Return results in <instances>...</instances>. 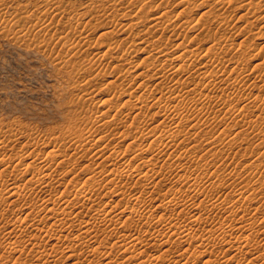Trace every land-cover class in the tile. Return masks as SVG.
<instances>
[{
	"label": "rangeland",
	"instance_id": "obj_1",
	"mask_svg": "<svg viewBox=\"0 0 264 264\" xmlns=\"http://www.w3.org/2000/svg\"><path fill=\"white\" fill-rule=\"evenodd\" d=\"M124 1H126V0H124ZM130 1V0H129ZM164 1L165 0H163V2L162 3H164ZM169 2H167V1H165V4H164V8H163V5H162V8L164 9H161V7L160 8H158V10H156V8H154V6L155 7H157V6H159V4L161 3V0H152V3L150 4V5H152L153 7H151L152 8V11L150 10L149 11V14H148V20L145 22V25H142L141 26V24L140 25H138V27H134V28H132L129 32L127 31V32H124V34L123 33H120V32H114V33H111V35L110 34H107V36H105V35H103V36H101L100 34H101V32H105V30H103L104 29V27H108L106 24H107V22L105 21H103V19L101 18V15H102V13H105L106 12V14L107 15H111V16H115V17H117L118 18V13H116L115 12V10H113L112 8H111V3H110V1L109 0H0V8L2 9V11H0V18H2V19H0V142H1V144H0V146H2L3 144V150H2V152H1V155H0V158H2V160H1V162H0V176H1V181L2 182H0V189L2 188V190H4L3 192H1L0 194V200H9V198H8V192H6V190H7V188L5 187L6 185H7V183L9 184V183H13L15 186L17 185H22V186H20V187H23L22 189L23 190H21V193H23V191H24V193L21 195V197L19 198V199H15V201L17 202H15V203H13V202H10V201H12V200H9V202L11 203H9V202H7V201H0L1 202V204H0V209H1V207H2V209L3 210H5V209H7V211H6V213L3 211V213H5L6 215H4V216H7L8 218H6V217H3V218H1V216H2V209L0 210L1 211V216H0V251L3 253H1L0 252V264H18L17 262H15V260L17 259V258H20V261L22 262H25L26 264H103L102 262H107L106 264H144V261H146L145 262V264H149V263H151V264H178V262L181 264H183V262L185 261V263H186V261H188V264H192L193 262H195L194 264H199V262L201 263V264H208V263H213L214 262V264L216 263L217 264V261L216 260H219L218 261V264H240V262H243V263H241V264H252L250 261H252L253 262V264H260V263H264V237L261 239V238H259V237H262V236H264V186L263 187H260V185L262 184H264V132H262L264 129V119H257V122L255 121V122H251V124H249L248 123V125L246 124L247 122H245V119L243 118V116H240L239 115V113L237 112V110H233V109H236V106L231 110V105L232 106H234V105H237L238 103V101H237V99H239V97L241 98V101H242V98L244 97V102H248V101H250V102H252V103H250V105H251V107H250V110H248L246 113H248V116L249 117H257V118H259L260 116H263L264 115V103H262L261 101H259L258 102V99H260L261 97L259 96V95H261L262 96V99H264V86H263V84L261 83L262 81V78L264 77V68L263 69H261V70H259L258 68V66L256 67L255 65H256V63H257V61H261V59L260 58H262V57H264V56H262V55H264V35H262V33H260V31H259V27H260V25H264V19H258V20H255V18L254 17H252V16H254L255 14H253V13H248L247 11L248 10H245V8H241V7H239L240 6V4H242L239 0H228V1H230V2H228V1H226V0H222V3L220 2V4L219 3H217L216 5L217 6H215V2H209L210 3V5H213V7H215V11L216 10H218L219 12H221V11H225V9H226V15H228V13H229V15L228 16H230L229 18H228V24L226 23L224 26H221V24L220 25H218V23H217V21L214 19V20H212L213 18L211 17V16H207V18L206 17H204V19L202 18V17H199V16H201V12H204L205 10H208V7L209 6H207V9H206V5H204V6H196V5H198L197 3H195V4H193L192 5V3H191V5L189 4H180L179 3V0H168ZM253 1H255V2H257L258 0H253ZM48 2H49V4H48ZM159 2V3H158ZM243 2V1H242ZM157 4L158 3V5H154V4ZM167 3V4H166ZM225 3H228V5L226 4V8H223L222 6H224L225 5ZM230 3V4H229ZM257 3H260L261 5H262V7L263 8H261V9H259L258 11H257V15H260V14H262V15H264V0H259ZM263 3V4H262ZM89 5V7L88 8H86V7H84V5ZM49 7H48V6ZM59 5V6H58ZM149 5V6H150ZM166 5V6H165ZM170 5V6H169ZM219 5H220V7H219ZM231 5V6H230ZM50 6H51V8H50ZM53 6V7H52ZM186 6V7H185ZM166 7H167V9H166ZM187 7H189V8H187ZM192 7H193V10H192ZM195 7H198L197 9L195 8ZM225 7V6H224ZM235 7V8H234ZM191 8V9H190ZM221 8V9H220ZM223 8V9H222ZM0 9V10H1ZM7 9V10H6ZM150 9V8H149ZM155 9V10H154ZM147 10H148V8H147ZM167 10V13L170 15V16H172V15H174V17L172 16V19L173 20H175L176 19V21L178 22V21H180V23H182L185 19H187L188 18V21H186V22H184V23H182V25L184 24V26H182L181 27V29L179 28L178 30H177V35L175 34V36H174V34L173 35H171L170 33H164L163 35V38H161L160 39V42L159 43H157V45L156 46H148L147 47V45L146 44H143V43H140L139 41L141 40V38L142 37H145V36H147V35H144L143 36V34H142V36H136L135 34L137 33V31L138 30H140V29H142V28H145V26H148V24L151 22L150 21V18L152 17V15H155V14H157L158 12H160V11H166ZM186 10V11H185ZM188 10V11H187ZM190 10H192V11H190ZM204 10V11H203ZM18 12V14H17V12ZM22 11H23V13H22ZM45 11H47V13L49 12V13H53V15H57V18H56V22H57V20L59 21V22H55L56 23V28H55V30L53 31V33H55V38H57V37H60V38H65L63 41H67L66 42V45L64 46V44H60V43H57V39H55V41H53L52 43L53 44H51V37H49V35H44V34H42V33H32V35L33 36H30V35H28V36H26V37H24L25 35L23 34V33H25L24 32V29L23 28H25V29H27V30H29L28 28L30 27V29H32L33 27H35V24L37 25V23L39 22V20L41 19V18H43V16H44V14H47V13H45ZM186 12V14H188V17L187 18H185L186 16H185V12ZM3 12V13H2ZM8 12V13H7ZM13 12H15V14H13ZM183 12V13H182ZM217 12V11H216ZM2 13V14H1ZM26 13L28 14V15H26ZM125 13H127V11H125ZM124 13V14H125ZM178 13V14H177ZM179 13H180V15H179ZM190 13V14H189ZM11 14V15H10ZM21 14V15H20ZM25 14V15H24ZM39 16H38V15ZM224 14V15H225ZM5 15V16H4ZM10 17H9V16ZM18 16V17H20L18 20L16 19V20H13V17L14 16ZM20 15V16H19ZM22 15H23V17H22ZM178 15V16H177ZM182 15H184L183 16V20L181 19V20H178L179 18V16H180V18L182 17ZM190 15V16H189ZM252 15V16H251ZM13 16V17H12ZM31 17V18H28V19H26L27 17ZM68 16V17H67ZM70 16V17H69ZM74 16H76L77 18L79 17H81L82 19H81V23H83V24H79L77 27L78 28H73V26H72V28H73V30L75 31H86L87 29H90V31L89 30H87L86 32H88L89 31V33L91 34V37H90V35H89V37H90V39L89 38H87V46L86 45H84V43L82 44V47H83V49H82V51L79 53V55H76V54H78L77 53V51L76 50H70V48H69V46H70V42H72L73 41V39H75V41H78L79 39H76V38H74L75 36H76V31L74 32L73 30H72V28L70 29V26H68V27H66V25H65V23H64V21L65 20H67L66 19V17L68 18V20H70V19H72ZM246 16V17H245ZM37 17V18H36ZM41 17V18H40ZM52 16H50L49 18H45V19H43V20H47L48 22H49V20L50 19H52L51 18ZM64 17V18H63ZM198 17L199 18H202V19H200V22H201V20H202V23H204V24H208V23H210V25L208 24V26H210L209 28L211 29V28H214V29H211V30H213V32H210V33H208V34H206V32H202V33H199L200 32V30H199V32H198V30H193V28H192V26H188V23H190L189 25H191V23H196V21H197V19H198ZM3 18H5V19H3ZM6 18H8V19H6ZM10 18H12L11 20H13V21H10L9 19ZM25 18V19H24ZM39 18V19H38ZM192 18H193V20H192ZM197 18V19H196ZM15 19V18H14ZM21 19V20H20ZM23 19V20H22ZM64 20L63 21V23L61 22V20ZM119 19V18H118ZM247 19V20H246ZM122 20H125L124 18H122L121 17V21ZM207 22H206V21ZM210 20V21H209ZM6 21V22H5ZM40 21H42V20H40ZM51 21V20H50ZM104 22L105 23V26H103L102 24H101V22ZM16 22V23H15ZM27 22H29V23H27ZM43 22V21H42ZM52 22V21H51ZM219 22V21H218ZM247 22V23H246ZM250 22H252V26L250 27ZM41 23V22H40ZM61 23V25H59ZM100 23V24H99ZM23 24V25H22ZM26 24V25H25ZM63 24V25H62ZM206 24V25H207ZM10 25H11V27H10ZM14 27H13V26ZM20 25V26H19ZM22 25V26H21ZM31 25V26H30ZM34 25V26H33ZM101 25V26H100ZM247 25H248V27H247ZM33 26V27H32ZM81 26V27H80ZM82 26H84V27H82ZM91 26H92V28H91ZM259 26V27H258ZM13 27V28H12ZM18 27V28H17ZM20 27H22V28H20ZM88 27V28H87ZM103 27V28H102ZM149 27V26H148ZM187 27V28H186ZM216 27H217V29H216ZM245 27V28H244ZM258 27V28H257ZM68 28V29H67ZM84 28V29H83ZM147 28V27H146ZM192 28V29H191ZM12 29V31H10ZM13 29H14V32L16 33V31L18 32L19 30L18 29H20V32H22V34L23 35H20L21 33H19L18 32V34L19 35H17V33H16V35H15V33H14V35H13ZM16 29V30H15ZM21 29H22V31H21ZM58 29V30H57ZM82 29V30H81ZM92 29V30H91ZM96 29V30H95ZM148 29V28H147ZM194 29H197V28H194ZM224 29V30H223ZM251 29V30H250ZM9 30V31H8ZM93 30H94V32H93ZM118 30V29H117ZM221 30V31H220ZM263 29H261V31H262ZM8 31V32H7ZM26 31V30H25ZM57 31V32H56ZM60 31V32H59ZM258 31V32H257ZM264 31V30H263ZM262 31V32H263ZM67 32H69V33H67ZM72 32V33H71ZM178 32H180V34L178 33ZM52 33V34H53ZM74 33H75V35H74ZM116 33V34H115ZM199 33V34H198ZM205 33V34H204ZM214 33V34H213ZM58 34V35H57ZM71 34V35H70ZM201 34V35H200ZM210 34V36L212 37H208L207 35H209ZM213 34V35H212ZM217 34H220V35H217ZM224 34V35H223ZM57 35V36H56ZM62 35V36H61ZM67 35H68V37H67ZM132 35V36H131ZM195 35H197V37H198V35H199V39L197 38V37H194ZM202 35H204V36H202ZM8 36H10V37H8ZM64 36V37H63ZM129 36V38L130 39H128L127 37ZM149 36H150V34H149ZM168 36H170V38L171 39H168L167 37ZM218 36V37H217ZM219 36H227L226 37V39H228L231 43H232V45L229 47V52H227L228 53V55H230V56H228L227 55V53H226V55L225 56H223V59H224V61H225V59H226V61H225V65L227 64L228 66H226L225 67V65H224V70H227L226 72H228L229 71V69H230V71H231V69H233V67L236 65L237 66V64H235L236 62L237 63H241V65H240V68L242 67V65H243V67H242V69L241 70H243V71H246L245 70V68L247 69V71H248V69H249V71L247 72V75L248 76H246V78H245V83L246 84H244L242 87H241V91H245V89L248 87V84H249V89L247 90V92L245 91H243L244 92V94H245V96H244V94H243V92H240L239 91V89L237 90H235V89H233L232 88V84H233V82L232 81H234V79L235 78H238L237 76H238V74L239 73H237V71L238 72H240L239 70H235V71H233V72H228V75H227V73L226 74H224L223 76H225L224 78L223 77H221V79H223V81L222 82H220V86L219 85H217L218 86V88L215 90H210L208 87H207V89H209V90H207L206 88L204 89V93H203V96L205 97V95L206 94H208V95H206V97L208 98V100L205 98L204 99V97L202 96V93L201 94H193V93H190L191 94V96H189L188 98V100H190V99H192V100H190V103H193V102H195V103H193V104H197L198 106L199 105H201V106H199V107H202L203 108V106H204V110L202 109V111L201 110H199L198 108V110L200 111V112H198L197 110H195V111H197V112H192V111H190L191 109H190V106H188V105H184V104H179V106H178V108L180 107V105H181V107H182V109H183V112H182V110L181 109H179L178 111L180 112V113H183V114H185L186 112H191L192 114V116H190V114L188 113H186V115H188L189 117H190V119H188L189 117H187V121L186 120H184L183 119V123H182V120H179V119H177V118H179V117H176L175 118V120H177L178 121V123L177 124H175L174 122H177V121H175V120H169V121H172V122H170V124H172L173 126L172 127H174V130L175 131H177L178 133H179V135H178V137H176L175 138V142L176 143H173V145L170 147V148H168V150L166 149V150H164V151H162V153H161V155H159L158 156V158H155V159H159V160H161L162 158H166L165 159V161L167 160V159H170V157H173L174 156V153H175V157H173L172 159L173 160H175V158H177V160H179V161H185V162H183V163H181V165H180V167H185V166H189L188 167V170H187V167H185V171L182 169V168H178V167H175V168H172L170 171H169V169L167 168V166L165 167L163 164H165V161H164V159L163 160H161L160 162V164L158 165V168H159V174L157 175V173H153V172H149L148 174H147V177L148 178H151V179H148V178H145L144 180H142L144 183H142L141 182V180H140V182H139V184H138V181H136V180H125V181H123V183L125 184L124 186H123V183L122 182H118L119 180H120V176H117V178H119V179H117V180H114V178H115V176L117 175H115L114 176V174H109V172H110V170L112 169V171L113 170H116L117 169V171L119 170V168L122 166V162H124L125 161V159H127V161L128 160H131V159H133L132 158V156H140L139 158L137 157V159H138V161L136 160L135 162L136 163H134V160H132V162H131V164L135 167L136 166V168H138V170H137V172H136V170H133V173H134V175H136L135 173H137L138 174V172L140 173V172H142V173H144L145 171H146V169L145 168H147V166H145V165H142L141 164V162L140 161H142L143 160V158L144 159H146V157H147V159L148 158H150L151 156H153V154H150V153H152L153 152V148L151 149V151L149 150V149H147V147H146V149H144L145 147H143V148H141L142 150H140L139 149V147H138V145H136V144H134L133 146H135V147H133L132 145H131V141H133V138H131V137H133V136H135V135H139L140 133H141V135H142V132H143V130L145 131L147 128H152V127H154L155 125L156 126H159V129H158V131H156V133L158 134V136H159V134H160V136L161 137H163L164 139H166V137L168 136L167 134H166V132H164L163 130L164 129H162V126H164L165 124H167L166 122H164V120H162V119H164L163 118V116H162V114H161V116L159 115L158 116V114H157V112L159 111V109H158V107H157V105H154L155 103V100L153 99L154 97H158V90H155L156 88H154V85H157V84H155V82L157 83L158 81H160V80H158L156 77L155 78H153L154 76H151L152 75V73H154L153 71H155L156 72V70H158L159 69V67L160 68H162L161 66H160V64L158 63H154L153 65H151L149 68L150 69H148L149 71H151V72H149L148 74H147V76H143V77H140V78H136V76H134L133 77V81H135V82H133L132 81V85H134L135 83H138L139 81L140 82H142V81H144L146 84H148V86H149V84L150 85H152V87L153 88H151V89H149V90H147L148 89V87H147V85H146V87H141L140 89L141 90H139V88H137V91H136V93H135V95H137V96H143V97H148V95L150 96V92H152V89H153V91H154V94H153V92H152V94L154 95V97H152V96H150L151 98H152V100H154L153 102H152V100L150 99V97H149V99L147 100L148 102H146V104H147V106L145 105V108L142 110V111H144L145 110V112H142L143 113V115H142V113H141V116L139 117V119H137L136 118V120H134V124H135V126L136 127H139L137 130H135V128L134 127H132V128H129L128 129V127H129V125H128V127H127V129H124L125 128V126H127V124L128 123H130V121L132 120L131 118H133L134 117V115L133 114H136L137 113V109L136 108H130V106L128 107L129 109H127V105L129 104V102L130 101H125V98H126V96H128L127 94L129 93V92H127V94H124V95H120V92L118 91V90H120L119 88V86H117L116 88L114 87V88H112V85H108L107 83H108V81H112L113 79H116L117 78V73H115V72H117L116 71V69H115V67L117 66L118 68H120V70L123 68V67H125V68H131V66L133 67V66H135L136 65V67H133V69H135V72H136V70H138V69H140L141 67L140 66H142L143 67V65H141V62L143 63V61L144 60H146L147 61V59H148V57H149V53H154L155 52V49H154V47L156 48L157 46L160 48L161 46L160 45H162L163 44V46L160 48V50H162V51H164V52H166L167 54H174L175 52L176 53H178V52H181L182 51V46H179V43H181V41L182 40H184L183 42H184V45L187 47V48H189V50H190V48L192 47V48H195L196 47V50H198V51H200L201 52V54L200 55H203V52L205 51V49L206 48H208L207 46H211L212 45V43L213 42H215L217 39H220L221 37H219ZM18 37V38H17ZM49 37V38H48ZM124 37H126V38H124ZM138 37L140 38V39H138ZM166 37V38H165ZM214 37V38H213ZM230 39H229V38ZM28 38V40H26ZM70 38V39H69ZM124 39V40H120V39ZM185 38V39H184ZM190 38V39H189ZM196 38V39H195ZM203 38V39H202ZM206 38V39H205ZM24 39V40H23ZM46 39H47V41H49V43H50V45L48 46V47H42V42L44 41V42H46ZM67 39V40H66ZM111 39H113L112 41H114L115 39H119L118 40V43H116L117 42V40H115L114 41V44H116L117 46L115 47L114 46V44H113V42H111ZM155 39H157V38H155ZM168 40V43H166L165 44V42H167L166 40ZM198 39V40H197ZM205 39V40H204ZM207 39H209L208 41H207ZM212 39V40H211ZM125 40H127V42H125ZM163 40H165V41H163ZM169 40H171V41H169ZM195 40H197V41H200V43H198L197 42V44H198V47L196 46V43H195ZM75 41H73V42H75ZM110 43H109V42ZM190 41H191V43H190ZM194 41V42H193ZM213 41V42H212ZM25 42V43H24ZM40 42V43H39ZM54 42L57 44V46H56V44H54ZM72 42V43H73ZM164 42V43H163ZM170 42V43H169ZM193 42V43H192ZM217 42V41H216ZM36 43V44H35ZM37 43H39V44H37ZM63 43V42H62ZM67 43L69 44V45H67ZM61 46H60V45ZM110 44V46H109V49H108V47H107V45H109ZM192 44V45H191ZM203 44V45H202ZM205 44V45H204ZM34 45V46H33ZM39 45V46H38ZM59 45V46H58ZM144 45V46H143ZM149 45V44H148ZM151 45H153V44H151ZM178 45V46H177ZM184 45H183V47H184ZM190 45V46H189ZM200 45H202V47L200 46ZM251 47L252 46V48H247V47H249V46ZM30 46V47H29ZM53 46V47H52ZM63 46V47H62ZM68 47L69 49H67L66 48V50H65V47ZM114 48H113V47ZM123 46L125 47V49L126 50H130V51H128V52H126L125 51V53H127V55L124 53V48H123ZM194 46V47H193ZM200 46V47H199ZM206 46V47H205ZM209 46V47H210ZM232 46H233V48H232ZM247 46V47H246ZM37 47H38V49H37ZM121 49V51H120V49ZM182 49H181V48ZM205 49H204V48ZM245 47H246V49H249L248 50V52L246 51V49H245ZM64 48V49H63ZM85 48H86V50H85ZM113 48V49H112ZM144 48H146V49H144ZM179 48V49H178ZM191 48V49H192ZM199 48V49H198ZM201 48V49H200ZM202 48H203V50H202ZM262 49V51H259V49ZM115 49V50H114ZM147 49H148V51H147ZM237 49L239 50V51H237ZM256 49H258L257 51H256ZM65 50V51H64ZM70 50V51H69ZM168 50V51H167ZM233 50V51H232ZM245 50V51H244ZM68 53H70V54H68ZM103 51V52H102ZM109 51V52H108ZM147 51V52H146ZM150 51V52H149ZM153 51V52H152ZM249 51H250V53H249ZM64 52H66V54L64 53ZM98 52L100 53V54H107V52H108V55H109V53H110V55H109V57L111 56V58H113V64L112 65H110V67H109V69L108 68H106V67H108V66H104V65H102V67L100 66H98L97 64L96 65H92L91 64V60H93V59H95V57L97 58L98 57ZM117 52V53H116ZM118 52H120V53H122V54H120V55H118L119 53ZM253 52V53H252ZM259 52V53H258ZM262 52V55H260V53ZM72 53H74V58H73V54ZM76 53V54H75ZM129 53V54H128ZM131 53V54H130ZM148 53V54H147ZM243 53V55H241ZM253 55H252V54ZM255 53V54H254ZM258 53V54H257ZM72 54V55H71ZM97 54V55H96ZM123 54H125L124 56L125 57H123L124 58V60H127L126 62L125 61H120V60H116L117 58H118V56L119 57H122L123 56ZM250 54H251V57H249L250 56ZM257 54V55H256ZM96 55V56H95ZM107 55V56H108ZM116 55V56H115ZM118 55V56H117ZM235 55H237V58H236V56ZM255 55H256V58L257 59H255L254 60V57H255ZM69 56V57H68ZM78 56V57H77ZM95 56V57H94ZM116 58H115V57ZM128 56V57H127ZM228 56V57H227ZM239 56V57H238ZM253 56V57H252ZM262 56V57H261ZM243 57H245V58H243ZM246 57H247V59H246ZM249 57V58H248ZM70 58V59H69ZM89 58V59H88ZM114 58H115V61H114ZM125 58H127V59H125ZM239 58V59H238ZM252 58V59H251ZM65 59V60H64ZM72 59V60H71ZM84 59V60H83ZM87 59H88V61H87ZM142 59H143V61H142ZM199 59H201L200 60V62L201 61H203L204 59H202V57L200 56V58ZM263 59V58H262ZM72 61V62H69V61ZM90 60V61H89ZM105 60H107V58L105 59ZM228 60V61H227ZM233 60V61H232ZM237 60H240L241 62H239V61H237ZM150 61V60H149ZM148 61V62H149ZM232 61V62H231ZM84 62V63H83ZM87 62H90L89 63V65L87 64ZM120 62H121V64H120ZM227 62V63H226ZM235 62V63H234ZM139 63V64H138ZM246 63V64H245ZM255 63V64H254ZM71 64V65H70ZM82 64V65H81ZM90 64H91V66H92V68H91V66H90ZM74 67H73V66ZM86 65V66H85ZM115 67H114V66ZM122 65H124V66H122ZM128 67H127V66ZM199 65V64H198ZM210 65H212L211 63H209V66ZM230 65V66H229ZM99 68H98V67ZM130 66V67H129ZM158 66V67H157ZM244 66H245V68H244ZM249 66V67H248ZM255 66V68H253ZM82 67H84V68H82ZM86 67V68H85ZM114 67V68H113ZM155 67H157V69L155 68ZM195 68V70H194V68ZM191 66V67H189L190 68V70H192L191 72H193L194 73V71H198V68H199V66ZM227 67H229V69L227 68ZM250 67H251V69H250ZM91 68V69H90ZM101 68V69H100ZM152 68V69H151ZM156 69V70H154V69ZM210 69H211V66L209 67ZM227 68V69H226ZM257 68V69H256ZM81 69V70H80ZM86 69H87V72H89V73H87L86 72ZM96 69V70H95ZM104 69V70H103ZM77 70H79L80 72H78ZM83 70V71H82ZM90 70H92V71H90ZM104 71V72H102V71ZM108 70V71H107ZM115 70V71H114ZM252 70V71H251ZM254 70V71H253ZM256 70V71H255ZM263 70V71H262ZM106 71V72H105ZM111 72V73H110ZM190 72V73H191ZM237 74H236V73ZM246 72H244L245 74L244 75H246ZM249 73V74H248ZM195 75H197V74H195ZM227 75V76H226ZM229 75H231V76H229ZM253 75L254 76H256V75H258V77L256 76V77H254V79H253ZM93 76V77H92ZM236 76V77H235ZM150 77V78H149ZM234 77V79H232ZM259 77H261V79L259 78ZM145 78V79H144ZM199 78V77H198ZM228 78V79H227ZM250 78H251V80H250ZM260 79V81H258L259 79ZM118 79H119V77H118ZM143 79V80H142ZM212 79H214V77H212ZM239 79V78H238ZM248 79V81H246ZM256 79H258V80H256ZM122 80V79H121ZM120 80V82H119V80L117 81V82H119V83H121L122 81ZM128 80L129 79H126V81L124 82H122V84H120V85H122L121 86V89H122V87H127L128 85H126L125 83L126 82H128ZM198 80V79H197ZM196 80V81H197ZM214 80H216V79H214ZM227 80V81H226ZM230 80H232V81H230ZM249 80H250V83H249ZM254 80V81H253ZM263 80H264V78H263ZM138 81V82H137ZM208 81V80H207ZM218 81V80H217ZM230 81V82H229ZM116 82V83H117ZM226 82V83H225ZM231 83V85L229 84V83ZM248 82V83H247ZM251 82H253V83H251ZM259 83V85H258V83ZM119 83H117V85L119 84ZM134 83V84H133ZM154 83V84H153ZM255 83V84H254ZM256 83H257V85H256ZM103 86H102V85ZM106 84V85H105ZM125 84V85H124ZM225 84V85H224ZM227 84V85H226ZM253 84V85H252ZM105 85V86H104ZM138 84H135V87L137 86ZM230 85V90H232V92H233V94H231L230 95V97H226V99H225V96L223 95V93H221V95H220V93H218V91L219 92H222V89L223 88H226V87H228ZM251 85V86H250ZM261 85V86H260ZM107 86V87H106ZM222 86H223V88H222ZM255 86V87H254ZM260 87V89H259V87ZM119 87V88H118ZM244 87H245V89H244ZM262 87V88H261ZM107 88H109L108 90L109 91H112L113 89H115V90H113L112 92H109L108 90H107ZM129 88H130V84H129ZM149 88H150V86H149ZM222 88V89H221ZM135 89V88H134ZM144 89V90H143ZM221 89V90H220ZM243 89V90H242ZM106 90V91H105ZM202 90H203V88H202ZM233 90H235V91H233ZM115 91V92H114ZM118 91V92H117ZM120 91H122V90H120ZM155 91H157V92H155ZM108 93L106 96H104V95H102L103 93ZM250 92V93H249ZM114 93V94H113ZM117 93V94H116ZM119 93V94H118ZM147 93H148V95H147ZM212 93H213V95L215 96L216 95V93H217V97H216V99H217V101L218 100H226L227 102H228V104H227V102H226V107H224V109L222 108L224 105H225V103H223V100H222V102H219V103H217V105H216V99H214L215 97L212 95ZM243 95V97H242V95ZM249 93V94H248ZM263 93V94H262ZM87 94V95H86ZM111 94V95H110ZM193 94V95H192ZM212 95V97H214L213 99H212V97H211V95ZM218 94H219V97L220 98H218ZM239 94V96L237 97V95ZM250 94H251V99L248 97V96H246V95H249L250 96ZM255 95V96H252V95ZM110 95V96H109ZM126 95V96H125ZM157 95V96H156ZM200 96L201 97V99H202V103H200L201 102V99H200V97H197V96ZM241 95V96H240ZM103 96V97H102ZM118 96V97H117ZM194 96H196V97H194ZM111 97V98H110ZM116 97V100H114V98ZM121 97V98H120ZM203 97V98H202ZM223 97V98H222ZM248 97V98H247ZM88 100H87V99ZM90 98V99H89ZM194 98H196V99H194ZM248 99V100H246L245 101V99ZM105 99H107V104L108 103H110V104H108V105H110L109 107H108V105L107 104H105L106 103V101H105ZM120 99V100H119ZM123 101H122V100ZM126 99H129V97H127ZM145 99V98H144ZM194 99V100H193ZM199 99V100H198ZM209 99H212V100H209ZM236 99V100H235ZM255 99H257V100H254ZM104 100V102H102ZM204 100H205V102H204ZM240 100V99H239ZM251 100H253V101H251ZM261 100V99H260ZM119 101L121 102L120 104H117V103H119ZM135 101V100H134ZM133 101V102H134ZM151 103H150V102ZM193 101V102H192ZM206 101H208V102H206ZM214 101V102H213ZM114 102V103H113ZM126 104L125 106H126V109H125V107H123V105H124V103ZM127 102V103H126ZM131 102H132V99H131ZM132 102V103H133ZM233 102V103H232ZM236 102V103H235ZM261 102V103H260ZM99 103V104H98ZM117 104V106H116V104ZM150 103V104H149ZM154 103V104H153ZM210 103L212 104V105H210ZM224 104L223 106H222V104ZM229 103H231V105L229 104ZM105 104V105H104ZM112 104H114L113 106H112ZM153 104V105H152ZM175 104V103H174ZM204 104H206V105H208V106H206V105H204ZM261 104H262V106H261ZM103 105V106H102ZM122 105V106H121ZM184 105V106H183ZM219 105H220V108H219ZM106 106H107V109H106ZM114 106H116L114 109H113V107ZM150 106V107H149ZM228 106H230V107H228ZM256 106V107H255ZM111 107V108H110ZM121 107V110H122V112H125V110L128 112V113H130V114H128L127 116L129 117V118H127V116H124L123 117V120H121L122 122H124V121H126V122H124V123H122L121 121H119V122H117L116 123V121L117 120H114L113 121V117H117V116H119L118 114L117 115H115V113H113V112H115V111H118V109ZM180 107V108H181ZM189 107V108H188ZM215 107V108H214ZM218 109H217V108ZM228 107V108H227ZM261 107V108H260ZM116 108H118L117 110H116ZM123 108V109H122ZM258 108H260V109H258ZM110 109H111V111H112V109L114 110V111H110ZM133 109V110H132ZM135 109H136V112H134L135 111ZM146 109H147V111H146ZM184 109H189L188 111H186V110H184ZM212 109H213V111H212ZM214 109H216V110H218V113L219 114H217V111L216 110H214ZM223 109V110H222ZM252 109V110H251ZM261 109H263V110H261ZM121 110H119V114H120V112H121ZM192 110H194V109H192ZM207 110V111H206ZM103 111V112H102ZM155 111H157V112H155ZM186 111V112H185ZM212 113H211V112ZM221 111V112H220ZM228 111H230V112H228ZM249 111H251V112H249ZM259 111H261L260 113H259ZM126 112V113H127ZM133 112V113H132ZM140 112V111H139ZM138 112V113H139ZM155 112V113H154ZM203 113V115L201 114H199V113ZM252 112H253V114H252ZM114 114L112 117L110 116L109 118H113L112 120L111 119H109V118H107L109 115L108 114ZM222 113V114H221ZM237 113V114H236ZM249 113L251 114V115H249ZM104 114V115H103ZM147 114V115H146ZM157 114V115H156ZM195 114V115H194ZM206 116H208V118L209 117H211L210 119H205V115ZM233 114V115H232ZM255 114V115H254ZM86 115V116H85ZM107 117H106V116ZM133 115V116H132ZM197 115H199L198 116V119H197ZM223 115V116H222ZM227 116L226 118H225V116ZM232 115V116H231ZM236 115V116H235ZM104 116V117H103ZM145 116H148V117H145ZM194 116V117H193ZM201 116H203L202 118H201ZM94 117V118H93ZM103 117V118H102ZM107 118V120H109V122L107 123V125H103V124H101V123H99L100 122V120H101V122L105 119L106 120V118ZM192 117V118H191ZM196 117V118H195ZM217 118V119H215V118ZM236 117L239 119V117H240V119L238 120H236ZM242 117V118H241ZM253 117V118H254ZM225 118V119H224ZM232 120V119H234V120H236V122L234 121V120H230V119ZM252 118V119H253ZM261 118H264V116L263 117H261ZM78 119V120H77ZM85 119L87 120V121H85ZM115 119H117V118H115ZM141 119V120H140ZM193 119H195L196 120V122H197V124H196V122H194L195 120H193ZM203 119V120H202ZM243 120V124H242V120ZM98 122H97V121ZM104 120V121H105ZM107 120H106V122H107ZM198 120V121H197ZM199 120H201V122H199ZM204 120H206L207 121V124H206V122L204 121ZM210 120V122H208ZM214 120V121H213ZM215 120H216V122H215ZM241 120V121H240ZM81 121V122H80ZM86 122V124H85V122ZM138 121H140L139 123H138ZM161 121L163 122V123H165V124H163V123H161ZM186 121V122H185ZM191 121H192V123H191ZM234 121V122H233ZM239 121V122H238ZM247 121V120H246ZM70 122V123H69ZM89 122H90V125H89ZM122 124H121V123ZM205 122V123H204ZM219 122H221L220 124H219ZM226 122V123H225ZM241 122V123H240ZM88 123V124H87ZM116 123V124H115ZM119 123L121 124V125H119ZM138 123V124H137ZM160 123L161 124H163L162 126L160 125ZM181 123V124H180ZM190 123H191V125H190ZM199 123H201V124H199ZM213 123V124H212ZM235 123V124H234ZM236 123L238 124V125H236ZM240 123V124H239ZM252 123H256V124H252ZM77 124V125H76ZM84 124V125H83ZM94 124V125H93ZM101 124V125H100ZM124 124V125H123ZM137 124V125H136ZM174 124H175V126L177 127V129H175V126H174ZM185 124V125H184ZM195 124V125H194ZM232 124V125H231ZM80 125V126H79ZM100 125V126H99ZM102 125H103V127H102ZM112 127H111V126ZM123 125V126H122ZM179 125H181V126H179ZM193 125H194V127H193ZM211 125H213V126H211ZM241 125V126H240ZM245 125H247V126H245ZM260 125V126H259ZM72 126V127H71ZM83 126V127H82ZM85 126H86V128H85ZM99 128L97 131H96V129H97V127ZM111 128H110V127ZM117 126H119L118 128H120V130L122 131H120L119 132V134L121 135L120 136V138H119V135H117V133H118V128H116V130H115V127H117ZM123 127V128H121V127ZM161 126V127H160ZM179 126V127H178ZM189 126V127H188ZM232 126V127H231ZM244 128H243V127ZM251 126H252V128H251ZM263 126V128H261ZM75 127V128H74ZM92 127V128H91ZM94 127H95V129H94ZM105 127H107V128H105ZM114 127V128H113ZM142 127V128H141ZM144 127V128H143ZM147 127V128H146ZM203 127V128H202ZM207 127H208V129H207ZM224 127V128H223ZM231 129H230V128ZM250 127V128H249ZM255 127H257V129H254ZM260 127V128H259ZM71 128H72V130H71ZM74 128V129H73ZM81 128V129H80ZM91 128V129H90ZM114 130H113V129ZM180 128V130H178ZM185 128H186V130H185ZM195 129V130H192V129ZM219 128V129H218ZM227 128V129H226ZM132 129H134L135 130V132H134V130H132ZM141 129V130H140ZM173 129V128H172ZM181 129L184 131V133H185V135H187L188 136V133H189V131L191 132V134H194L193 136H191V139H189L188 137H190V136H186V138H188V139H186V138H184V133H180L181 132ZM199 131H198V130ZM213 131H212V130ZM69 132H68V131ZM79 130H81L80 132L82 133L83 132V135L84 136H89L90 134H92V136H95L94 138L95 139H98L97 137H99V140H100V143H99V140H98V144L94 147V146H92V148H91V146L90 145H88L87 146V148H88V150H87V148H85V152L87 153H84L83 154V151L81 150V148L80 147H78V143H77V147H78V151H76L75 150V148H74V146H72L73 145V143L74 142H72V141H78V142H80V144L82 145V144H84L83 142V139L82 138H84L83 137V135L81 134V133H79ZM84 130V131H83ZM91 130V131H90ZM128 130H129V132H128ZM132 130V131H131ZM139 130H140V132H139ZM197 130V131H196ZM206 130H207V132H206ZM226 130V131H225ZM262 132V134L259 132ZM67 131V132H66ZM73 131H75V132H77V139H75V137L73 136V135H76V134H74L75 132H73ZM91 133H90V132ZM117 131V132H116ZM147 131H149L148 129L145 131V133L147 132ZM182 131V132H183ZM205 131V132H204ZM209 131V132H208ZM253 131H256V134H255V132L253 133ZM259 133H258V132ZM73 134L72 136H71V133ZM131 132V133H130ZM136 133L135 135H134V133ZM138 132V133H137ZM176 132V133H177ZM186 132H187V134H186ZM197 132V133H196ZM216 132V133H215ZM13 133H15L14 135H13ZM65 133H66V135H65ZM67 133H69V134H67ZM86 133H88V134H86ZM127 135H126V134ZM128 133H129V135H128ZM161 133H162V135H161ZM210 133H212V134H210ZM108 134H111V135H109L108 136ZM130 134H133L132 136L130 135ZM156 134V135H157ZM183 134V135H182ZM217 134V135H216ZM220 134V135H219ZM16 135V136H15ZM63 135H65V136H63ZM68 135V136H67ZM69 135H70V137H69ZM117 135V136H116ZM125 136V137H127V138H125V139H123L122 140V136ZM164 135L166 136V137H164ZM215 135V136H214ZM231 135V136H230ZM232 135H234V136H232ZM255 135V136H254ZM263 135V136H262ZM113 136H115V139H116V137H117V139L115 140L114 139V137ZM183 136V137H182ZM200 136V137H199ZM213 136V138L211 139L210 137H212ZM216 136H218V137H216ZM221 138H220V137ZM4 137V138H3ZM9 137H10V141L8 140L9 139ZM12 137L13 138H16V142H15V139H12ZM61 137H63L62 138V140H64L66 143H64V141L62 142L61 141ZM68 139H67V138ZM74 137V139H71V138H73ZM79 137H80V140H79ZM82 137V138H81ZM109 137L111 138V139H109ZM112 137H113V139H112ZM208 137V138H207ZM229 137V138H228ZM231 137H233V139L231 138ZM235 137H236V139H235ZM255 137V138H254ZM9 141H7L6 139ZM86 138V137H85ZM101 138H103V141H102V139ZM181 138V139H180ZM183 138V139H182ZM196 138V139H195ZM202 138V139H201ZM216 140H215V139ZM240 140H239V139ZM263 138V139H262ZM66 139H67V141H66ZM109 139V140H108ZM119 139V140H118ZM123 141V142H121V140ZM177 139V140H176ZM186 139V140H185ZM195 139V140H194ZM200 141H199V140ZM206 139H207V141L209 140V142H211V143H213V144H216L217 142V145H214L213 147H209V142H207L206 141ZM214 139V140H213ZM219 139V140H218ZM3 142H5V141H7V142H5V143H2V141ZM14 140V141H13ZM70 140H71V143H69L70 142ZM106 141V144H105V141ZM112 140V141H111ZM129 140H130V143H129ZM185 141L184 142V144L182 143V141ZM212 140H213V142H212ZM218 140V141H217ZM221 140V141H220ZM230 141V140H233V142H235V143H240V145L239 144H234L233 142V144H232V146L230 145V144H228V142H226V141ZM238 142H237V141ZM259 140V141H258ZM12 141V142H11ZM48 143V145H47V143ZM51 141V142H50ZM57 142V143H54V142ZM83 141V142H82ZM110 141V142H109ZM126 141V142H125ZM181 141V142H180ZM186 141H188V142H186ZM225 141V142H224ZM11 142V143H10ZM15 144H14V143ZM37 144H36V143ZM38 142H39V145H38ZM62 142V143H61ZM111 144V145H108L109 143ZM177 142H179L180 144H177ZM198 144H197V143ZM202 142H203V144H202ZM216 142V143H215ZM223 144H222V143ZM7 143V144H6ZM10 143V145H9V147H8V144ZM54 143V144H53ZM68 143V144H67ZM137 143H139L140 144V141H138L137 140ZM144 143V142H143ZM210 143V144H211ZM12 144H14L13 145V147L15 148H17V150H16V148H15V151H14V149H13V147H11V145ZM31 144H33V146L35 147V148H33V147H31L32 145ZM35 144V145H34ZM56 144V145H55ZM59 146H61V147H59ZM62 144V145H61ZM102 144V146L100 147V145ZM104 144V145H103ZM129 146H128V145ZM144 144H146V143H144ZM174 144H176V145H174ZM189 144H191L190 146H189ZM227 144V145H226ZM36 145H37V147H36ZM50 145H54V146H50ZM64 145H68L67 146V148H66V146H64ZM109 147H108V146ZM186 145H188L187 147H186ZM230 145V146H229ZM6 146L8 147V148H6ZM62 146H64V147H62ZM97 146H99V147H97ZM103 146H104V148L106 149V151H105V149H103V151H105V152H102L103 154L104 153H106V156H110V157H106L105 155H103V156H101V159H102V161L103 160H105V161H100L99 160V162H101L102 164L104 163L105 165H106V163H107V161H108V163H111V162H109V161H114L115 162V166H113L112 164H108V165H106V166H104V164L101 166L102 168L100 169V164H99V166L96 164H93V163H95L94 162V160H92L91 158L93 157V155H94V157H96V154H94V153H96V151H100V148L102 149L103 148ZM113 146H115V149H113L112 147ZM126 146H128L127 148H126ZM224 146V147H223ZM229 146V147H228ZM262 146H263V148H262ZM5 147V148H4ZM11 147V148H10ZM72 147H73V149H72ZM83 148L84 147H86V145H84V146H82ZM97 147V148H96ZM107 147H108V149H107ZM172 147L174 148L173 150H172ZM182 147V148H181ZM207 147H209L208 149H206ZM239 149H238V148ZM23 148V149H22ZM53 148V149H52ZM54 148H55V150H54ZM57 148H59L58 150H57ZM61 148V149H60ZM99 148V149H98ZM187 148V149H186ZM229 148H232V149H229ZM5 149V150H4ZM12 151H11V150ZM62 149H66V150H63L62 151ZM68 149V150H67ZM184 149V150H183ZM193 151H192V150ZM206 149V150H205ZM228 149V150H227ZM19 150H21L22 152H20ZM71 151V154L68 152V151ZM95 152H94V151ZM146 150V151H145ZM182 150V151H181ZM188 151V152H186V151ZM195 150V151H194ZM211 151L210 153H209V151ZM213 150V151H212ZM221 150V151H220ZM224 152H223V151ZM228 152H227V151ZM5 151H6V156H4L5 155ZM9 151H11L12 152V154H11V152H9ZM19 152L18 153V155L19 156H15L14 157V155H17V152ZM51 151H53L52 153H51ZM55 151V152H54ZM65 151V152H64ZM80 151H81V153H80ZM88 151V152H87ZM92 151V153H90ZM115 151H118L117 152V154H114V152ZM141 151V152H140ZM142 151H143V153H142ZM168 151V152H167ZM178 151H181V152H178ZM185 151V152H184ZM191 151H192V153H191ZM202 151V152H201ZM217 151V152H216ZM50 154H49V153ZM64 153V155H63V153ZM67 152V154L65 155V153ZM72 152H73V154H72ZM76 152V153H75ZM121 152V153H120ZM170 152V153H169ZM178 152V153H177ZM184 152V153H183ZM208 152V156H206L207 153ZM214 152H216V153H214ZM4 153V154H3ZM15 153V154H14ZM20 153H22V154H26L27 153V156L30 154V156L33 158V161H32V158H29L30 156H24V155H20ZM32 153H33V155H32ZM53 153H55V154H53ZM59 154L58 156H56V154ZM75 153V154H74ZM80 153V154H79ZM88 153H90V155L88 154ZM116 153V152H115ZM165 153H166V155L167 156H165ZM172 153V154H171ZM177 153V154H176ZM184 154L183 156H182V154ZM202 153V154H201ZM219 153V154H218ZM3 154V155H2ZM52 154H53V156L54 157H51L52 156ZM69 154V155H68ZM77 154V155H76ZM170 156H169V155ZM179 154V155H178ZM181 154V155H180ZM190 156H189V155ZM192 154V155H191ZM193 154H194V156H193ZM198 154H200L201 156H197ZM214 154V155H213ZM49 155H51V156H49ZM73 155V156H72ZM74 155H76V156H80L79 158H78V160L80 159L81 160V162H80V160L78 161L77 159H73L74 157L75 158H77L76 156H74ZM82 155V156H81ZM89 155V156H88ZM102 155V154H101ZM112 155H114V157L112 156ZM116 155V156H115ZM123 157H122V156ZM186 155V156H185ZM214 157H213V156ZM12 156V157H11ZM21 156L23 157V158H25V160H24V163L25 164H20V158H21ZM34 156H35V159H34ZM70 156H71V158H72V161H73V163L75 162V160L76 161H78V162H76L78 165H76V163H74L75 165H71L72 164V161H71V158H70ZM85 156V158H86V156L88 157V158H86V160H85V158H82V157H84ZM121 156V159L122 160H120V158L119 157ZM177 156V157H176ZM182 156V157H181ZM222 156V157H221ZM10 157V158H9ZM27 157V158H26ZM36 157H37V159H36ZM51 157V158H50ZM67 157V158H66ZM104 157V158H103ZM113 157V158H112ZM115 157H117L116 159H114ZM127 157H131V158H127ZM167 157H169V158H167ZM179 157H181V159L179 158ZM191 159H190V158ZM206 157V158H205ZM212 157V158H211ZM218 157V158H217ZM3 158H5V159H3ZM11 158H13V159H11ZM40 159V161H39V159ZM51 160H50V159ZM82 158V159H81ZM179 158V159H178ZM183 158H188V159H186L187 160V162H186V160L185 159H183ZM195 158V159H194ZM200 158V159H199ZM205 160H204V159ZM213 158H215V159H213ZM217 158V159H216ZM18 159V160H17ZM30 159V160H29ZM56 159V160H55ZM68 159V160H67ZM84 159V160H83ZM110 159V160H109ZM118 159L120 160V163H118L119 161H118ZM141 159V160H140ZM150 159H152V157L150 158ZM171 159V160H172ZM201 159H203V160H201ZM214 160V161H212V160ZM218 159L220 160V161H218ZM13 160H14V162H13ZM61 160V161H60ZM64 160H66V161H64ZM88 160V161H87ZM107 160V161H106ZM158 160V161H159ZM223 160V161H222ZM5 161L6 162H8V164L6 163L5 164ZM19 161V162H18ZM31 161V162H30ZM37 161V162H36ZM43 161V162H42ZM58 161H60V163L58 162ZM87 161V162H86ZM93 161V162H92ZM122 161V162H121ZM191 161V162H190ZM197 161V162H196ZM205 163H204V162ZM207 161H208V163H207ZM34 162H36V163H34ZM62 162V163H61ZM88 162H90V163H88ZM106 162V163H105ZM190 162V163H189ZM196 162V163H195ZM204 164H203V163ZM214 162V163H213ZM244 162H245V164H244ZM253 162V163H252ZM254 162L256 163V164H260L261 166H262V169L261 170H259V168L261 167V166H259V168L258 169H256L255 168V170L254 171H256V172H258V173H256V176L254 175L255 173H254V171L252 170V169H250V168H253L254 169V165H250V164H254ZM30 164V163H34V165H33V168L32 169H30V170H27L26 168H27V165L28 164ZM47 163V164H46ZM80 163V164H79ZM84 163H86L85 165H84ZM159 163V162H158ZM157 163V164H158ZM180 163V162H179ZM192 163V164H191ZM201 163H202V165H201ZM218 163V164H217ZM246 163H247V166L246 167H244V165H246ZM250 163V164H249ZM27 164V165H26ZM49 164V165H48ZM93 164V165H92ZM121 164V165H120ZM135 164V165H134ZM139 164V165H138ZM140 164H141V166H140ZM162 164V165H161ZM185 164V165H184ZM192 166H191V165ZM200 164V165H199ZM214 164H216V165H214ZM3 165H6V167L5 166H3ZM8 165V166H7ZM11 165V166H10ZM14 165H16V167L14 166ZM17 165H18V167H17ZM46 165V166H45ZM84 165V166H83ZM88 165V166H87ZM95 165V166H94ZM120 165V166H119ZM137 165L138 166H140V167H144V169H142V168H140V167H137ZM195 165V166H194ZM199 165V166H198ZM226 165H227V167H226ZM241 165V166H240ZM4 168H3V167ZM13 166V167H12ZM20 166V167H19ZM47 166H48V168L49 169H51V170H47L48 168H47ZM49 166H51V167H49ZM75 166V167H74ZM86 166V167H85ZM91 166H93V167H91ZM124 166H125V162H124V164H123V167H121V168H124ZM160 166H163V167H160ZM201 166V167H200ZM208 166H210V167H208ZM240 166V167H239ZM251 166H253V167H251ZM2 167V168H1ZM7 167H9V168H7ZM10 167H12L11 168V171H12V173H11V171L9 170L10 169ZM24 169H23V168ZM90 167H91V169H90ZM95 167H99L98 169H96ZM110 169H109V168ZM196 167V168H195ZM235 167V168H234ZM237 167H239V168H237ZM248 167V168H247ZM19 170H18V169ZM38 168V169H37ZM44 168H47V169H44ZM92 168H94L95 170H92ZM104 168V169H103ZM108 168V169H107ZM142 170V171H139L140 169ZM205 168H207V169H205ZM210 168V169H209ZM212 168V169H211ZM215 168V169H214ZM237 168V169H236ZM241 168H243V169H241ZM244 168H246V169H244ZM7 169V170H6ZM23 169V170H22ZM41 169H42V171L43 170H46V171H43V173L44 172H46V173H42L41 172V175H40V173L38 174L37 172H40L41 171ZM162 169V170H161ZM168 169V170H167ZM177 169V170H176ZM199 169V170H198ZM214 169V170H213ZM233 169V170H232ZM241 169V170H240ZM249 169V171H247ZM1 170H3V171H1ZM33 170V171H32ZM38 170V171H37ZM55 170V171H54ZM87 170V171H86ZM109 170V171H108ZM121 170V169H120ZM164 170V172H162ZM167 170V171H166ZM191 170L192 171H194V172H191ZM203 172V170H204V174L203 173H201V171ZM208 171V172H206L205 173V171ZM235 170V171H234ZM236 170H239V171H236ZM243 170V171H242ZM246 170V171H245ZM258 170V171H257ZM21 171H22V173H21ZM48 171H49V174H48ZM50 171H51V173H50ZM69 171V172H68ZM90 171L92 172V173H94V174H89L90 173ZM97 171H98V173H99V175L98 176H103V178L101 177H99V178H97V176H95L96 177V179H97V181H96V179L94 178V175L95 174H97ZM104 171V172H103ZM108 171V172H107ZM169 171V172H168ZM172 171V173L173 172H175V171H177V172H175V175H174V173H173V175H171L170 174V172ZM195 171H196V174H194L195 173ZM198 171V172H197ZM200 171V172H199ZM231 171V172H230ZM233 171V172H232ZM6 172V173H5ZM7 172H9V173H7ZM20 173V175H18L19 173ZM35 172H36V174H35ZM102 172V173H101ZM106 172V173H105ZM121 172H122V170H121ZM124 172V171H123ZM168 172V173H167ZM189 172V173H188ZM261 172V173H260ZM5 173V174H4ZM11 173V174H10ZM108 173V174H107ZM153 173V174H152ZM186 173V174H185ZM192 173V174H191ZM201 173V174H200ZM209 173V174H208ZM214 173V174H213ZM236 173V174H235ZM245 173V174H244ZM254 173V174H253ZM4 174V175H3ZM8 174V176H9V174H10V177L9 178H7V175ZM17 175L18 177H17V179H14V178H16V176L15 175ZM47 175L48 174V176H43V175ZM51 174H54V176L53 175H51ZM75 174V175H74ZM101 174V175H100ZM151 174V175H150ZM163 175V177H162V175ZM166 174V175H165ZM178 174V175H177ZM201 177L200 179L198 178L199 176ZM205 174H207L206 176H207V179H205V177H203ZM232 176H236V177H232ZM237 174L239 175V176H237ZM258 174V175H257ZM263 175L262 177H261V175ZM12 175V176H11ZM36 175V176H35ZM51 175V177H49ZM75 177H73V176ZM153 175H155V176H153ZM164 175H165V177H164ZM182 175V177H184L185 175V177H184V179H187V181L186 182H183V184L181 183L180 184V181H183L184 179L182 178V180H180L181 178H180V176ZM190 175V176H189ZM193 175V176H192ZM195 175V176H194ZM201 175H203V176H201ZM208 175H209V178H208ZM227 175H229V176H227ZM254 175V176H253ZM260 175V176H259ZM5 176V177H4ZM52 176H53V178H52ZM72 176V177H71ZM107 176H111V177H108L109 179H107ZM158 176H161V177H158ZM167 176V177H166ZM169 176V177H168ZM170 176H172V178L170 177ZM175 176V177H174ZM192 176V177H191ZM220 176V177H219ZM254 178H253V177ZM3 177V178H2ZM84 177H86V179L84 178ZM114 177V178H113ZM189 179H188V178ZM195 177V178H194ZM217 177V178H216ZM223 177V178H222ZM240 177H242L241 179H240ZM246 177V178H245ZM256 177H257V179H260V180H256L255 181V179H256ZM12 178L14 179V181H12ZM52 180H51V179ZM56 178H58L57 180H56ZM74 178V179H73ZM111 178V179H110ZM154 180H153V179ZM155 178H157V179H155ZM160 178V179H159ZM175 180H174V179ZM197 178V179H196ZM203 178V179H202ZM212 179V181H211V183H210V180ZM225 178V179H224ZM246 179V180H250V181H247V182H245L246 180H244V179ZM248 178V179H247ZM263 178V179H262ZM5 179V180H4ZM7 179H9V180H7ZM53 179H55V180H53ZM71 181H70V180ZM91 179H93V181H91ZM95 179V180H94ZM103 179V180H102ZM104 179H107V180H105L104 181ZM165 179V180H164ZM167 179H169V180H167ZM174 181H173V180ZM197 180V181H193V180ZM215 179H216V181H215ZM231 179V180H230ZM239 179L240 180H244L243 181V185H242V181H239ZM16 180V181H15ZM79 180H81V182L79 181ZM89 180V181H88ZM101 181V183H103L102 185H101V183L100 184H98L100 181ZM113 180L116 182H113ZM158 180V181H157ZM161 180V181H160ZM198 180H202V181H198ZM205 180V182H206V184H205V182H204V184H203V181ZM224 180V181H223ZM3 181H4V183H5V181L7 182V183H3ZM10 181V182H9ZM12 181V182H11ZM49 181V182H48ZM52 181V182H51ZM54 181V182H53ZM73 182V184H71L70 182ZM90 181H91V183H90ZM94 181H96L97 182V184L94 182ZM105 183H104V182ZM108 181V182H107ZM135 182V184H134V182ZM189 181V182H188ZM191 181V182H190ZM193 181V182H192ZM257 181H259V182H261V184L260 183H258ZM263 181V182H262ZM42 182H43V184H42ZM47 182L49 183V185L47 184ZM51 182V183H50ZM79 182V183H78ZM93 182V183H92ZM127 182V183H126ZM133 184H132V183ZM175 182V183H174ZM199 182V183H198ZM202 183V185H204L203 187H202V185H201V183ZM207 182H209V183H207ZM218 182V183H217ZM248 182H249V184L251 183V185H247L248 184ZM255 182H257V183H255ZM24 183V184H23ZM46 183V184H45ZM75 183V184H74ZM89 183V184H88ZM130 183V184H129ZM137 183V184H136ZM140 183H142V185L140 184ZM186 183H188L187 185H186ZM191 183V184H190ZM196 183H198V184H196ZM213 183V184H212ZM217 183V184H216ZM221 184V185H223V186H219L218 187V184ZM225 183L227 184V185H225ZM239 183H241V185L239 184ZM247 183V184H246ZM252 183L254 184V185H252ZM2 184H4V185H2ZM26 184V185H25ZM80 186H79V185ZM85 184V185H84ZM105 184V185H104ZM114 184H115V186H114ZM117 184V185H116ZM120 184V186L119 187H117L118 185ZM143 184L145 185V186H143ZM186 186H188V187H186ZM192 184H193V186H192ZM195 184V185H194ZM200 184V185H199ZM208 184L210 185V187H208ZM214 184L215 185H217V186H214ZM219 184V185H220ZM256 184V185H255ZM30 187H29V186ZM45 185V186H44ZM76 185V186H75ZM89 185H91V186H89ZM96 185H97V187H96ZM98 185H100V186H102L101 188L102 189H100V188H98V187H100V186H98ZM104 185V186H103ZM128 185V186H127ZM130 185H133V186H131L130 187ZM153 185V187L151 188V186ZM177 185V186H176ZM179 185V186H178ZM197 185H199V186H197ZM240 185V186H239ZM248 187V186H250L251 188H247L246 186ZM261 185V186H262ZM5 187V189H4V187ZM44 186V187H43ZM78 186H79V188H78ZM81 186H85L84 188L83 187H81ZM88 187V189H87V187ZM107 186H110V187H107ZM134 186H136L135 188H134ZM139 186V187H138ZM140 186H141V188H140ZM155 186V187H154ZM176 186V187H175ZM190 186H192V187H194L193 189L194 190H192L191 188L192 187H190ZM206 186H207V188H206ZM214 186V187H213ZM28 187L31 189H29V191H28ZM91 187H92V189H93V191H90V190H92L91 189ZM117 187V188H116ZM125 188V190H124V188ZM130 187V188H129ZM158 187V188H157ZM160 187V188H159ZM173 187V188H172ZM182 190H180L179 188ZM185 187V188H184ZM198 187V188H197ZM200 187V188H199ZM217 188L218 187V190L217 189H214V188ZM223 187V188H222ZM26 188H27V190H26ZM33 188V189H32ZM35 188V189H34ZM76 188V189H75ZM84 189V190H82V189ZM105 188H106V191H105ZM111 190H110V189ZM113 188V189H112ZM118 188L120 189V190H118ZM127 188H128V190H127ZM141 190H140V189ZM154 188V189H153ZM182 188H184V190L182 189ZM210 188H211V190H210ZM75 189V190H74ZM79 189V190H78ZM96 189H97V191H96ZM100 189V191L102 192H99L98 190ZM116 189H117V191H118V193H116L115 191H116ZM122 189V190H121ZM134 189V190H133ZM159 189V190H158ZM177 190V193L175 192V190ZM178 189H179V191H180V193L178 192ZM196 189H198V194H197V192H194V191H196ZM206 189V190H205ZM222 189V190H221ZM249 189V190H248ZM255 189V190H254ZM258 191H257V190ZM262 189V191H260ZM2 190H0V191H2ZM73 190H74V192L76 193V195H78V197L77 196H75V193H73ZM90 191V193L92 194V196L90 195V202H89V200H86V204H85V202L84 201H82L81 199H80V196L82 195V194H84L85 192L86 193H89L88 191ZM108 190H110V192L108 191ZM126 191L127 192V195H126V192H125V194L123 193L124 191ZM136 190H140V191H136ZM146 190V191H145ZM160 190H161V192H160ZM193 192H192V191ZM201 190V191H200ZM209 191V193H208V191ZM217 190V191H216ZM253 190V191H252ZM26 191V192H25ZM27 191L29 192L28 194H27ZM62 191V192H61ZM83 193H82V192ZM94 191H96V192H94ZM113 191H114V193H113ZM121 193H120V192ZM186 191L188 192V193H186ZM190 191V192H189ZM200 191V192H199ZM215 191V193H213ZM249 191H252L251 193L249 192ZM255 191V195L253 194V192ZM260 191V192H259ZM63 192H65V193H63ZM71 192V193H70ZM92 192H94V195H93V193ZM102 195H100L99 193ZM106 192H107V194H108V192H109V194L107 195L106 194ZM160 192V193H159ZM182 192H184L183 194H182ZM203 192H205L206 194H207V199H206V197L205 198H203L205 195V193H203ZM218 192V193H217ZM234 192H237V193H241L239 196L240 197H238V195H237V193H235V195L233 194ZM242 192H244V193H246V194H243L242 195ZM259 192V193H258ZM32 193H34V195L32 194ZM60 193H63V194H61V195H63L62 197L59 195ZM78 193V194H77ZM145 193V194H144ZM146 193H148L149 195H147ZM175 193V194H174ZM213 193V194H212ZM224 193V194H223ZM249 193V194H248ZM258 193V194H257ZM26 194H27V196H26ZM49 194V195H48ZM69 194H72V195H69ZM98 194V195H97ZM120 194H122L120 197H118ZM123 194L125 195V196H123ZM135 194V195H134ZM139 194V195H138ZM142 194V195H141ZM144 194V195H143ZM152 194V195H151ZM173 194V195H172ZM191 195L190 197H188L189 195ZM199 194H201V195H203V196H201L200 197V195ZM219 194V195H218ZM251 194H252V196H251ZM259 195L258 197H256L257 195ZM260 194H262L261 196H260ZM85 195V194H84ZM96 195L98 196V199H97V197H96ZM105 195V196H104ZM129 195H133L132 197H130ZM141 195V196H140ZM154 195V196H153ZM161 195H163V196H161ZM171 195V196H170ZM178 196V197H176V196ZM183 195H185L184 197H183ZM192 195H194V196H192ZM215 195V196H214ZM237 195V196H236ZM242 195V196H241ZM253 195H254V197L255 198H257V199H255V198H253ZM4 198H2V197ZM44 196H45V198H44ZM49 196V197H48ZM74 196V197H73ZM100 196V197H99ZM123 196V197H122ZM129 196V197H128ZM136 196V197H135ZM138 196V197H137ZM143 196H145L144 197V204H142L141 205V203L143 202ZM147 196H149V197H147ZM175 196V197H174ZM181 196V197H180ZM186 196H187V198H186ZM196 196V197H195ZM213 196V197H212ZM218 196H220V199H222V201L223 202H221V200L219 199V197ZM25 197V198H24ZM48 197V198H47ZM52 197H53V199L55 200V197H56V200H55V202H54V200H53V202L54 203H51L50 201H49V203H47V202H44V200H48V199H52ZM95 197V198H94ZM125 197H126V199H125ZM133 197H135L136 198V200H135V198H133ZM153 197V198H152ZM157 197V198H156ZM191 197H193V199L191 198ZM232 197V198H231ZM238 197V198H237ZM243 197H245V199L243 198ZM41 198V199H40ZM44 198V199H43ZM94 198V199H93ZM130 198V200H127V199H129ZM151 198V199H150ZM166 198H168V199H166ZM176 199L175 201H174V199ZM185 198V199H184ZM189 198V200H190V198H191V200L189 201V200H187ZM195 198V199H194ZM200 198H201V202H200ZM236 200H235V199ZM241 198V199H240ZM251 198V199H250ZM23 199V200H22ZM38 199V200H37ZM120 199V200H119ZM122 199L124 200L125 199V201H123L124 203H122L121 204V202H122ZM133 199V200H132ZM155 199V200H154ZM158 199V200H157ZM162 199V200H161ZM175 202V203H177V204H175L174 205V203H172L173 201ZM177 199H178V201H180L179 203H178V201H177ZM180 199V200H179ZM203 199V200H202ZM210 199H213L214 201H215V203L216 204H214V201H212V200H210ZM228 199H229V201H228ZM250 199V200H249ZM253 199V200H252ZM35 200V201H34ZM40 200V201H39ZM57 200L59 201V204H57L56 205V202H57ZM66 200V202H64ZM69 200V201H68ZM80 200V201H79ZM126 200L128 201V202H126ZM160 200V201H159ZM165 200V201H164ZM167 200H168V202H169V204L167 203ZM182 200H183V202L184 203H187V205L188 206H184V203L182 202ZM185 200H186V202H185ZM195 200V201H194ZM196 200H198L199 201V204L197 203L196 204V202H198V201H196ZM206 200V201H205ZM211 201L210 203H212L213 202V204L215 205V207H214V205L213 204H211L212 205V209L211 208H206V207H209V206H211L209 203L208 204H206L208 201ZM218 200H220V202H218ZM231 200V201H230ZM232 200H233V202H232ZM241 200V201H240ZM244 200V201H243ZM31 201V202H30ZM35 203H33V202ZM37 201H39V202H37ZM41 201H42V203H41ZM68 201V202H67ZM82 201V203L80 204V202ZM95 201V202H94ZM131 201H133V202H131ZM135 201V202H134ZM163 201H164V203H163ZM177 201V202H176ZM194 203V205H192V202ZM226 201V202H225ZM238 201H240L241 202V204H239L238 203ZM246 201H249L248 202V204L246 203ZM37 202V203H36ZM89 202V203H88ZM116 202H118V203H116ZM131 202V203H130ZM140 203V205H139V203ZM149 202H150V205H149ZM161 202V203H160ZM182 202V203H181ZM188 202H191V203H189L188 204ZM206 202V203H205ZM228 202V203H227ZM245 202V203H244ZM27 203V204H26ZM29 203H31L30 205H29ZM62 203V204H61ZM63 203H64V205H65V207H64V205H63ZM74 203H76V204H74ZM84 203V204H83ZM88 203V204H87ZM92 203V204H91ZM130 204V205H127V204ZM148 203V204H147ZM167 205H166V204ZM203 203H205L206 204V207H205V205H203L202 206V204ZM226 203V204H225ZM230 203V204H229ZM233 203V205L234 206H232V208L230 207L231 206V204ZM243 203V204H242ZM253 203V204H252ZM3 204H5V205H3ZM15 204V205H14ZM26 204V205H25ZM48 205V204H52V205H50L49 207L51 208L52 206L54 207V210H53V213H52V209H48V210H45V212H44V206H42V205ZM67 204V205H66ZM70 204V205H69ZM83 204V205H82ZM89 204H91V205H89ZM120 205V206H118V205ZM124 204H125V207H124ZM155 204V205H154ZM158 204V205H157ZM160 204V205H159ZM165 205L164 206V208H163V206H161V205ZM171 204V205H170ZM182 204V205H181ZM197 205V207H196V205ZM220 206L219 208L221 209V208H223L221 211H219L218 210V205ZM225 204V206H223ZM245 204V205H244ZM247 204V205H246ZM11 205V206H10ZM12 205H14V206H12ZM29 205V206H28ZM73 205H75L74 207H73ZM81 205L83 206V207H81ZM85 205V206H84ZM87 205V206H86ZM94 205V206H93ZM123 205V206H122ZM126 205H127V208H126ZM177 205V206H176ZM184 206L183 208L181 207V206ZM201 205V206H200ZM230 205V206H229ZM237 205V206H236ZM239 205V206H238ZM243 205L244 206H254V207H256L260 212L258 213V210L257 209H255L254 207H252V209L249 207H245V209L244 208H242L243 207ZM256 205V206H255ZM9 206V207H8ZM27 206V207H26ZM39 206H41V207H39ZM57 206V207H56ZM58 206H60V207H58ZM77 206H78V209H77ZM91 206H93V207H91ZM111 206L112 207H114V206H116V207H114V208H116V209H114L113 208V210L111 211ZM122 206V207H121ZM129 206V207H128ZM141 206V207H140ZM145 206V207H144ZM147 206V207H146ZM152 206V207H151ZM190 206V207H189ZM223 206V207H222ZM4 207V208H3ZM8 207V208H7ZM11 207V208H10ZM62 207V208H61ZM81 207V208H80ZM85 207V208H84ZM88 207V208H87ZM90 207V208H89ZM94 207H97V209L96 208H94ZM121 207V208H120ZM144 207V208H143ZM159 207V208H158ZM161 207V208H160ZM170 207H172V208H170ZM192 207V208H191ZM193 207H195V208H197L198 210L196 211V209L195 208H193ZM230 207V208H229ZM234 207H236V208H234ZM239 207V208H238ZM262 207V208H261ZM9 208H10V211H9ZM13 208V209H12ZM22 208V209H21ZM29 208V209H28ZM30 208H31V210H30ZM38 208V209H37ZM55 208H56V210H55ZM57 208L59 209V210H57ZM61 208V209H60ZM65 209V212H66V214H65V212H64V215H63V217H62V213L60 214L59 213V211H61L62 209ZM76 208V209H75ZM98 208L100 209H103L104 210V208H105V210L103 211V210H98ZM120 208V209H119ZM137 208V209H136ZM138 208H140V209H138ZM142 208H143V210H142ZM174 208V209H173ZM179 208V209H178ZM187 208V209H186ZM192 210H191V209ZM201 208V209H200ZM202 208L204 209V211L202 210ZM241 208V209H240ZM18 209H20V210H18ZM39 209L41 210V211H39ZM69 211H68V210ZM71 209H73L72 211H71ZM85 209V210H84ZM92 209H94L93 210V212L91 211ZM110 209V210H109ZM131 209V210H130ZM146 209H151L150 210V216H149V213H147V211L148 210H146ZM181 209V210H180ZM185 209V210H184ZM209 209H211L210 211H208ZM230 209V211H228ZM234 209V210H233ZM244 209V211L246 210V212H244V211H241V210H243ZM248 209V210H247ZM35 210V211H34ZM36 210L38 211V212H36ZM89 212H88V211ZM97 210V211H96ZM124 210V211H123ZM126 210V211H125ZM135 210V211H134ZM139 210V211H142V212H144V214H145V216H148V217H145V216H143V217H140L139 215H135V214H137L136 212ZM173 210V211H172ZM195 210V211H194ZM200 210V211H199ZM212 210H214V211H212ZM232 210V211H231ZM237 211V210H240V212H241V214H239V211H237V214L238 215H235V216H237V217H235V216H233V213H235L236 214V212H234V211ZM252 210V211H251ZM254 210H257L256 212H254ZM11 211H13V213L11 212ZM31 211V212H30ZM56 211H58L57 213H56ZM77 211V212H76ZM86 211H87V213H86ZM90 211H91V213H90ZM118 211H121V212H118ZM133 211V212H132ZM175 211V212H174ZM185 211H191L190 213L191 214H186V212ZM211 211H212V213H211ZM224 211V212H223ZM7 212H8V215H10V216H8L7 215ZM10 212V213H9ZM27 212H29L28 214H27V217H26V213ZM38 213L37 215H32V214H35V213ZM68 212H69V214H68ZM71 212V213H70ZM72 212H74L73 213V215L71 216V214H72ZM81 212H82V214H81ZM97 212H99V214L97 213ZM104 212V213H103ZM113 212V213H112ZM128 212V213H127ZM177 212V213H176ZM182 212V213H181ZM193 212H197V213H193ZM200 212V214H199V216H198V213ZM206 212H208V214L209 215H212V217L210 216V219H209V215L206 213ZM210 212V213H209ZM215 212V213H214ZM227 212H228V215H227ZM229 212H232L231 214L229 213ZM247 212H249V216H248V213ZM252 214H251V213ZM49 213V214H48ZM52 213V214H51ZM100 213L101 214H106V215H100ZM116 213L118 214L117 216L118 217H116ZM153 213L155 214V215H153ZM169 213V214H168ZM179 213V214H178ZM188 213V212H187ZM204 213H206L207 215L205 216V214ZM217 213V214H216ZM219 213H220V215H219ZM222 213V214H221ZM224 213V214H223ZM244 213V214H243ZM255 213H256V215H255ZM14 214L16 215V216H14ZM46 216L45 218H44V215ZM57 214V215H56ZM60 214V215H59ZM74 214H76L77 216V219H76V217H75V215ZM109 214V215H108ZM119 214L120 215H122V217L121 216H119ZM125 214V215H124ZM171 214V215H170ZM176 214V215H175ZM185 214H186V217H185ZM194 214V217H196V218H194L192 215ZM196 214V215H195ZM201 214L203 215V216H201ZM42 215V216H41ZM49 217H48V216ZM68 215L69 216H71V218L74 216L75 218H72V219H70L69 217H68ZM80 215V216H79ZM85 215L87 216V218L85 217ZM88 215L90 216V217H88ZM92 215V216H91ZM99 215H100V217H99ZM160 215V216H159ZM165 215V216H164ZM218 217H217V216ZM224 215V216H223ZM226 215H227V217H226ZM232 215V216H231ZM240 215V216H239ZM241 215H242V220L244 221L245 220V217L247 216V217H251V218H248L247 220H246V222L245 223H247V224H243V221L241 220L240 222H242L240 225H239V220L241 219ZM251 215V216H250ZM12 216V217H11ZM39 216V217H38ZM56 216H58V218L56 217ZM60 216V217H59ZM66 216V217H65ZM85 217V219L84 218H82V217ZM98 217V218H96L95 219V217ZM104 216H106L105 217V219H104ZM124 216H125V218H124ZM128 218H127V217ZM139 216V217H138ZM152 216H154V217H152ZM155 216H156V218H155ZM169 216V217H168ZM177 216H179L180 217V219H178L177 218ZM214 216H216V217H214ZM222 217V220H221V218L220 217ZM229 216H231L230 217V219H229ZM62 217V218H61ZM92 217V218H91ZM94 217V218H93ZM109 217V218H108ZM112 217H114V221H116V220H119V222L117 221L116 223L118 224V226H120V228L119 227H117V224H113L114 222H113V220H110V219H112ZM115 217H116V219H115ZM150 217H152V218H150ZM165 217V218H164ZM174 217V218H173ZM188 217H190V218H188ZM193 217V218H192ZM199 217V218H198ZM202 217H206V218H202ZM225 217V218H224ZM239 217V218H238ZM246 217V218H247ZM260 217V219H258ZM10 218V219H9ZM16 218V219H15ZM18 218V219H17ZM21 218V219H20ZM39 218V219H38ZM42 218H44L43 220H42ZM53 218H56L57 220H59V221H57L56 219H53ZM60 218H61V221H60ZM67 218V219H66ZM89 218H91L90 220H89ZM107 218V219H106ZM138 218H140L139 220H138ZM146 218H148V219H146ZM150 218V219H149ZM159 218V219H158ZM227 218V219H226ZM233 218V219H232ZM254 218V219H253ZM4 219V220H3ZM23 219H24V221H23ZM36 219V220H35ZM42 220V222L41 221H39V220ZM62 219H63V221H62ZM64 219H66V220H64ZM68 219H69V221H68ZM78 219H80L79 221H80V224L78 223L79 221H78ZM82 219H84L83 220V222L81 221ZM89 220V221H85V220ZM100 219V220H99ZM102 219V220H101ZM129 219H131V220H133V221H130ZM142 219V220H141ZM146 219V220H145ZM155 219H156V221H155ZM175 219V220H174ZM178 219V220H177ZM191 219H193V221L191 220ZM195 219L196 220H198L199 221V224H197L198 223V221H195ZM200 219H203V221L202 220H200ZM211 219H212V221H215L213 224L215 225H213V224H211L212 223V221H211ZM216 219H217V221H216ZM225 219H226V221H225ZM235 219V221H236V219H238L236 222L235 221H233ZM249 219H251V220H249ZM6 220V221H5ZM10 220H12V222H10V226H9V224H6V222H8V221H10ZM19 220H21V221H19ZM70 220L72 221L71 223L72 224H70ZM77 222H76V221ZM103 220H106L105 222L103 221ZM110 220V221H109ZM125 220V221H124ZM145 220V221H144ZM163 220V221H162ZM172 220V221H171ZM205 220V221H204ZM207 220H209L210 222H208ZM228 220V221H227ZM258 220L259 221H261L260 223L258 222ZM19 221V222H18ZM22 221H23V223H22ZM44 221V222H43ZM103 221V222H102ZM161 221V222H160ZM166 221V222H165ZM189 221H191V222H189ZM195 221V222H194ZM200 221H202V222H200ZM222 222V223H220V222ZM229 221H233V223H231V222H229ZM250 221H252L251 223H250ZM256 223H255V222ZM14 222V223H13ZM18 222V223H17ZM58 222V223H57ZM60 222V223H59ZM62 222V223H61ZM81 222H82V226H80L81 225ZM84 222H88V224L87 223H84ZM110 222H113V223H111V224H109ZM124 222V223H123ZM127 222H130V223H127ZM137 222V223H136ZM143 222V223H142ZM152 222H154V223H152ZM192 222H194V223H192ZM197 222V223H196ZM203 222H204V224H203ZM205 222H208L209 223V225H207V223H205ZM217 222V224L219 223V225H217L216 226V223ZM235 222V223H234ZM253 222H254V224H255V226H254V224H253ZM258 222V223H257ZM15 223L16 224H19L18 226H20L21 224H22V226H20L19 228H20V230H19V228H16V227H18L17 225H15ZM34 223V224H33ZM56 225H54V224ZM67 223H69V225L67 224ZM87 224V226L85 225V226H83L84 224ZM98 223H101V224H103V226H105V227H103L102 225H100V224H98ZM122 223V224H121ZM135 223V225L136 226H134L133 224ZM148 223L150 224V225H148ZM162 223V224H161ZM173 223V224H172ZM196 223V224H195ZM201 223V224H200ZM224 223H227L226 224V228L228 227L229 228V226H231L230 225V223L232 224V227H231V230H230V232H229V229L227 228H225V224ZM229 223V224H228ZM249 223L251 224L250 226H249ZM13 224V225H12ZM33 224V225H32ZM62 228L63 226H65V225H67V226H65V227H67V228H65V227H63V229L61 230V228L58 226V225ZM62 224H64V225H62ZM119 224H121V225H119ZM126 224H127V227H126ZM129 224H131V225H129ZM153 224V225H152ZM170 224V225H169ZM221 224V225H220ZM233 224H234V226H236V227H234L233 226ZM237 224V225H236ZM92 225V226H91ZM97 225V228L95 227ZM99 225V226H98ZM116 225V226H115ZM125 225V226H124ZM128 225H129V227L131 226L132 228H133V226H134V228H145V230L147 229V230H149V231H145L144 229H139V232H137L138 231V229H134L133 228V230L131 229V227L129 228L128 227ZM144 225V226H143ZM156 225V226H155ZM195 225H196V227H195ZM198 225V226H197ZM201 225V226H200ZM239 225V226H238ZM241 225H242V227H241ZM247 225V226H246ZM6 226H8V227H6ZM12 226V227H11ZM13 226H15V229H14V227ZM92 228H90V227ZM109 226H112V228H110ZM124 227V231H123V227ZM146 226V227H145ZM148 226V227H147ZM151 226H152V228H151ZM157 226H158V228H157ZM170 226V227H169ZM206 226H207V228H206ZM209 226H210V230H209ZM212 226H214V228L213 229H211L212 228ZM223 226V227H222ZM254 226V227H253ZM263 226V227H262ZM6 227V228H5ZM9 227H11L10 228V230L12 231H10L9 230ZM23 227V228H22ZM81 227H83V228H81ZM100 227V228H99ZM108 227H109V229H108ZM115 227H117V228H115ZM194 227V228H193ZM203 227H205L206 229H207V231H205V229L203 228ZM242 228V230L240 229V228ZM243 227H248V229L246 228L245 230H244V228ZM251 227V228H250ZM254 229H253V228ZM262 227V228H261ZM81 228V230H79ZM85 228H87L88 229V231L87 230H85ZM93 228H95L96 229V231H94L93 230ZM127 228L130 230V233H129V230L127 231ZM155 228H156V231H155ZM169 228H170V230H169ZM200 228H201V230H200ZM203 228V229H202ZM222 228H225L226 230H227V232L228 233H231L230 235L226 232V230H224V232L225 233H227V234H225L224 232H222ZM234 228L235 229H237L236 231L234 230ZM261 230H260V229ZM82 229H84V230H82ZM101 229L103 230V231H101ZM117 229V230H116ZM195 229V230H194ZM200 231H199V230ZM217 229H219L220 231H221V233L224 235H220L218 232H219V230H217ZM251 229V230H250ZM257 229V230H256ZM260 231H259V230ZM51 232V234H50V232ZM58 230H61V232L60 231H58ZM111 230V231H110ZM119 234H115L116 232ZM192 230V231H191ZM203 230V231H202ZM214 230V231H213ZM233 230H234V232H233ZM241 230V231H240ZM253 230V231H252ZM8 232V231H10V233L9 234H5V232ZM45 231H46V235H45ZM85 232V234H84V232ZM91 232V233H88V232ZM114 231V232H113ZM125 231H126V233H125ZM133 231V232H132ZM140 231H142V232H140ZM169 231V232H168ZM195 231V232H194ZM205 231V232H204ZM255 231H257L258 233H256ZM2 232H3V234H2ZM49 232V233H48ZM54 232V233H53ZM81 232V235H79V233ZM96 232V233H95ZM132 232V233H131ZM151 232V233H150ZM161 232V233H160ZM177 232V233H176ZM181 232H185L184 233V235H183V233L181 234ZM187 232V233H186ZM192 232H194L193 234H192ZM204 232V233H203ZM217 232V233H216ZM252 232L254 233V234H252ZM47 233H48V236H47ZM58 233V234H57ZM84 235H83V234ZM128 234V235H125V234ZM137 233H139L140 235L142 234V233H144L145 235H143L144 236V238H143V236H142V241H139V240H136V239H134L133 237L135 236V235H138ZM153 234L152 236L153 237H156L155 238V240L152 238V236L150 235L149 236V234ZM168 233V234H167ZM178 233H180V235H178ZM191 233V234H190ZM196 233V234H195ZM206 233H208V234H206ZM232 233H234V234H232ZM257 235H256V234ZM2 234V235H1ZM61 234V235H60ZM125 236H124V235ZM129 234H130V236H129ZM132 234H134V235H132ZM147 234H148V236L149 237H151L152 238V240H151V238L150 239H148L149 237L147 236ZM185 234H189L190 235V238L186 235L185 236ZM210 234V235H209ZM214 234H215V237H214ZM216 234H218L217 236V238H216ZM239 234V236L241 237L242 236V238H240L239 236L237 237V235ZM45 235V236H44ZM67 235V236H66ZM69 235H70V237H69ZM72 235V236H71ZM76 235V236H75ZM78 235V236H77ZM116 235H118V238H117V236ZM120 235L122 236V237H124V238H122V239H126V242H124V240H122L121 239V237H120ZM166 235V236H165ZM174 235H176V236H174ZM233 235V236H232ZM248 237H247V236ZM259 235V236H258ZM261 235V236H260ZM50 236V237H49ZM63 236V237H62ZM79 236H82V237H79ZM91 237V238H89V239H87L88 237ZM127 236V237H126ZM158 236V237H157ZM185 236V237H184ZM195 237V239H194V237ZM229 236H231L230 238H229ZM256 237V239H258L257 241H256V239L254 238V237ZM67 237H69V238H67ZM76 237H77V239H78V241L81 239V240H83V241H79V243L77 244V239H76ZM136 237V236H135ZM148 237V238H147ZM159 237H161V238H159ZM174 237V238H173ZM179 237V238H178ZM182 237H184V239L187 241V237H188V241L191 243H193V245L192 244H190L188 241L187 242H185V240L183 241L182 239ZM212 237V238H211ZM214 237V238H213ZM222 237L223 239L224 238H226L225 240H223L222 238L220 239V238ZM232 237H235V239H233ZM246 237V238H245ZM4 238V239H3ZM59 238H61V240L59 239ZM80 238V239H79ZM128 238H129V240H128ZM130 238H131V240H130ZM147 240H146V239ZM166 238V239H165ZM171 238V239H170ZM182 238V239H181ZM213 239V240H207V239ZM218 240H216V239ZM232 238V239H231ZM240 238V241L238 240V239ZM249 238H252V240L251 239H249ZM59 239V240H58ZM87 239V240H86ZM144 239L146 240V241H144ZM167 239H170V240H167ZM192 239V240H191ZM194 239V240H193ZM219 239L220 240H223L224 242H222V241H219ZM229 239V240H228ZM243 239V240H242ZM247 239V240H246ZM261 239V240H260ZM85 240H86V244H85ZM116 240V241H115ZM123 241V242H121V241ZM165 240V242H163ZM183 242H182V241ZM198 240V241H197ZM216 240V241H215ZM231 240H233V241H231ZM246 240V241H245ZM10 241V242H9ZM11 241H14L15 243H16V245H15V243L14 242H12V243H14V244H11ZM88 241H92L93 243H94V246L96 247V246H98L100 243V245L98 246V249H97V247L96 248H94V246L93 245H90V244H93L92 242H89L88 243ZM112 241V242H111ZM114 241V242H113ZM144 241V242H143ZM155 243H154V242ZM168 241V242H167ZM197 243H200V245H202L203 246V248L198 244V246H196V247H194L195 245H197L195 242ZM206 241H208V242H206ZM211 241H213L212 243H211ZM236 241V242H235ZM237 241H239V243H237ZM252 241V242H251ZM260 241V242H259ZM18 242V243H17ZM30 242L32 243V244H30ZM82 242H84V243H82ZM98 242V243H97ZM110 242V243H109ZM130 243V244H126V245H124L125 243ZM133 242H136V243H133ZM139 242H142V243H139ZM145 242H147L148 244L147 245H149V246H146L145 245V247L143 246L144 245V243ZM152 242V243H151ZM182 242V243H181ZM203 242V243H202ZM206 242V243H205ZM215 242H217V245H216V243ZM219 242V243H218ZM232 242H234V243H232ZM243 242V243H242ZM246 242V243H245ZM247 242L249 243V244H247ZM251 242V243H250ZM254 242L255 243H257V244H255V245H253L254 244ZM7 243V244H6ZM26 243V244H25ZM88 243V244H87ZM122 243H124L123 245H122ZM159 243H162V245L161 244H159ZM164 243V244H163ZM189 243V244H188ZM194 243H195V245H194ZM202 243V244H201ZM208 243L209 244H211L212 245V247H211V245H209V247L207 246L208 245ZM215 243V246L213 245ZM229 245H228V244ZM232 243V244H231ZM245 243V244H244ZM13 245L14 247L13 248H18V247H20V248H18L17 250H14V252H12V250L11 249H9V245ZM20 244V245H19ZM33 244H35V245H33ZM56 244V245H55ZM77 244V245H76ZM80 244V245H79ZM81 244H84L82 247H81ZM104 245V247H102L103 245ZM109 244V245H108ZM133 244H135V245H133ZM146 244V243H145ZM152 244L153 245H155V247L154 246H152ZM166 244H168V245H166ZM187 244V245H186ZM204 244V245H203ZM242 244V245H241ZM244 244V245H243ZM247 244V245H246ZM21 245H23V246H21ZM55 245V246H54ZM105 245H108V247L107 246H105ZM130 245V246H129ZM137 245H138V247H137ZM143 247H142V246ZM158 245V246H157ZM161 245V246H160ZM185 245V246H184ZM191 245V246H190ZM206 245V246H205ZM232 245V246H231ZM238 247H236V246ZM239 245V246H238ZM249 248H246V246ZM249 245V246H248ZM253 245V246H252ZM87 246H89V247H87ZM129 246V247H128ZM157 246V247H156ZM193 246V247H192ZM240 246H242L244 249H245V251H244V249L242 250V248L240 247ZM252 246V247H251ZM257 246V247H256ZM6 247H7V249H6ZM11 247V246H10ZM71 247V248H70ZM81 247V248H80ZM85 247H87V248H85ZM105 247H107L106 249L107 250H105ZM111 247V248H110ZM124 247H126V249H130V248H132L131 250H128V251H130V253L129 252H124ZM128 247V248H127ZM134 247V248H133ZM143 248V251H142V249H139V248ZM147 247V248H146ZM183 247V248H182ZM186 247V248H185ZM187 247H190V248H188L187 249ZM201 247V248H200ZM230 248L229 250H228V248ZM232 247L234 248H237V250H242L241 252H243V253H240V251H237L235 248L234 249H232ZM241 249H240V248ZM262 247V248H261ZM137 248L139 249V251L141 250L142 252L141 253H143V255H141V253L137 250ZM144 248H145V250H144ZM149 248V249H148ZM208 249V251H207V249ZM225 248V249H224ZM3 249V250H2ZM22 249V250H21ZM85 249V250H84ZM87 249H89V250H87ZM94 249V250H93ZM133 249H135V251L132 253L131 251H133ZM180 249V250H179ZM184 249H185V251H184ZM198 250L199 249V252H197L196 254H200V253H202L203 252V249H204V252L202 253V254H198V259H197V256L195 255V256H193L194 254H195V252H196V250ZM200 249H202L201 251H200ZM205 249H206V251H205ZM214 249V250H213ZM232 249V250H231ZM256 249V250H255ZM5 250H6V252H5ZM10 250V251H9ZM19 250H21V251H19ZM92 250H93V252H92ZM136 250L138 251L137 253H136ZM146 250H147V252H146ZM183 250V251H182ZM195 250V251H194ZM224 250H226V251H224ZM249 250V252L250 251H252V252H250V253H246V251H248ZM84 251V252H83ZM91 251V252H90ZM108 251V252H107ZM171 251H173V252H171ZM177 251V252H176ZM187 251V252H186ZM210 251V253H208ZM217 251V252H216ZM219 251H221V252H223V254H226V252L228 253L227 255H224V256H222V257H220V258H218L217 257V259H216V256H218L217 254H219V256H221L222 254H221V252H219ZM231 251V252H230ZM263 251V252H262ZM43 252V253H42ZM229 252H230V254H229ZM236 253L237 254V256L234 254V253ZM262 252V253H261ZM42 253V254H41ZM132 253V254H131ZM135 253V254H134ZM138 253H139V255H140V258H139V255H138ZM176 253V254H175ZM181 253H182V255H181ZM185 255H184V254ZM189 253H190V256H188L189 255ZM206 253V254H205ZM240 254V257H239V254ZM252 253L254 254V256L252 255ZM256 253V254H255ZM261 253V254H260ZM38 254H41L40 255V257H38ZM137 254V256H135ZM150 254H151V256H152V254H153V257H151L150 256ZM208 254V255H207ZM231 254H232V256H231ZM234 254V255H233ZM243 254H245V255H243ZM249 254V255H248ZM258 254V255H257ZM160 255H163L162 256V258H161V256ZM206 255V256H205ZM230 255V257L231 258H229L228 256ZM256 255H257V257L259 256L260 258H257L256 257ZM109 256V257H108ZM188 256V257H187ZM202 256H204V257H202ZM211 256V257H210ZM237 257V259H236V257ZM243 256V257H242ZM246 256H248V257H246ZM108 257V258H107ZM136 257V258H135ZM156 257V258H155ZM181 258V262H180V258ZM183 257H185L186 259H184V261H183ZM190 257H192V259L194 260V261H192L191 259H190ZM208 257H210L209 259L211 260V261H209V262H204V259L205 260H208ZM224 257V258H223ZM226 257H228V259L226 260L225 258ZM246 257V258H245ZM251 257H253V258H251ZM263 257V258H262ZM4 258V259H3ZM16 258V259H15ZM40 258V259H39ZM107 258V259H106ZM150 258V259H149ZM152 258V259H151ZM169 258V259H168ZM223 258V260H221ZM233 258H235L236 260H238V261H236L235 259H233ZM241 258V259H240ZM251 258V259H250ZM254 258H255V260H254ZM3 259V260H2ZM130 259V260H129ZM139 259H140V261H139ZM141 259H143L142 261H141ZM146 259H148V261L146 260ZM161 259V260H160ZM197 259V260H196ZM226 261H225V260ZM260 259V260H259ZM109 262H108V261ZM155 260V261H154ZM196 260V261H195ZM203 260V261H202ZM213 260H215V261H213ZM220 260H221V263H219L220 262ZM250 260V261H249ZM154 261V262H153ZM190 261V262H189ZM203 263H202V262ZM247 261V262H246ZM257 261V262H256ZM105 262H104V264H105ZM138 262V263H137ZM192 262V263H191ZM250 262V263H249ZM255 262V263H254ZM184 263V264H185ZM211 263V264H212ZM187 264V263H186Z\"/></svg>",
	"mask_w": 264,
	"mask_h": 264
},
{
	"label": "bare ground",
	"instance_id": "obj_2",
	"mask_svg": "<svg viewBox=\"0 0 264 264\" xmlns=\"http://www.w3.org/2000/svg\"><path fill=\"white\" fill-rule=\"evenodd\" d=\"M109 1H110V3H111V8H112L113 10H115L116 13H118L117 16H118L119 19H118L117 17H115V16L107 15L106 12H105V13H102L101 18L103 19L104 22L106 21V22H107L106 25H107V26L109 25V26H108V27H104L103 30H105V32H101V34H100L101 36H103V35L107 36V34H110V35H111V33H114V32H116V31L124 34V32H127L128 30L130 31L132 28H134V27H138V25H140V24H141V26H142V25H145V22H146V21L148 20V18H149V17H148L149 11H150V10L152 11V8H151V7H153V6L150 5V4H147V5H146V4H145V0H130V1H129V0H126V1H124V0H109ZM165 1L169 2L168 0H165ZM165 1H164V3H160L159 6H157V7L154 6V8H156V10H158V8H160V7H161V9H163V8H164ZM226 1H228V0H226ZM230 1H231V0H230ZM230 1H228V2H230ZM239 1L242 3V4H240L239 7H241V8H245V10H248V11H247L248 13H253V14H255L254 16L251 15L252 17L255 18V20H258V19H260V18H261V19H264V15H262V14L257 15V14H256L257 11H258L259 9L263 8L262 5H261L260 3H257L259 0H258L257 2H255V1H253V0H251V2H249V0H239ZM242 1H243V2H242ZM209 2H215V0H205V3H206V9H207V6H209V7H208V10H205V11L203 10L204 12H201V16H199V17H202V18L204 19V17L207 18V16H211V17L213 18L212 20L215 19V20L217 21L218 25L221 24V26H224V25L228 22V18L230 17V16H228L229 13H228V15L225 14V13H226V9H225V11L223 10V11H221V12H219L218 10H216V11H217V12H216V11L214 10L215 7H213V5H210ZM220 2L222 3V0H220ZM158 3H159V2H158ZM158 3H157V4L155 3L154 5H158ZM191 3H192V5L195 4V3H197L198 5H196V6H198V7H199V6H204V5L200 4V3H201V0H185V3H183V4H185V5H186V4H188V5L190 4V5H191ZM48 4H49V2H48ZM166 4H167V3H166ZM219 4H220V3H219ZM222 4H223V3H222ZM226 4L228 5V3H225V5H224L225 7H224V6H222V7H223V8H226V7H227ZM229 4H230V3H229ZM262 4H263V3H262ZM149 5H150V6H149ZM162 5H163V8H162ZM192 5H191V6H192ZM217 5H218V4H217ZM217 5H215V6H217ZM0 6H1V5H0ZM47 6H48V5H47ZM165 6H166V5H165ZM169 6H170V5H169ZM263 6H264V5H263ZM48 7H49V6H48ZM52 7H53V6H52ZM185 7H186V6H185ZM198 7H195V8L197 9ZM219 7H220V5H219ZM50 8H51V6H50ZM147 8H148V10H147ZM149 8H150V9H149ZM187 8H189V7H187ZM199 8H200V7H199ZM199 8H198V9H199ZM223 8H222V9H223ZM234 8H235V7H234ZM0 9H1V8H0ZM166 9H167V7H166ZM190 9H191V8H190ZM220 9H221V8H220ZM6 10H7V9H6ZM154 10H155V9H154ZM163 10H164V9H163ZM192 10H193V7H192ZM192 10H190V11H192ZM0 11H2V9H1ZM125 11H127V13H125ZM185 11H186V10H185ZM185 11H184V12H185ZM187 11H188V10H187ZM16 12H17V11H16ZM2 13H3V12H2ZM2 13H1V14H2ZM7 13H8V12H7ZM22 13H23V11H22ZM45 13H47V11H45ZM124 13H125V14H124ZM182 13H183V12H182ZM13 14H15V12H13ZM17 14H18V12H17ZM177 14H178V13H177ZM189 14H190V13H189ZM224 14H225V15H224ZM10 15H11V14H10ZM20 15H21V14H20ZM20 15H19V16H20ZM24 15H25V14H24ZM26 15H28V14L26 13ZM37 15H38V14H37ZM179 15H180V13H179ZM186 15H187V16H186ZM4 16H5V15H4ZM8 16H9V15H8ZM38 16H39V15H38ZM50 16H52V17H51L52 19H50L52 22H51L50 20H49V22H48L47 20H46V21L43 20V19H45V18H46V19L49 18ZM172 16L174 17V15H172ZM172 16H170V15L167 13V10H166V11H160V12H158L157 14L152 15V17L150 18V21H151V22L148 24L149 27H148V26H145V28H142V29L138 30L137 33L135 34L136 36H142V34H143V36H144V35H147V34H148L147 36L142 37L141 40H140L139 42H140V43H143V44H146L147 47H148V46H149V47H150V46L152 47V46H156L157 43L160 42V39L163 38V36H164L163 34H164V33H170L171 35L174 34V36H175V34L177 35V33H176L177 30H178L179 28L181 29V27L184 26V24L182 25V23L188 21V18H187V17H188V14H186V12H185V16H186L185 18H187V19H185L182 23H180V21L177 22L176 19L173 20L174 18L172 19ZM177 16H178V15H177ZM183 16H184V15H182L181 18H180V16H179V17H178V18H179L178 20H181V19L183 18ZM189 16H190V15H189ZM9 17H10V16H9ZM12 17H13V16H12ZM20 17H21V16H20ZM20 17H18V16L15 15V16L13 17V20H16V19L18 20ZM22 17H23V15H22ZM67 17H68V16H67ZM67 17H66L67 20L64 21V20L62 19L61 22L63 23V21H64L66 27L70 26V29L72 28V26H73V28H78V27H79L78 25L82 22V21H81V19H82L81 17H80V18H79V17L77 18L76 16H74V17L72 16L73 18L70 19V20H68ZM69 17H70V16H69ZM121 17L124 18L125 20H122V21H121ZM199 17H198V19L196 18V19H197L196 23L193 22V23H191V25H189L190 23H188V26H189V27L192 26L193 30H198V32H199V30H200L199 33H202L203 31H204V32L207 31L206 34H208V33H210V32H213V30H211V29H214V28H211V29H210V28H209L210 26H208V24L210 25V23H208V24L206 23V24H207V25H206V24L202 23V20H201V22H200V19H202V18H199ZM245 17H246V16H245ZM14 18H15V19H14ZM28 18H31V17L29 16V17H27L26 19H28ZM36 18H37V17H36ZM40 18H41V17H40ZM56 18H57V15H56V14L53 15V13L51 14V13H49V12H48L47 14H44L43 18L40 19V20H42L43 22L39 20V22L37 23V25L35 24V27H33V26H34V25H33V26H32V27H33L32 29H30V27H29V28H28L29 30L23 28V29H24V32H25V33H23V34L25 35L24 37H26V36H28V35L33 36L32 33H42V34H44V35H49V37H51V41L49 40V41L51 42V44H53L52 42L55 41V39H57V40L59 41L60 44H64V46H65V45H66V42H67V41H66V42L63 41L65 38H60V37L55 38V33H53V31H54L55 28H56V23L59 22L58 20H57V22H56ZM63 18H64V17H63ZM0 19H2V18H0ZM3 19H5V18H3ZM6 19H8V18H6ZM11 19H12V18H10L9 20H10V21H13V20H11ZM24 19H25V18H24ZM38 19H39V18H38ZM207 19H208V18H207ZM20 20H21V19H20ZM22 20H23V19H22ZM182 20H183V19H182ZM192 20H193V18H192ZM246 20H247V19H246ZM103 21L101 22V24H102V25L104 24L103 26H105V23H104ZM205 21H206V20H205ZM209 21H210V20H209ZM218 21H219V22H218ZM5 22H6V21H5ZM13 22H14V21H13ZM40 22H41V23H40ZM55 22H56V23H55ZM206 22H207V21H206ZM15 23H16V22H15ZM27 23H29V22H27ZM228 23H229V22H228ZM228 23H227V24H228ZM246 23H247V22H246ZM81 24H83V23H81ZM99 24H100V23H99ZM223 24H224V25H223ZM249 24H250V27H251V26H252V22H250ZM22 25H23V24H22ZM22 25H21V26H22ZM25 25H26V24H25ZM59 25H61V23H60ZM62 25H63V24H62ZM12 26H13V25H12ZM14 26H15V25H14ZM14 26H13V27H14ZM19 26H20V25H19ZM30 26H31V25H30ZM77 26H78V27H77ZM100 26H101V25H100ZM10 27H11V25H10ZM13 27H12V28H13ZM80 27H81V26H80ZM82 27H84V26H82ZM146 27H147L148 29H147ZM247 27H248V25H247ZM258 27H259V26H258ZM258 27H257V28H258ZM17 28H18V27H17ZM20 28H22V27H20ZM73 28H72V30H73ZM87 28H88V27H87ZM91 28H92V26H91ZM102 28H103V27H102ZM186 28H187V27H186ZM192 28H191V29H192ZM194 28H197V29H194ZM244 28H245V27H244ZM67 29H68V28H67ZM83 29H84V28H83ZM117 29H118V30H117ZM201 29H202V30H201ZM216 29H217V27H216ZM261 29L264 30V25H260V27H259V31H260V33H262V35H264V31L262 30V31H263V32H262ZM0 30H1V29H0ZM15 30H16V29H15ZM18 30H19L18 32L21 33L20 35H23L22 32H20V29H18ZM25 30H26V31H25ZM57 30H58V29H57ZM81 30H82V29H81ZM87 30L90 31V29H87ZM87 30H86V31H87ZM91 30H92V29H91ZM95 30H96V29H95ZM223 30H224V29H223ZM250 30H251V29H250ZM8 31H9V30H8ZM8 31H7V32H8ZM10 31H12V29H11ZM21 31H22V29H21ZM73 31H74V30H73ZM75 31H76V30H75ZM75 31H74V32H75ZM86 31H84V30H83V31H80V30H79V31H76V32H75V33H76V36H75L74 38L79 39V40H78V41H75V39H73V41H75V42H73V41H72L73 43L70 42V46H69L70 50H76L77 53H78V52L80 53V52L82 51V49H83L82 44L84 43V45H86V44H87L86 42L88 41L87 38L90 39V37H91V34L89 33V31H88V32H86ZM129 31H128V32H129ZM220 31H221V30H220ZM18 32L16 31L17 35H19ZM56 32H57V31H56ZM59 32H60V31H59ZM93 32H94V30H93ZM257 32H258V31H257ZM14 33H15V32H14V29H13V35H14ZM16 33H15V35H16ZM52 33H53V34H52ZM67 33H69V32H67ZM71 33H72V32H71ZM75 33H74V35H75ZM178 33L180 34V32H178ZM199 33H198V34H199ZM102 34H103V35H102ZM115 34H116V33H115ZM149 34H150V36H149ZM204 34H205V33H204ZM210 34H211V33H210ZM210 34L207 35V36L209 37ZM213 34H214V33H213ZM213 34H212V35H213ZM57 35H58V34H57ZM57 35H56V36H57ZM70 35H71V34H70ZM89 35H90V37H89ZM200 35H201V34H200ZM217 35H220V34H217ZM223 35H224V34H223ZM61 36H62V35H61ZM131 36H132V35H131ZM202 36H204V35H202ZM8 37H10V36H8ZM49 37H48V38H49ZM63 37H64V36H63ZM67 37H68V35H67ZM107 37H108V36H107ZM166 37H167V36H166ZM166 37H165V38H166ZM194 37H197V35H195ZM198 37H199V35H198ZM198 37H197V38H198ZM200 37H201V36H200ZM200 37H199V38H200ZM210 37H211V36H210ZM217 37H218V36H217ZM219 37H221V36H219ZM226 37H227V36H222L220 39H217V40H216L217 42H216V41H215V42L212 41V42H213L212 45H211V46L209 45L210 47L207 46L208 48H206V49L203 47V48L205 49V51L203 52V55H200L201 52L198 51V50H196V47H195V48H192V47H191L192 49L190 48V50H189V48H187V47L184 45V42H183L184 40H182L181 43H179V46H182V48H183V49H182V48L180 47V48L182 49V51H181V52H178V53L175 52L174 54H167L166 52H164L165 50H164V51L160 50V48L163 46V44L160 45V46H161L160 48H159L158 46H157L156 48L154 47L155 52H154V53H149V54L147 53V54L149 55L147 61H146V60L143 61V59H142L143 63L141 62V65H143V67L140 66L141 68L138 69V70H136V72H135V69H133V67H136V65L133 66V67L131 66V68H125V67H123L121 70H120V68H118L117 66L115 67V66L113 65V66L115 67V69L117 68V69H116L117 72H115V73H117V75H116L117 78H116V79H113L112 81H108L107 84H108V85H112V88H114V87L116 88L117 86H119L120 88H119V87H118V88H119L120 90H122V91L118 90V91L120 92V95H124V94H127V92H129V93L127 94L128 96L125 95L126 98L129 97V99H126V98H125V101H126V100H127V101H130L129 104L127 105V109H129L128 107L130 106V108H136L138 111H137L136 114H133L134 117L131 118L132 120L130 121V123L127 124V126H125L124 129H127L128 125L130 124L129 127H128V129L134 127L135 130H137L139 127H136V126H135V124H134V123H135L134 120H136L137 117H138L137 119H139V117L141 116V113H142V112H145V110H144V111H142V110L145 108V105L147 106L148 103L146 104V102H148L147 100L149 99V97H150V96L154 97V95H153V94H154V91H153V89H152L153 94H152V92H150V96H149L148 93H147L148 97H143V96H137V95H135V93H136V91H137V88H139V90H141V89H142L141 87H146V85H147V87H148L147 90H149V89H151V88H153V87H152V85L149 84V86H150V88H149L148 84H146L144 81H142V82H140V81L138 82V81H137L138 83H135V84H138V85L135 87V84H134V83H133L134 85H132L133 77L136 76V78H137V77L140 78V77H143V76H147V74H148L149 72L152 71V70H151V71L148 70V69H150L149 67H150L151 65H153L155 62H156L157 64H158V63L160 64V66H161L162 68L159 67L158 70H156L158 66L155 67L156 69L153 68L154 70H156V72L153 71L154 73H152V75H151V76H154L153 78L156 77L158 80H160V81H158L157 83L155 82V84H157V85H154V88H156L155 90H158L159 93H158V97H154V98H153V99L155 100V102H154L155 104H154V103H153V104H154V105H157V107H158V109H159L158 112H157V111H155V112H157L158 116H159V115L161 116V114H162V116H163V118H164V119H162V120H164V122L167 123V124H165V123H163V122L161 121V123H163V124H165V125L162 126L163 124H161V123H160V125L162 126V129H164L163 131L166 132V134L168 135L167 137L164 135V137H166V139H164L163 137H161L160 134H159V136H158V134L156 133V131H158L159 126H156V125H155L154 127H152V128H147V127H146L149 131H147V132L145 133V131H146L147 129H146L145 131L143 130L142 135H141V133H140L139 135H138V134L135 135V134H136V133H134L135 130L132 129V130H134L133 133H134L135 136L131 137V138H133V141H131V145H132V146H133L134 144L138 145V147H139L140 150H142L141 148H143V147H145L144 149H146V147H147V149H149V150L151 151V149L153 148V152L150 153V154H153V156H151L152 159H150L151 157L148 158V159H147V157H146V159L143 158V160L140 161V162H141L142 165L147 166V168H145L146 171H145L144 173H142V172H140V173L138 172V174L135 173L136 175H134L133 170H136V172H137L138 168H136V166L134 167V166L131 164V162H132V160H134V163H136L135 161H136V160L138 161V159H137L138 156H136V155H135V156H132L133 159L128 160V161H127V159H125V161H124V162H125V166H124V168H121V167H123V164H124V162L121 161L123 164H122V166L119 168L118 171H117V169L112 171V169H113V168H112V169L110 170V172H109V174H111V175L114 174V176L117 174V175L115 176V178L113 177L114 180H117V179H119V178L121 177L119 181L117 180L118 182H122V183H123V181H125V180H129V181H130V180H136V181L139 180V181H138V184H139L140 180H141L142 183H144L142 180H144L145 178H148V177H147V174H148L149 172H153V173L155 172V173H157V175L160 173V172H159L160 170H159V168H158V165L161 163V162H160L161 160L164 159V161H165L166 158H162L161 160H159V159H155V158H158V156L161 155L162 151H164V150H166V149L168 150V148H170V147L173 145V143H176V142H175V138L178 137V135H179V133H178L177 131L174 130V127H172V126H173V125H172L173 123L170 124V122H172V121H169V120H175L176 117H179V118H177V119L182 120V123H183V119L186 120L187 117H189L188 115H186V113H187V114L189 113V112H186V111H188L189 109H184V110H186V111H185V112H186L185 114L180 113L181 111H180V112L178 111L179 109H181L182 112H183V109H182L181 105H180L181 108H180V107L178 108L179 104H184V105H188V106H190V109H191L190 111H192V112H194L195 110H197L198 112H200L199 110L202 111V109L204 108V106H203V108H202V107H199V106H201V105L198 106L197 104H193V103H195V102H193V101H192L193 103H190V100H192V99L188 100V99H189L188 97L191 96L190 93H193V94H201V93L204 91L205 88L207 89V87H208L210 90H214V89L216 90V89L218 88L217 85L220 86V82L223 81V79H221V77L224 78L225 76H223V75L226 74V73H227V75H228V72L230 71L229 67H227V68L229 69L228 72H226L227 70H224V65H225V61H226V59H225V61H224L223 56H225L226 53L229 52V51H228V50H229V47L232 45V43H231L228 39H226ZM17 38H18V37H17ZM124 38H126V37H124ZM127 38L130 39L131 37L129 38V36H128ZM155 38H157V39H155ZM167 38H168V39H171L170 36H168ZM199 38H198V39H199ZM211 38H212V37H211ZM213 38H214V37H213ZM228 38H229V37H228ZM69 39H70V38H69ZM138 39H140V38L138 37ZM184 39H185V38H184ZM189 39H190V38H189ZM195 39H196V38H195ZM198 39H197V40H198ZM202 39H203V38H202ZM205 39H206V38H205ZM205 39H204V40H205ZM229 39H230V38H229ZM23 40H24V39H23ZM26 40H28V38H27ZM66 40H67V39H66ZM112 40H113V39H111V42H113V44H114V41L117 40V42H116V41H115V42L118 43V40H119V39H115L114 41H112ZM120 40H124V39L122 38V39H120ZM165 40H166V39H165ZM165 40H163V41H165ZM197 40H195V43H196V46L198 47L197 42L200 43V41H197ZM208 40H209V39H207V41H208ZM211 40H212V39H211ZM44 41H45V40H44ZM44 41H43L42 44H41L42 47H43V48H44V47H48V46L50 45L49 41H47V39H46V42H44ZM166 41H167V42H165V44L168 43V40H166ZM169 41H171V40H169ZM62 42H63V43H62ZM82 42H83V43H82ZM108 42H109V41H108ZM125 42H127V40H125ZM193 42H194V41H193ZM193 42H192V43H193ZM24 43H25V42H24ZM39 43H40V42H39ZM39 43H37V44H39ZM85 43H86V44H85ZM109 43H110V42H109ZM127 43H128V42H127ZM163 43H164V42H163ZM169 43H170V42H169ZM190 43H191V41H190ZM35 44H36V43H35ZM54 44H56V43L54 42ZM60 44H59V45H60ZM148 44H149V45H148ZM151 44H153V45H151ZM155 44H156V45H155ZM59 45H58V46H59ZM67 45H69V44L67 43ZM183 45H184V47H183ZM191 45H192V44H191ZM202 45H203V44H202ZM202 45H200V46L202 47ZM204 45H205V44H204ZM33 46H34V45H33ZM38 46H39V45H38ZM56 46H57V44H56ZM60 46H61V45H60ZM86 46H87V45H86ZM109 46H110V44L107 45L108 49H109ZM114 46L116 47L117 45L114 44ZM143 46H144V45H143ZM177 46H178V45H177ZM189 46H190V45H189ZM200 46H199V47H200ZM248 46H249V45H248ZM29 47H30V46H29ZM52 47H53V46H52ZM62 47H63V46H62ZM110 47H111V46H110ZM112 47H113V46H112ZM149 47H148V48H149ZM193 47H194V46H193ZM205 47H206V46H205ZM246 47H247V46H246ZM246 47H245V49H246ZM66 48L69 49V48L66 46V47H65V50H66ZM113 48H114V47H113ZM113 48H112V49H113ZM118 48H119V47H118ZM123 48L125 49L124 46H123ZM203 48H202V50H203ZM232 48H233V46H232ZM247 48H252V46H251V47L249 46V47H247ZM37 49H38V47H37ZM63 49H64V48H63ZM119 49H120V48H119ZM121 49H122V48H121ZM121 49H120V51H121ZM144 49H146V48H144ZM178 49H179V48H178ZM198 49H199V48H198ZM200 49H201V48H200ZM252 49H253V48H252ZM262 49H263V48H262ZM262 49L260 48L259 51H262ZM65 50H64V51H65ZM70 50H69V51H70ZM83 50H84V49H83ZM85 50H86V48H85ZM114 50H115V49H114ZM248 50H249V49H246L247 52H248ZM257 50H258V49H256V51H257ZM125 51L128 52V51H130V50H126V49H125V50H124V53H125ZM147 51H148V49H147ZM147 51H146V52H147ZM167 51H168V50H167ZM232 51H233V50H232ZM244 51H245V50H244ZM66 52H67V51H66ZM66 52H64V53L66 54ZM102 52H103V51H102ZM108 52H109V51H108ZM108 52H107V54H106V53H105V54H103V53L100 54V53L98 52V57H97V58L95 57V56L97 55V54H96V55L94 56L95 59H93V60H91V61L89 60V61L91 62V64H92L93 66L96 65V64H97L99 67H100V66L102 67V65H104V66H108V65H109L108 67H106V68L109 69L110 65L113 64V62H112V61H113V58H111V56L109 57L110 53H109V55H108ZM121 52H122V51H121ZM149 52H150V51H149ZM152 52H153V51H152ZM67 53H68V52H67ZM79 53H78V54L75 53V54H76V55H79ZM116 53H117V52H116ZM118 53H119L118 55L122 54V53H120V52H118ZM249 53H250V51H249ZM252 53H253V52H252ZM252 53H251V54H252ZM258 53H259V52H258ZM258 53H257V54H258ZM263 53H264V52H263ZM68 54H70V53H68ZM72 54H73V55H72ZM72 54H71V55H72L73 58H74V53H72ZM125 54L127 55V53H125ZM125 54H123L122 57H119V56L117 55L118 58H117L116 60H120V61H125V62H126L127 60H124V58H123V57L126 56ZM128 54H129V53H128ZM130 54H131V53H130ZM251 54H250L249 57H251ZM254 54H255V53H254ZM257 54H256V55H257ZM107 55H108V56H107ZM124 55H125V56H124ZM227 55H228V53H227ZM230 55H231V54H230ZM230 55H228V56H230ZM241 55H242V54H241ZM252 55H253V54H252ZM256 55H255V57H254V60L257 59V58H256ZM260 55H262V52L260 53ZM115 56H116V55H115ZM115 56H114V57H115ZM120 56H121V55H120ZM200 56L202 57V59L205 58V59H204L203 61H201V62H200L201 59H199ZM228 56H227V57H228ZM235 56H236V58H237V55H235ZM243 56H244V55H243ZM262 56H264V55H262ZM262 56H261V57H262ZM68 57H69V56H68ZM77 57H78V56H77ZM127 57H128V56H127ZM238 57H239V56H238ZM249 57H248V58H249ZM252 57H253V56H252ZM106 58H107V60H105ZM115 58H116V57H115ZM115 58H114V61H115ZM243 58H245V57H243ZM262 58H263V59H262ZM262 58H260L261 61H257L256 65H255L256 67H257V66L259 67V68H258L259 70H261V69L264 68V57H262ZM69 59H70V58H69ZM74 59H75V58H74ZM88 59H89V58H88ZM88 59H87V61H88ZM125 59H127V58H125ZM238 59H239V58H238ZM246 59H247V57H246ZM251 59H252V58H251ZM64 60H65V59H64ZM71 60H72V59H71ZM71 60H70L69 62H72ZM83 60H84V59H83ZM149 60H150V61H149ZM148 61H149V62H148ZM227 61H228V60H227ZM232 61H233V60H232ZM232 61H231V62H232ZM237 61L241 62L240 60H237ZM90 62H87V64L89 65ZM83 63H84V62H83ZM209 63L212 64V65H210V66H211V69L209 68V67H210V66H209ZM226 63H227V62H226ZM234 63H235V62H234ZM91 64H90V66H91ZM120 64H121V62H120ZM138 64H139V63H138ZM198 64H199V65H198ZM235 64H237V66L235 65V66L233 67V69H231L230 72H233V71H235V70H239L240 72L237 71V73H239L238 76H237L239 79H238V78H235V79H234V77H233L232 79H234V81L230 80V81L233 82V84H232L233 86L231 85V83H229L230 81H229L228 83L232 86L233 89H235V90H236V89H237V90L239 89L240 92H243L244 90L242 89L243 91H241V87H242L244 84H246L244 81H245L246 76H248V75H247V72L249 71V69H248V71H247V69H246L247 67L245 68V66H244V68H245V70H246L247 72H246V71H243V70H241L242 67H243V65H242V67L240 68L241 63H237V62H236ZM245 64H246V63H245ZM254 64H255V63H254ZM70 65H71V64H70ZM81 65H82V64H81ZM196 65L199 66L198 71H194V73L191 72L192 70H190L189 67H191V66L193 67V66H196ZM72 66H73V65H72ZM74 66H75V65H74ZM74 66H73V67H74ZM85 66H86V65H85ZM98 66H97V67H98ZM122 66H124V65H122ZM126 66H127V65H126ZM226 66H228V65L226 64L225 67H226ZM229 66H230V65H229ZM255 66H254L253 68H255ZM99 67H98V68H99ZM114 67H113V68H114ZM127 67H128V66H127ZM129 67H130V66H129ZM248 67H249V66H248ZM82 68H84V67H82ZM85 68H86V67H85ZM91 68H92V66H91ZM91 68H90V69H91ZM102 68H103V67H102ZM193 68H194V67H193ZM227 68H226V69H227ZM92 69H93V68H92ZM100 69H101V68H100ZM151 69H152V68H151ZM250 69H251V67H250ZM256 69H257V68H256ZM80 70H81V69H80ZM95 70H96V69H95ZM103 70H104V69H103ZM194 70H195V68H194ZM263 70H264V69H263ZM263 70H262V71H263ZM77 71L80 72L79 70H77ZM82 71H83V70H82ZM90 71H92V70H90ZM101 71H102V70H101ZM107 71H108V70H107ZM114 71H115V70H114ZM148 71H149V72H148ZM251 71H252V70H251ZM253 71H254V70H253ZM255 71H256V70H255ZM86 72H87V69H86ZM102 72H104V71H102ZM105 72H106V71H105ZM190 72H191V73H190ZM225 72H226V73H225ZM244 72H246V75H244V74H245ZM87 73H89V72H87ZM110 73H111V72H110ZM235 73H236V72H235ZM237 73H236V74H237ZM195 74H197V75H195ZM248 74H249V73H248ZM227 75H226V76H227ZM229 76H231V75H229ZM256 76L258 77V75H256ZM256 76L253 75V79H254V77H256ZM92 77H93V76H92ZM118 77H119V79H118ZM198 77H199V78H198ZM212 77H214V79H216V80L212 79ZM235 77H236V76H235ZM149 78H150V77H149ZM259 78L261 79V77H259ZM259 78H258V79H259ZM263 78H264V77H263ZM263 78H262V80H261V81H262L261 83H262L263 86H264V80H263ZM121 79H122V80H121ZM126 79H129L128 82L125 83V84L128 85V86H127V87L124 86V87H122V89H121V86H122V85H120V84H122V82H123L124 80L126 81ZM144 79H145V78H144ZM197 79H198V80H197ZM227 79H228V78H227ZM258 79H256V80H258ZM260 79H259L258 81H260ZM118 80H119V82H120V80H121L122 82L119 83V82H117ZM142 80H143V79H142ZM196 80H197V81H196ZM207 80H208V81H207ZM217 80H218V81H217ZM250 80H251V78H250ZM250 80H249V83H250ZM125 81H124V82H125ZM226 81H227V80H226ZM246 81H248V79H247ZM253 81H254V80H253ZM116 82L119 83V84L117 85ZM133 82H135V81H133ZM225 83H226V82H225ZM247 83H248V82H247ZM251 83H253V82H251ZM257 83H258V82H257ZM257 83H256V85H257ZM125 84H124V85H125ZM129 84H130V88H129ZM153 84H154V83H153ZM254 84H255V83H254ZM101 85H102V84H101ZM105 85H106V84H105ZM105 85H104V86H105ZM224 85H225V84H224ZM226 85H227V84H226ZM230 85H229L228 87H226V88H223V86H222V88H223V89L221 88V89H222V92H219V91H218V93H220V95H221V93H223V95L225 96V99H226V97L228 98V97H230L231 94H233L232 90H230ZM252 85H253V84H252ZM258 85H259V83H258ZM102 86H103V85H102ZM250 86H251V85H250ZM260 86H261V85H260ZM106 87H107V86H106ZM248 87H249V84H248ZM248 87L246 88L247 90L250 88V87H249V88H248ZM254 87H255V86H254ZM258 87H259V86H258ZM134 88H135V89H134ZM140 88H141V89H140ZM202 88H203V90H202ZM261 88H262V87H261ZM108 89H109V88H107V90H108ZM209 89H207V90H209ZM221 89H220V90H221ZM244 89H245V87H244ZM246 89H245V91L247 92ZM259 89H260V87H259ZM109 90H110V89H109ZM109 90H108V91H109ZM113 90H115V89H113ZM113 90H112V91H113ZM143 90H144V89H143ZM235 90H233V91H235ZM263 90H264V89H263ZM105 91H106V90H105ZM112 91H109V92H112ZM118 91H117V92H118ZM245 91H244V92H245ZM114 92H115V91H114ZM155 92H157V91H155ZM244 92H243V94H244ZM203 93H204V92H203ZM203 93H202V96H203ZM249 93H250V92H249ZM249 93H248V94H249ZM107 94H108V93L105 92V93H103L102 95L106 96ZM113 94H114V93H113ZM116 94H117V93H116ZM118 94H119V93H118ZM193 94H192V95H193ZM204 94H205V93H204ZM240 94H241V93H240ZM262 94H263V93H262ZM86 95H87V94H86ZM110 95H111V94H110ZM110 95H109V96H110ZM188 95H189V96H188ZM206 95H208V94H206ZM206 95H205V97H204V96H203V97H204V99L206 98V99L208 100L207 97H208L209 95H208L207 97H206ZM210 95H211V94H210ZM212 95H213V93H212ZM212 95H211V97H212ZM216 95H217V93H216ZM216 95H215V96L213 95L215 98L212 97V99H213V98L216 99V97H217ZM236 95H237V94H236ZM241 95H242V94H241ZM241 95H240V96H241ZM156 96H157V95H156ZM196 96H197V95H196ZM196 96H194V97H196ZM238 96H239V94L237 95V97H238ZM244 96H245V94H244ZM246 96H248V97L250 98V97H251V94H250V96H249V95H246ZM252 96H255V95L253 94ZM259 96L261 97V98H260L261 100L258 99V102L261 101L262 103H264V99H262V96H261V95H259ZM102 97H103V96H102ZM106 97H107V96H106ZM117 97H118V96H117ZM191 97H192V96H191ZM197 97H200V96H197ZM203 97H202V98H203ZM242 97H243V95H242ZM248 97H247V98H248ZM110 98H111V97H110ZM120 98H121V97H120ZM144 98H145V99H144ZM218 98H220V97H219V94H218ZM222 98H223V97H222ZM247 98L245 99V101L248 100ZM86 99H87V98H86ZM89 99H90V98H89ZM131 99H132V102H133L134 100H135V101L132 103V102H131ZM150 99L152 100L151 97H150ZM150 99H149V100H150ZM194 99H196V98H194ZM194 99H193V100H194ZM200 99H201V97H200ZM212 99H209V100H212ZM239 99H240V100H239ZM239 99H237V101H238V102H237V103H238L237 105L232 106L231 103H229V104L231 105V110L236 106V109H233V110H234V111L237 110V112L239 113V115H240V116H243V118L245 119V122H247V123H246L247 125H248V123L251 124V122H255V121L257 122V119H264V118H261V117H263L264 115H263V116H260L259 118H257L258 116H257V117H254V116H253L254 118H253V117H249V116H248V113H246V112H247L248 110H250V107H251L250 103H252V102H250V101H248V102H244V101H243V100H244V97L242 98V101H241V98H240V97H239ZM250 99H251V98H250ZM87 100H88V99H87ZM114 100H116V97L114 98ZM119 100H120V99H119ZM121 100H122V99H121ZM154 100H152V102H153ZM196 100H197V99H196ZM198 100H199V99H198ZM222 100H223V99H222ZM222 100H221V101H220V100L217 101V99H216V101H217V102H216V105H217V103L222 102ZM235 100H236V99H235ZM253 100H254V99H253ZM253 100H251V101H253ZM255 100H257V99H255ZM255 100H254V101H255ZM105 101H106V103L104 102V100H103L102 102H104L105 104H107V99H105ZM122 101H123V100H122ZM254 101H253V102H254ZM149 102H150V101H149ZM204 102H205V100H204ZM206 102H208V101H206ZM213 102H214V101H213ZM226 102H227L226 100H223V103H225V105L221 103L222 106L224 105V106L222 107L223 109H224V107L227 106V105H226ZM261 102H260V103H261ZM113 103H114V102H113ZM120 103H121V102L119 101V103H117V104H120ZM123 103H124V102H123ZM126 103H127V102H126ZM150 103H151V102H150ZM150 103H149V104H150ZM174 103H175V104H174ZM200 103H202V99H201V102H200ZM208 103H209V102H208ZM232 103H233V102H232ZM235 103H236V102H235ZM98 104H99V103H98ZM105 104H104V105H105ZM108 104H110V103H108ZM108 104H107V105H108ZM115 104H116V103H115ZM117 104H116V106H117ZM153 104H152V105H153ZM227 104H228V102H227ZM113 105H114V104H112V106H113ZM125 105H126V104L124 103L123 107H125V109H126V106H125ZM184 105H183V106H184ZM204 105H206V104H204ZM210 105H212V104L210 103ZM102 106H103V105H102ZM109 106H110V105H108V107H109ZM116 106H114L113 109H114ZM121 106H122V105H121ZM206 106H208V105H206ZM261 106H262V104H261ZM117 107H118V106H117ZM147 107H148V106H147ZM149 107H150V106H149ZM208 107H209V106H208ZM228 107H230V106H228ZM228 107H227V108H228ZM255 107H256V106H255ZM110 108H111V107H110ZM188 108H189V107H188ZM197 108H198L199 110H198ZM214 108H215V107H214ZM216 108H217V107H216ZM219 108H220V105H219ZM260 108H261V107H260ZM260 108H258V109H260ZM106 109H107V106H106ZM113 109H112V111H114ZM117 109H118V108H116V110H117ZM122 109H123V108H122ZM136 109H135L134 112H136ZM192 109H194V110H192ZM217 109H218V108H217ZM223 109H222V110H223ZM119 110H121V107L118 109V111L113 112V113H115V115H117V114L119 115V116H117V117H113L114 119L112 118L113 121H114V120H117L116 123L119 122V121H121V120H123V117H124V116H127L128 114L131 113V112L128 113V112H127L128 110H127V111L125 110V112H122V110H121V112H120V114H119ZM132 110H133V109H132ZM203 110H204V109H203ZM214 110H216V109H214ZM224 110H225V109H224ZM233 110H232V111H233ZM251 110H252V109H251ZM261 110H263V109H261ZM110 111H111V109H110ZM112 111H111V112H112ZM139 111H140V112H139ZM141 111H142V112H141ZM146 111H147V109H146ZM197 111H195V112H197ZM204 111H205V110H204ZM206 111H207V110H206ZM212 111H213V109H212ZM216 111H217V114H219V113H218V110H216ZM263 111H264V110H263ZM102 112H103V111H102ZM126 112H127V113H126ZM138 112H139V113H138ZM155 112H154V113H155ZM195 112H194V113H195ZM210 112H211V111H210ZM220 112H221V111H220ZM228 112H230V111H228ZM249 112H251V111H249ZM260 112H261V111H259V113H260ZM132 113H133V112H132ZM211 113H212V112H211ZM157 114H156V115H157ZM189 114H190V116L193 115L191 112H190ZM191 114H192V115H191ZM199 114H200V115H201V114L203 115L202 112L199 113ZM221 114H222V113H221ZM236 114H237V113H236ZM252 114H253V112H252ZM103 115H104V114H103ZM108 115H109V116H108ZM108 115H107L108 117H107L106 115H105V116H106L107 118H109L111 115L113 116L114 114L111 113V114H108ZM115 115H114V116H115ZM133 115H132V116H133ZM139 115H140V116H139ZM142 115H143V113H142ZM146 115H147V114H146ZM194 115H195V114H194ZM204 115H205V114H204ZM206 115H207V114H206ZM206 115H205V116H206ZM232 115H233V114H232ZM232 115H231V116H232ZM249 115H251V114L249 113ZM254 115H255V114H254ZM85 116H86V115H85ZM112 116H111V117H112ZM128 116H129V115H128ZM128 116H127V118H129ZM162 116H161V117H162ZM198 116H199V115H197V119H198ZM222 116H223V115H222ZM224 116H225V115H224ZM235 116H236V115H235ZM103 117H104V116H103ZM103 117H102V118H103ZM106 117H105V118H106ZM145 117H148V116H145ZM193 117H194V116H193ZM199 117H200V116H199ZM202 117H203V116H201V118H202ZM226 117H227V116H225V118H226ZM93 118H94V117H93ZM107 118H106V120H107ZM115 118H117V119H115ZM185 118H186V119H185ZM191 118H192V117H191ZM195 118H196V117H195ZM206 118H207V119H210L211 117L208 118V116H206L205 119H206ZM214 118H215V117H214ZM225 118H224V119H225ZM241 118H242V117H241ZM252 118H253V119H252ZM109 119H111V118H109ZM112 119H111V120H112ZM188 119H190V117H189ZM188 119H187V120H188ZM215 119H217V118H215ZM229 119H230V118H229ZM234 119H235V118H234ZM234 119H232V120H234ZM237 119H238V118L236 117V120H237ZM239 119H240V117H239ZM239 119H238V120H239ZM77 120H78V119H77ZM104 120H105V119H104ZM104 120H103L102 122H101V120H100L99 123H101V124H103V125H107V123L109 122V120H107V122H106V120H105V121H104ZM140 120H141V119H140ZM187 120H186V121H187ZM193 120H195V119H193ZM202 120H203V119H202ZM230 120H231V119H230ZM232 120H231V121H232ZM236 120H234V121L236 122ZM241 120H242V119H241ZM241 120H240V121H241ZM246 120H247V121H246ZM85 121H87V120L85 119ZM85 121H84V122H85ZM96 121H97V120H96ZM98 121H99V120H98ZM98 121H97V122H98ZM136 121H137V120H136ZM175 121H177V120H175ZM186 121H185V122H186ZM197 121H198V120H197ZM204 121H205L206 124H207V121H206V120H204ZM213 121H214V120H213ZM234 121H233V122H234ZM80 122H81V121H80ZM114 122H115V121H114ZM121 122H122V121H121ZM121 122H120V123H121ZM124 122H126V121H124ZM124 122H122V123H124ZM139 122H140V121H138V123H139ZM194 122H196V120H195ZM199 122H201V120H199ZM205 122H204V123H205ZM208 122H210V120H209ZM215 122H216V120H215ZM238 122H239V121H238ZM241 122H242V124H243V120H242ZM241 122H240V123H241ZM69 123H70V122H69ZM116 123H115V124H116ZM120 123H119V125L122 124V123H121V124H120ZM138 123H137V124H138ZM174 123L177 124L178 121H177V122H174ZM191 123H192V121H191ZM191 123H190V125H191ZM220 123H221V122H219V124H220ZM225 123H226V122H225ZM240 123H239V124H240ZM85 124H86V122H85ZM87 124H88V123H87ZM101 124H100V125H101ZM137 124H136V125H137ZM175 124H174V126H175ZM180 124H181V123H180ZM192 124H193V123H192ZM196 124H197V122H196ZM199 124H201V123H199ZM212 124H213V123H212ZM234 124H235V123H234ZM252 124L254 125V124H256V123H252ZM263 124H264V123H263ZM76 125H77V124H76ZM83 125H84V124H83ZM89 125H90V122H89ZM93 125H94V124H93ZM100 125H99V126H100ZM103 125H102V127H103ZM123 125H124V124H123ZM123 125H122V126H123ZM184 125H185V124H184ZM194 125H195V124H194ZM194 125H193V127H194ZM231 125H232V124H231ZM236 125H238V124L236 123ZM247 125H245V126H247ZM256 125H257V124H256ZM79 126H80V125H79ZM110 126H111V125H110ZM110 126H109V127H110ZM161 126H160V127H161ZM179 126H181V125H179ZM179 126H178V127H179ZM211 126H213V125H211ZM240 126H241V125H240ZM245 126H244V127H245ZM254 126H255V125H254ZM259 126H260V125H259ZM71 127H72V126H71ZM82 127H83V126H82ZM96 127H97V126H96ZM111 127H112V126H111ZM111 127H110V128H111ZM118 127H119V126L115 127V130H116V128H118ZM120 127H121V126H120ZM188 127H189V126H188ZM231 127H232V126H231ZM242 127H243V126H242ZM244 127H243V128H244ZM74 128H75V127H74ZM74 128H73V129H74ZM85 128H86V126H85ZM91 128H92V127H91ZM91 128H90V129H91ZM105 128H107V127H105ZM113 128H114V127H113ZM113 128H112V129H113ZM121 128H123V127H121ZM141 128H142V127H141ZM143 128H144V127H143ZM172 128H173V129H172ZM202 128H203V127H202ZM223 128H224V127H223ZM229 128H230V127H229ZM249 128H250V127H249ZM251 128H252V126H251ZM259 128H260V127H259ZM261 128H263V126H262ZM80 129H81V128H80ZM94 129H95V127H94ZM98 129H99V128L97 127L96 131H97ZM175 129H177L176 126H175ZM207 129H208V127H207ZM209 129H210V128H209ZM209 129H208V130H209ZM218 129H219V128H218ZM226 129H227V128H226ZM230 129H231V128H230ZM254 129H257V127H255ZM263 129H264V128H263ZM71 130H72V128H71ZM113 130H114V129H113ZM118 130H119V131H118L117 135H119V138H120L121 135L119 134V132H120L121 130H120V128H118ZM132 130H131V131H132ZM140 130H141V129H140ZM140 130H139V132H140ZM159 130H160V129H159ZM178 130H180V128H179ZM185 130H186V128H185ZM192 130H195V129L193 128ZM197 130H198V129H197ZM197 130H196V131H197ZM211 130H212V129H211ZM213 130H214V129H213ZM213 130H212V131H213ZM67 131H68V130H67ZM67 131H66V132H67ZM69 131H70V130H69ZM69 131H68V132H69ZM80 131H81V130H79V133H81ZM83 131H84V130H83ZM90 131H91V130H90ZM90 131H89V132H90ZM122 131H123V130H122ZM122 131H121V132H122ZM182 131H183V130L181 129V132H180V133H184V131H183V132H182ZM198 131H199V130H198ZM225 131H226V130H225ZM258 131H259V130H258ZM258 131H257V132H258ZM73 132H75V131H73ZM77 132H78V131H77ZM77 132L74 133V134H76V135H73V134L70 132V133H71V136L73 135V136L75 137V139H77V137H76V136H77ZM116 132H117V131H116ZM128 132H129V130H128ZM176 132H177V133H176ZM191 132H192V131H191ZM191 132L189 131V133H188V136H190V137H188V136L185 135V133H184V135H185L184 138H186V136H187L189 139H191V136H193V135L195 134V133H194V134H191ZM204 132H205V131H204ZM206 132H207V130H206ZM208 132H209V131H208ZM254 132H255V134H256V131H253V133H254ZM259 132H260V131H259ZM259 132H258V133H259ZM262 132H264V130H263ZM262 132H260V133L262 134ZM90 133H91V132H90ZM130 133H131V132H130ZM137 133H138V132H137ZM192 133H193V132H192ZM196 133H197V132H196ZM215 133H216V132H215ZM14 134H15V133H13V135H14ZM67 134H69V133H67ZM81 134L83 135V132H82ZM86 134H88V133H86ZM125 134H126V133H125ZM156 134H157V135H156ZM186 134H187V132H186ZM210 134H212V133H210ZM65 135H66V133H65ZM65 135H63V136H65ZM88 135H89V134H88ZM109 135H111V134H108V136H109ZM117 135H116V136H117ZM126 135H127V134H126ZM128 135H129V133H128ZM130 135L132 136L133 134H130ZM161 135H162V133H161ZM182 135H183V134H182ZM216 135H217V134H216ZM219 135H220V134H219ZM15 136H16V135H15ZM67 136H68V135H67ZM162 136H163V135H162ZM194 136H195V135H194ZM214 136H215V135H214ZM230 136H231V135H230ZM232 136H234V135H232ZM254 136H255V135H254ZM262 136H263V135H262ZM69 137H70V135H69ZM74 137L71 138V139H74ZM83 137H84V138H82V137H81V138L83 139L84 142H83V141H82V142H83L84 144L81 145L80 142H78V141L75 140V141H72V142H74L72 146H74V148H75L76 151H78L77 149H78V147H80L81 150L83 151V154H84V153H86L84 150H85V148H87L88 145H90L91 148H92V146H94V145L96 146V145L98 144L97 142H98V140H99V137H97L98 139H95V138H94L95 136H92V134H90L89 136H84V135H83ZM85 137H86V138H85ZM113 137H114V139H115V136H113ZM113 137H112V139H113ZM182 137H183V136H182ZM199 137H200V136H199ZM216 137H218V136H216ZM219 137H220V136H219ZM3 138H4V137H3ZM62 138H63V137H61V141L63 142L65 139L62 140ZM66 138H67V137H66ZM121 138H122V140H123V139H125V138H127V137H125V136L123 135ZM188 138H186V139H188ZM207 138H208V137H207ZM210 138L212 139L213 136L210 137ZM220 138H221V137H220ZM228 138H229V137H228ZM231 138L233 139V137H231ZM254 138H255V137H254ZM5 139H6V138H5ZM12 139H15V142H16V138H13V137H12ZM67 139H68V138H67ZM67 139H66V141H67ZM101 139H102V141H103V138H101ZM109 139H111V138L109 137ZM109 139H108V140H109ZM116 139H117V137H116ZM116 139H115V140H116ZM180 139H181V138H180ZM182 139H183V138H182ZM186 139H185V140H186ZM189 139H188V140H189ZM195 139H196V138H195ZM195 139H194V140H195ZM201 139H202V138H201ZM214 139H215V138H214ZM214 139H213V140H214ZM235 139H236V137H235ZM238 139H239V138H238ZM262 139H263V138H262ZM6 140H7V139H6ZM8 140L10 141V137H9ZM8 140H7V141H8ZM79 140H80V137H79ZM118 140H119V139H118ZM120 140H121V139H120ZM122 140H121V142H123ZM137 140L140 141V144L137 143ZM176 140H177V139H176ZM198 140H199V139H198ZM209 140H210V139H209ZM209 140L207 141V139H206L207 142H209ZM213 140H212V142H213ZM215 140H216V139H215ZM218 140H219V139H218ZM218 140H217V141H218ZM239 140H240V139H239ZM1 141H2V140H1ZM7 141H5V142H7ZM9 141H8V142H9ZM13 141H14V140H13ZM104 141H105V140H104ZM111 141H112V140H111ZM199 141H200V140H199ZM220 141H221V140H220ZM225 141H226V140H225ZM225 141H224V142H225ZM236 141H237V140H236ZM258 141H259V140H258ZM5 142L2 141V143H5ZM8 142H7V143H8ZM11 142H12V141H11ZM11 142H10V143H11ZM45 142H46V141H45ZM50 142H51V141H50ZM62 142H61V143H62ZM67 142H68V141H67ZM109 142H110V141H109ZM109 142H108V143H109ZM125 142H126V141H125ZM143 142L146 143V144H144ZM180 142H181V141H180ZM184 142H185V141L183 140L182 143L184 144ZM186 142H188V141H186ZM226 142H228V141H226ZM232 142H233V140H230V141L228 142V144H230L231 146H232L233 143H234V144H239V145H240V143H235V142L232 143ZM237 142H238V141H237ZM263 142H264V141H263ZM7 143H6V144H7ZM10 143L8 144V147H9ZM13 143H14V142H13ZM35 143H36V142H35ZM46 143H47V142H46ZM54 143H57V142L55 141ZM54 143H53V144H54ZM64 143H66V142L64 141ZM69 143H71V140H70ZM77 143H78V147H77ZM99 143H100V140H99ZM129 143H130V140H129ZM196 143H197V142H196ZM210 143H211V142H209V147H213L214 145H217L218 142H217V143L215 142L216 144H213V143L210 144ZM221 143H222V142H221ZM0 144H1V142H0ZM14 144H15V143H14ZM14 144H12L11 147H13ZM36 144H37V143H36ZM67 144H68V143H67ZM71 144H72V143H71ZM105 144H106V141H105ZM177 144H180V143L177 142ZM197 144H198V143H197ZM202 144H203V142H202ZM222 144H223V143H222ZM3 145H4V144H3ZM3 145L0 146V155H1V152H2V150H3ZM31 145H32L31 147L35 148V147L33 146V144H31ZM34 145H35V144H34ZM38 145H39V142H38ZM47 145H48V143H47ZM55 145H56V144H55ZM57 145H58V144H57ZM61 145H62V144H61ZM84 145H86V147L83 148L82 146H84ZM103 145H104V144H103ZM108 145H111V144L109 143ZM108 145H107V146H108ZM127 145H128V144H127ZM174 145H176V144H174ZM180 145H181V144H180ZM190 145H191V144H189V146H190ZM226 145H227V144H226ZM230 145H229V146H230ZM50 146H54V145H50ZM58 146H59V145H58ZM64 146H66V145H64ZM64 146H62V147H64ZM67 146H68V145H67ZM67 146H66V148H67ZM90 146H89V147H90ZM95 146H94V147H95ZM101 146H102V144L100 145V147H101ZM128 146H129V145H128ZM128 146H126V148H127ZM187 146H188V145H186V147H187ZM191 146H192V145H191ZM229 146H228V147H229ZM263 146H264V145H263ZM263 146H262V148H263ZM8 147L6 146V148H8ZM11 147H10V148H11ZM36 147H37V145H36ZM59 147H61V146H59ZM89 147H88V148H89ZM97 147H99V146H97ZM97 147H96V148H97ZM108 147H109V146H108ZM108 147H107V149H108ZM133 147H135V146H133ZM209 147H207L206 149H208ZM223 147H224V146H223ZM232 147H233V146H232ZM4 148H5V147H4ZM15 148H16V147H15ZM15 148L13 147L14 151H15ZM88 148H87V150H88ZM112 148L115 149V146H113ZM174 148H175V147H174ZM174 148L172 147V150H173ZM181 148H182V147H181ZM237 148H238V147H237ZM22 149H23V148H22ZM52 149H53V148H52ZM58 149H59V148H57V150H58ZM60 149H61V148H60ZM72 149H73V147H72ZM98 149H99V148H98ZM103 149H105L104 146H103L102 149L100 148V151H96V153H94V154H96V157H94V155H93V157L91 158L92 160L95 159V160H94L95 163H93V164H95V165L97 164V165L99 166V164L101 163V162H99V160L101 159V156H103V155L106 156V153H104V154L102 153V152H105L106 149H105V151H103ZM127 149H128V148H127ZM170 149H171V148H170ZM186 149H187V148H186ZM206 149H205V150H206ZM229 149H232V148H229ZM238 149H239V148H238ZM4 150H5V149H4ZM10 150H11V149H10ZM16 150H17V148H16ZM54 150H55V148H54ZM63 150H66V149H62V151H63ZM67 150H68V149H67ZM183 150H184V149H183ZM191 150H192V149H191ZM227 150H228V149H227ZM227 150H226V151H227ZM11 151H12V150H11ZM11 151H9V152H11ZM17 151H18V150H17ZM17 151H16V152H17ZM19 151L22 152L21 150H19ZM93 151H94V150H93ZM145 151H146V150H145ZM168 151H169V150H168ZM168 151H167V152H168ZM181 151H182V150H181ZM181 151H178V152H181ZM185 151H186V150H185ZM185 151H184V152H185ZM192 151H193V150H192ZM192 151H191V153H192ZM194 151H195V150H194ZM208 151H209V150H208ZM212 151H213V150H212ZM220 151H221V150H220ZM222 151H223V150H222ZM52 152H53V151H51V153H52ZM54 152H55V151H54ZM64 152H65V151H64ZM68 152L71 154V151H70V150H69ZM87 152H88V151H87ZM94 152H95V151H94ZM115 152H116V153H115ZM115 152H114V154H117L118 151H115ZM140 152H141V151H140ZM164 152H165V151H164ZM178 152H177V153H178ZM184 152H183V153H184ZM186 152H188V151H186ZM201 152H202V151H201ZM210 152H211V151H209V153H210ZM216 152H217V151H216ZM216 152H214V153H216ZM223 152H224V151H223ZM227 152H228V151H227ZM18 153H19V152H17V155H14V157H15V156H19ZM48 153H49V152H48ZM62 153H63V152H62ZM62 153H61V154H62ZM75 153H76V152H75ZM75 153H74V154H75ZM80 153H81V151H80ZM80 153H79V154H80ZM90 153H92V151H91ZM90 153H88V154L90 155ZM120 153H121V152H120ZM142 153H143V151H142ZM169 153H170V152H169ZM177 153H176V154H177ZM3 154H4V153H3ZM3 154H2V155H3ZM11 154H12V152H11ZM14 154H15V153H14ZM21 154H22V153H20V155H21ZM49 154H50V153H49ZM53 154H55V153H53ZM53 154H52V156H51V155H49V156L54 157ZM59 154H60V153H59ZM59 154L57 153L56 156H58ZM61 154H60V155H61ZM66 154H67V152L65 153V155H66ZM72 154H73V152H72ZM86 154H87V153H86ZM92 154H93V153H92ZM101 154H102V155H101ZM118 154H119V153H118ZM118 154H117V155H118ZM171 154H172V153H171ZM181 154H182V153H181ZM181 154H180V155H181ZM201 154H202V153H201ZM206 154H207L206 156H208V152H207ZM218 154H219V153H218ZM6 155H7V154H6V151H5V155H4V156H6ZM22 155H24V154H22ZM32 155H33V153H32ZM63 155H64V153H63ZM68 155H69V154H68ZM76 155H77V154H76ZM76 155H74V156H76ZM89 155H88V156H89ZM168 155H169V154H168ZM178 155H179V154H178ZM183 155H184V154H182V156H183ZM188 155H189V154H188ZM191 155H192V154H191ZM213 155H214V154H213ZM213 155H212V156H213ZM24 156H27V153H26ZM28 156H30V154H29ZM28 156H27V157H28ZM72 156H73V155H72ZM81 156H82V155H81ZM110 156H111V155H110ZM110 156H106V157L108 158V157H110ZM112 156L114 157V155H112ZM115 156H116V155H115ZM121 156H122V155H121ZM121 156H120V157L118 156V157L120 158V160H122V159H121ZM165 156H167L166 153H165ZM169 156H170V155H169ZM182 156H181V157H182ZM185 156H186V155H185ZM189 156H190V155H189ZM193 156H194V154H193ZM197 156L199 157V156H201V155L198 154ZM11 157H12V156H11ZM27 157H26V158H27ZM51 157H50V158H51ZM76 157H77V158H75V157H74V158L72 157V158L78 160V158H79L80 156L78 155V156H76ZM113 157H112V158H113ZM122 157H123V156H122ZM139 157H140V156H139ZM139 157H138V158H139ZM173 157H175V153H174V156H173ZM173 157H170V159H167V160L165 161V164H163L165 167L167 166V168H168V167L170 168V169L168 168L169 171H170L172 168H175V167H178V168H179L180 165H181V163L185 162V161H183V162H182V161H179V160H177V158H175V160H173V159H172ZM176 157H177V156H176ZM181 157H179V158L181 159ZM213 157H214V156H213ZM221 157H222V156H221ZM9 158H10V157H9ZM15 158H16V157H15ZM29 158H32V157L30 156ZM50 158H49V159H50ZM66 158H67V157H66ZM70 158H71V156H70ZM72 158H71V161H72ZM82 158H85V156L82 157ZM82 158H81V159H82ZM86 158H88V157L86 156ZM86 158H85V160H86ZM103 158H104V157H103ZM116 158H117V157H115L114 159H116ZM127 158H131V157H127ZM167 158H169V157H167ZM179 158H178V159H179ZM189 158H190V157H189ZM191 158H192V157H191ZM191 158H190V159H191ZM205 158H206V157H205ZM211 158H212V157H211ZM217 158H218V157H217ZM217 158H216V159H217ZM3 159H5V158H3ZM11 159H13V158H11ZM34 159H35V156H34ZM36 159H37V157H36ZM38 159H39V158H38ZM135 159H136V160H135ZM171 159H172V160H171ZM183 159H185V158H183ZM186 159H188V158H186ZM186 159H185V160H186ZM194 159H195V158H194ZM199 159H200V158H199ZM203 159H204V158H203ZM203 159H201V160H203ZM213 159H215V158H213ZM1 160H2V158H0V162H1ZM5 160H6V159H5ZM17 160H18V159H17ZM24 160H25V158H23V157L21 156V158H20V160H19V161H20V164H22V165L25 164L26 162L24 163ZM29 160H30V159H29ZM50 160H51V159H50ZM55 160H56V159H55ZM67 160H68V159H67ZM79 160H80V159H79ZM79 160H78V161H79ZM83 160H84V159H83ZM109 160H110V159H109ZM120 160L118 159V161H119L118 163H120ZM140 160H141V159H140ZM158 160H159V161H158ZM204 160H205V159H204ZM211 160H212V159H211ZM19 161H18V162H19ZM32 161H33V158H32ZM39 161H40V159H39ZM60 161H61V160H60ZM60 161H58V162L60 163ZM64 161H66V160H64ZM78 161L75 160L74 163H76V162H78ZM87 161H88V160H87ZM87 161H86V162H87ZM100 161H102V159H101ZM103 161H105V160H103ZM103 161H102V162H103ZM106 161H107V160H106ZM212 161H214V160H212ZM218 161H220V160L218 159ZM222 161H223V160H222ZM13 162H14V160H13ZM30 162H31V161H30ZM36 162H37V161H36ZM36 162H34V163H36ZM42 162H43V161H42ZM80 162H81V160H80ZM92 162H93V161H92ZM109 162H111V163H108V161H107L108 164H112L113 166L116 165L114 161H109ZM158 162H159V163H158ZM179 162H180V163H179ZM186 162H187V160H186ZM190 162H191V161H190ZM190 162H189V163H190ZM196 162H197V161H196ZM196 162H195V163H196ZM203 162H204V161H203ZM203 162H202V163H203ZM6 163L8 164V162L5 161V164H6ZM34 163H33V164H32V163H30V164L27 163L28 165L26 164V165H27V168H26V169H27V170L32 169ZM61 163H62V162H61ZM74 163H73V161H72V164H71V165H72V166L75 165ZM88 163H90V162H88ZM105 163H106V162H105ZM107 163H106V165H108ZM157 163H158V164H157ZM187 163H188V162H187ZM202 163H201V165H202ZM204 163H205V162H204ZM204 163H203V164H204ZM207 163H208V161H207ZM213 163H214V162H213ZM252 163H253V162H252ZM46 164H47V163H46ZM79 164H80V163H79ZM85 164H86V163H84V165H85ZM93 164H92V165H93ZM103 164H104V163H103ZM103 164H102V163L100 164V169L103 167V166H102ZM141 164H140V166H141ZM191 164H192V163H191ZM191 164H190V165H191ZM217 164H218V163H217ZM244 164H245V162H244ZM249 164H250V163H249ZM48 165H49V164H48ZM76 165H78V164L76 163ZM84 165H83V166H84ZM95 165H94V166H95ZM106 165L104 164V166H106ZM120 165H121V164H120ZM120 165H119V166H120ZM134 165H135V164H134ZM138 165H139V164H138ZM138 165H137V167H140V166H138ZM161 165H162V164H161ZM184 165H185V164H184ZM199 165H200V164H199ZM199 165H198V166H199ZM214 165H216V164H214ZM250 165H254V169H253V168H250V169H252L253 171L255 170V168L258 169L259 166H261L260 164H256L255 162H254V164H250ZM3 166L6 167V165H3ZM3 166H2V167H3ZM7 166H8V165H7ZM10 166H11V165H10ZM14 166L16 167V165H14ZM45 166H46V165H45ZM87 166H88V165H87ZM101 166H102V167H101ZM191 166H192V165H191ZM194 166H195V165H194ZM240 166H241V165H240ZM240 166H239V167H240ZM246 166H247V163H246V165H244V167H246ZM2 167H1V168H2ZM12 167H13V166H12ZM12 167H10V169H9L10 171H11V168H12ZM17 167H18V165H17ZM19 167H20V166H19ZM49 167H51V166H49ZM74 167H75V166H74ZM85 167H86V166H85ZM91 167H93V166H91ZM91 167H90V169H91ZM160 167H163V166H160ZM185 167H187V170H188V167H189V166H185ZM185 167L183 166V167H180V168H182V169L184 168L183 170L185 171V170H186ZM200 167H201V166H200ZM208 167H210V166H208ZM226 167H227V165H226ZM239 167H237V168H239ZM251 167H253V166H251ZM3 168H4V167H3ZM7 168H9V167H7ZM22 168H23V167H22ZM47 168H48V166H47ZM47 168H44V169H47ZM95 168L98 169L99 167H95ZM108 168H109V167H108ZM108 168H107V169H108ZM140 168L144 169L143 166L140 167ZM140 168H139V169H140ZM163 168H164V167H163ZM195 168H196V167H195ZM234 168H235V167H234ZM237 168H236V169H237ZM247 168H248V167H247ZM263 168H264V167H263ZM17 169H18V168H17ZM19 169H20V168H19ZM19 169H18V170H19ZM23 169H24V168H23ZM23 169H22V170H23ZM37 169H38V168H37ZM103 169H104V168H103ZM109 169H110V168H109ZM120 169L122 170V172H121ZM164 169H165V168H164ZM168 169H167V170H168ZM205 169H207V168H205ZM209 169H210V168H209ZM211 169H212V168H211ZM214 169H215V168H214ZM214 169H213V170H214ZM241 169H243V168H241ZM241 169H240V170H241ZM244 169H246V168H244ZM261 169H262V166L259 168V170H261ZM6 170H7V169H6ZM47 170H51V169L48 168ZM92 170H95V169L92 168ZM161 170H162V169H161ZM167 170H166V171H167ZM172 170H173V169H172ZM176 170H177V169H176ZM198 170H199V169H198ZM207 170H208V169H207ZM207 170L205 171V173L209 171V170H208V171H207ZM232 170H233V169H232ZM1 171H3V170H1ZM32 171H33V170H32ZM37 171H38V170H37ZM43 171H46V170H43ZM43 171H42V169H41V171H40V172H37V173H38V174L40 173V175H41V172L43 173ZM54 171H55V170H54ZM86 171H87V170H86ZM108 171H109V170H108ZM108 171H107V172H108ZM123 171H124V172H123ZM139 171H142V170L140 169ZM169 171H168V172H169ZM173 171H174V170H173ZM188 171H189V170H188ZM200 171H201V170H200ZM200 171H199V172H200ZM234 171H235V170H234ZM236 171H239V170H236ZM242 171H243V170H242ZM245 171H246V170H245ZM247 171H249V169H248ZM257 171H258V170H257ZM68 172H69V171H68ZM92 172H93V171H92ZM92 172L90 171L89 174L92 175V174L95 173V172H94V173H92ZM103 172H104V171H103ZM162 172H164V170H163ZM168 172H167V173H168ZM175 172H177V171H175ZM175 172H173L174 175H175ZM191 172H194V171L191 170ZM197 172H198V171H197ZM230 172H231V171H230ZM232 172H233V171H232ZM239 172H240V171H239ZM5 173H6V172H5ZM5 173H4V174H5ZM7 173H9V172H7ZM11 173H12V171H11ZM11 173H10V174H11ZM18 173H19V172H18ZM21 173H22V171H21ZM44 173H46V172H44ZM44 173H43V174H44ZM50 173H51V171H50ZM101 173H102V172H101ZM105 173H106V172H105ZM153 173H152V174H153ZM155 173H154V174H155ZM173 173H172V171L170 172L171 175H173ZM188 173H189V172H188ZM201 173L204 174V170H203V172L201 171ZM201 173H200V174H201ZM254 173H255V174H254ZM254 173H253V174L256 176V173H258V172L254 171ZM260 173H261V172H260ZM4 174H3V175H4ZM10 174H9V176H8V174L6 175L7 178L10 177ZM35 174H36V172H35ZM43 174H42V175H43ZM48 174H49V171H48ZM48 174H47V175L45 174V175H43V176H48ZM107 174H108V173H107ZM185 174H186V173H185ZM191 174H192V173H191ZM194 174H196V171H195ZM208 174H209V173H208ZM213 174H214V173H213ZM235 174H236V173H235ZM244 174H245V173H244ZM14 175H15V174H14ZM18 175H20V173H19ZM51 175L54 176V174H51ZM51 175H50L49 177H51ZM74 175H75V174H74ZM98 175H99V173H98V171H97V174L94 175V178L96 179L95 176H97V178H99L100 176H98ZM100 175H101V174H100ZM150 175H151V174H150ZM161 175H162V174H161ZM165 175H166V174H165ZM165 175H164V177H165ZM177 175H178V174H177ZM197 175H198V174H197ZM206 175H207V174H205L204 176H203V175H201V176H203V177H205V179H207V176H206ZM230 175H231V174H230ZM254 175H253V176H254ZM257 175H258V174H257ZM260 175H261V174H260ZM260 175H259V176H260ZM11 176H12V175H11ZM15 176H16V178H14V179H17L18 176H17V175H15ZM35 176H36V175H35ZM53 176H52V178H53ZM72 176H73V175H72ZM72 176H71V177H72ZM103 176H104V175H103ZM103 176H101V177L103 178ZM117 176H120V177L117 178ZM153 176H155V175H153ZM185 176H186V175H185ZM185 176H184V177H185ZM189 176H190V175H189ZM192 176H193V175H192ZM192 176H191V177H192ZM194 176H195V175H194ZM198 176H199V175H198ZM227 176H229V175H227ZM231 176H232V175H231ZM237 176H239V175L237 174ZM253 176H252V177H253ZM262 176H263V175H261V177H262ZM4 177H5V176H4ZM73 177H74V176H73ZM101 177H100V178H101ZM108 177H111V176H107V179H109ZM155 177H156V176H155ZM158 177H161V176H158ZM162 177H163V175H162ZM166 177H167V176H166ZM168 177H169V176H168ZM170 177L172 178V176H170ZM174 177H175V176H174ZM181 177H182V175L180 176V178H181ZM184 177H182V178L184 179ZM219 177H220V176H219ZM232 177H236V176H232ZM263 177H264V176H263ZM2 178H3V177H2ZM74 178H75V177H74ZM74 178H73V179H74ZM84 178L86 179V177H84ZM111 178H112V177H111ZM111 178H110V179H111ZM116 178H117V179H116ZM182 178H181L180 180H182ZM185 178H186V177H185ZM187 178H188V177H187ZM194 178H195V177H194ZM198 178L200 179L201 177L199 176ZM208 178H209V175H208ZM216 178H217V177H216ZM222 178H223V177H222ZM241 178H242V177H240V179H241ZM245 178H246V177H245ZM253 178H254V177H253ZM14 179L12 178V181H14ZM50 179H51V178H50ZM57 179H58V178H56V180H57ZM95 179H94V180H95ZM107 179H104V181L107 180ZM148 179H151V178H148ZM152 179H153V178H152ZM155 179H157V178H155ZM159 179H160V178H159ZM173 179H174V178H173ZM173 179H172V180H173ZM175 179H176V178H175ZM175 179H174V180H175ZM188 179H189V178H188ZM196 179H197V178H196ZM196 179H195V180L192 179V180H193V181H197ZM202 179H203V178H202ZM210 179H211V178H210ZM224 179H225V178H224ZM240 179H239V181H242L241 183H242V185H243V184H244L243 181L246 180V179H244V178H243L244 180H240ZM247 179H248V178H247ZM260 179H261V178H260ZM260 179H257V177H256L255 181H256V180H260ZM262 179H263V178H262ZM4 180H5V179H4ZM7 180H9V179H7ZM51 180H52V179H51ZM53 180H55V179H53ZM69 180H70V179H69ZM86 180H87V179H86ZM102 180H103V179H102ZM114 180H113V182H115ZM153 180H154V179H153ZM164 180H165V179H164ZM167 180H169V179H167ZM174 180H173V181H174ZM185 180L187 181V179H184L183 181H180V184H181V183L183 184V182H186ZM230 180H231V179H230ZM250 180H251V179H250ZM250 180H246L245 182L250 181ZM12 181H11V182H12ZM15 181H16V180H15ZM57 181H58V180H57ZM70 181H71V180H70ZM70 181H69V182H70ZM79 181L81 182V180H79ZM88 181H89V180H88ZM91 181H93V179H91ZM91 181H90V183H91ZM96 181H97V179H96ZM96 181H94V182L97 184ZM99 181H100V180H99ZM104 181H103V182H104ZM144 181H145V180H144ZM157 181H158V180H157ZM160 181H161V180H160ZM169 181H170V180H169ZM193 181H192V182H193ZM198 181H202V180H198ZM211 181H212V179L210 180V183H211ZM215 181H216V179H215ZM223 181H224V180H223ZM0 182H2V181H1V176H0ZM7 182H8V181H7ZM7 182L5 181V183H7ZM9 182H10V181H9ZM48 182H49V181H48ZM48 182H47V184L49 185ZM51 182H52V181H51ZM51 182H50V183H51ZM53 182H54V181H53ZM107 182H108V181H107ZM133 182H134V181H133ZM170 182H171V181H170ZM188 182H189V181H188ZM190 182H191V181H190ZM204 182H205V180L203 181V184H204ZM212 182H213V181H212ZM250 182H251V181H250ZM257 182L261 184V182H259V181H257ZM257 182H255V183H257ZM262 182H263V181H262ZM3 183H4V181H3ZM5 183H4V184H5ZM13 183H14V182H13ZM13 183H9V184L7 183V185L5 186V187L7 188V190L5 189L4 186H3V187H4V189L6 190V192H8V198H9V200H12V201H10V202L15 203V202H16L15 199H19V198L21 197V195L24 193V191H23V193H21V190H23L24 188H23V187H20V186H22V185H20V186H19V185H18V186L16 185V186H15ZM70 183L73 184V182H70ZM78 183H79V182H78ZM92 183H93V182H92ZM100 183H101V181H100L98 184H100ZM104 183H105V182H104ZM115 183H116V182H115ZM126 183H127V182H126ZM131 183H132V182H131ZM142 183H140V184L142 185ZM171 183H172V182H171ZM174 183H175V182H174ZM198 183H199V182H198ZM198 183H196V184H198ZM200 183H201V182H200ZM207 183H209V182H207ZM210 183H209V184H210ZM217 183H218V182H217ZM217 183H216V184H217ZM241 183H239V184L241 185ZM4 184H2V185H4ZM23 184H24V183H23ZM42 184H43V182H42ZM45 184H46V183H45ZM74 184H75V183H74ZM88 184H89V183H88ZM102 184H103V183H101V185H102ZM129 184H130V183H129ZM132 184H133V183H132ZM134 184H135V182H134ZM136 184H137V183H136ZM144 184H145V183H144ZM144 184H143V186H145ZM187 184H188V183H186V185H187ZM190 184H191V183H190ZM205 184H206V182H205ZM205 184H204V185H205ZM209 184H208V187H210ZM212 184H213V183H212ZM219 184H220V183H219ZM219 184H218V187H219V186H223V185H221V184L219 185ZM246 184H247V183H246ZM25 185H26V184H25ZM78 185H79V184H78ZM84 185H85V184H84ZM104 185H105V184H104ZM104 185H103V186H104ZM116 185H117V184H116ZM124 185H125V184L123 183V186H124ZM184 185H185V184H184ZM186 185H185V186H186ZM188 185H189V184H188ZM194 185H195V184H194ZM199 185H200V184H199ZM199 185H197V186H199ZM201 185H202V183H201ZM204 185H202V187H203ZM206 185H207V184H206ZM225 185H227V184L225 183ZM240 185H239V186H240ZM247 185H251V183L249 184V182H248ZM252 185H254V184L252 183ZM255 185H256V184H255ZM261 185H262V184H261ZM261 185H260V187H263V186H264V184H263L262 186H261ZM28 186H29V185H28ZM44 186H45V185H44ZM44 186H43V187H44ZM75 186H76V185H75ZM79 186H80V185H79ZM79 186H78V188H79ZM89 186H91V185H89ZM98 186H100V185H98ZM114 186H115V184H114ZM119 186H120V184H119L117 187H119ZM127 186H128V185H127ZM131 186H133V185H130V187H131ZM176 186H177V185H176ZM176 186H175V187H176ZM178 186H179V185H178ZM192 186H193V184H192ZM192 186H190V187H192ZM214 186H217V185L214 184ZM214 186H213V187H214ZM245 186H246V185H245ZM29 187H30V186H29ZM29 187H28V191H29V189H30ZM81 187H83V186H81ZM84 187H85V186H84ZM84 187H83V188H84ZM86 187H87V186H86ZM96 187H97V185H96ZM101 187H102V186H100V187H98V188L102 189ZM107 187H110V186H107ZM117 187H116V188H117ZM130 187H129V188H130ZM135 187H136V186H134V188H135ZM138 187H139V186H138ZM152 187H153V185L151 186V188H152ZM154 187H155V186H154ZM186 187H188V186H186ZM218 187H217V188L215 187L214 189H217V190H218ZM246 187H247V186H246ZM22 188H23V189H22ZM123 188H124V187H123ZM125 188H126V187H125ZM125 188H124V190H125ZM131 188H132V187H131ZM140 188H141V186H140ZM140 188H139V189H140ZM157 188H158V187H157ZM159 188H160V187H159ZM172 188H173V187H172ZM178 188H179V187H178ZM184 188H185V187H184ZM184 188H182V189L184 190ZM188 188H189V187H188ZM193 188H194V187H192L191 189L194 190ZM197 188H198V187H197ZM199 188H200V187H199ZM206 188H207V186H206ZM222 188H223V187H222ZM247 188H251V187L248 186ZM32 189H33V188H32ZM34 189H35V188H34ZM75 189H76V188H75ZM75 189H74V190H75ZM81 189H82V188H81ZM87 189H88V187H87ZM91 189H92V187H91ZM100 189L98 190L99 192H101ZM109 189H110V188H109ZM112 189H113V188H112ZM153 189H154V188H153ZM179 189H180V188H179ZM179 189H178V192L180 193ZM0 190H2V188H1ZM26 190H27V188H26ZM30 190H31V189H30ZM74 190H73V193H75ZM78 190H79V189H78ZM82 190H84V189H82ZM110 190H111V189H110ZM110 190H108V191L110 192ZM118 190H120V189L118 188ZM121 190H122V189H121ZM124 190H123V191H124ZM127 190H128V188H127ZM133 190H134V189H133ZM140 190H141V189H140ZM140 190H136V191H140ZM158 190H159V189H158ZM174 190H175V189H174ZM180 190H181V189H180ZM192 190H191V191H192ZM205 190H206V189H205ZM210 190H211V188H210ZM210 190H209V191H210ZM217 190H216V191H217ZM221 190H222V189H221ZM248 190H249V189H248ZM254 190H255V189H254ZM256 190H257V189H256ZM3 191H4V190L0 191V193L3 192ZM28 191H27V194L29 193ZM87 191H88V190H87ZM90 191H93V189L90 190ZM90 191H88L89 193H86V192H85V193H84L85 195L82 194V195L80 196V199H81L82 201H84L85 204H86V200H89V202L91 201V200H90V195L92 196V194L90 193ZM96 191H97V189H96ZM96 191H94V192H96ZM105 191H106V188H105ZM145 191H146V190H145ZM181 191H182V190H181ZM184 191H185V190H184ZM200 191H201V190H200ZM200 191H199V192H200ZM207 191H208V190H207ZM209 191H208V193H209ZM252 191H253V190H252ZM252 191H249V192L251 193ZM257 191H258V190H257ZM260 191H262V189H261ZM260 191H259V192H260ZM263 191H264V190H263ZM263 191H262V192H263ZM25 192H26V191H25ZM61 192H62V191H61ZM81 192H82V191H81ZM94 192H92L93 195H94ZM99 192H98V193H99ZM102 192H103V191H102ZM102 192H101V193H102ZM109 192H108V194H109ZM111 192H112V191H111ZM111 192H110V193H111ZM115 192L118 193L117 189H116ZM119 192H120V191H119ZM125 192H126V191H124L123 193L125 194ZM160 192H161V190H160ZM160 192H159V193H160ZM175 192L177 193V190H175ZM189 192H190V191H189ZM192 192H193V191H192ZM194 192H197V194H198V189H196V191H194ZM259 192H258V193H259ZM63 193H65V192H63ZM63 193H60L59 195L62 197V196L64 195ZM70 193H71V192H70ZM82 193H83V192H82ZM96 193H97V192H96ZM103 193H104V192H103ZM113 193H114V191H113ZM120 193H121V192H120ZM183 193H184V192H182V194H183ZM186 193H188V192L186 191ZM203 193H205V192H203ZM213 193H215V191H214ZM213 193H212V194H213ZM217 193H218V192H217ZM235 193H237V192H234L233 194L235 195ZM254 193H255V191L253 192V194H254ZM258 193H257V194H258ZM27 194H26V196H27ZM32 194L34 195V193H32ZM61 194H63V195H61ZM77 194H78V193H77ZM99 194H100V193H99ZM106 194H107V192H106ZM108 194H107V195H108ZM124 194H123V196H125ZM144 194H145V193H144ZM144 194H143V195H144ZM146 194L149 195L148 193H146ZM174 194H175V193H174ZM180 194H181V193H180ZM223 194H224V193H223ZM238 194H239V193H237V195H238ZM240 194H241V193H240ZM240 194H239V195H240ZM243 194H246V193L242 192V195H243ZM248 194H249V193H248ZM257 194H256V195H257ZM263 194H264V193H263ZM0 195H1V194H0ZM48 195H49V194H48ZM69 195H72V194H69ZM78 195H79V194H78ZM78 195H76V193H75V196L78 197ZM97 195H98V194H97ZM97 195H96V197H97V199H98V196H97ZM100 195H101V194H100ZM121 195H122V194H120L118 197H120ZM126 195H127V192H126ZM134 195H135V194H134ZM138 195H139V194H138ZM141 195H142V194H141ZM141 195H140V196H141ZM151 195H152V194H151ZM172 195H173V194H172ZM188 195H189V194H188ZM199 195H200V197L203 196V195H201V194H199ZM204 195H205V196H204L203 198H205V197L207 196L206 193H205ZM218 195H219V194H218ZM237 195H236V196H237ZM239 195H238V197H240ZM242 195H241V196H242ZM254 195H255V194H254ZM254 195H253V198H255ZM261 195H262V194H260V196H261ZM101 196H102V195H101ZM104 196H105V195H104ZM123 196H122V197H123ZM129 196L132 197L133 195H132V196L129 195ZM129 196H128V197H129ZM153 196H154V195H153ZM161 196H163V195H161ZM170 196H171V195H170ZM175 196H176V195H175ZM175 196H174V197H175ZM184 196H185V195H183V197H184ZM190 196H191V195H189L188 197H190ZM192 196H194V195H192ZM214 196H215V195H214ZM243 196H244V195H243ZM251 196H252V194H251ZM258 196H259V195H257L256 197H258ZM1 197H2V196H1ZM3 197H4V196H3ZM3 197H2V198H3ZM22 197H23V196H22ZM22 197H21V198H22ZM48 197H49V196H48ZM48 197H47V198H48ZM73 197H74V196H73ZM92 197H93V196H92ZM99 197H100V196H99ZM135 197H136V196H135ZM135 197H133V198H135ZM137 197H138V196H137ZM144 197H145V196H143V202L141 203V205L145 203V202H144ZM147 197H149V196H147ZM176 197H178V196H176ZM180 197H181V196H180ZM195 197H196V196H195ZM207 197H208V196H207ZM207 197H206V199H207ZM212 197H213V196H212ZM218 197H219V199H220V196H218ZM238 197H237V198H238ZM263 197H264V196H263ZM24 198H25V197H24ZM44 198H45V196H44ZM44 198H43V199H44ZM94 198H95V197H94ZM94 198H93V199H94ZM152 198H153V197H152ZM156 198H157V197H156ZM178 198H179V197H178ZM186 198H187V196H186ZM191 198L193 199V197H191ZM191 198H190V200H191ZM231 198H232V197H231ZM243 198L245 199V197H243ZM3 199H4V198H3ZM40 199H41V198H40ZM125 199H126V197H125ZM125 199H124V200L122 199L121 204L124 203L123 201H125ZM150 199H151V198H150ZM166 199H168V198H166ZM173 199H174V198H173ZM184 199H185V198H184ZM194 199H195V198H194ZM208 199H209V198H208ZM208 199H207V200H208ZM234 199H235V198H234ZM240 199H241V198H240ZM250 199H251V198H250ZM250 199H249V200H250ZM255 199H257V198H255ZM9 200L7 201V200L4 199V200H0V201H1V202H2V201H3V202H4V201L9 202ZM22 200H23V199H22ZM37 200H38V199H37ZM53 200H54V199H53V197H52V199L44 200V202L49 203V201H50L51 203H54L55 200H56V197H55L54 202H53ZM119 200H120V199H119ZM127 200H130V198L127 199ZM127 200H126V202H128ZM132 200H133V199H132ZM135 200H136V198H135ZM154 200H155V199H154ZM157 200H158V199H157ZM161 200H162V199H161ZM171 200H172V199H171ZM171 200H170V201H171ZM175 200H176V199H174V201H175ZM179 200H180V199H179ZM187 200H189V198H188ZM190 200H189V201H190ZM202 200H203V199H202ZM210 200L214 201L213 199H210ZM210 200H209L207 203H206V202H205V203H206V204L209 203L210 205L213 204V202L210 203V202H211ZM220 200H221V202L224 201V200L222 201V199H220ZM220 200H218V202H220ZM235 200H236V199H235ZM245 200H246V199H245ZM252 200H253V199H252ZM34 201H35V200H34ZM39 201H40V200H39ZM39 201H37V202H39ZM59 201H60V200H59ZM59 201L57 200L56 205L59 204ZM68 201H69V200H68ZM68 201H67V202H68ZM79 201H80V200H79ZM82 201L80 202V204L82 203ZM159 201H160V200H159ZM164 201H165V200H164ZM164 201H163V203H164ZM170 201H169V202H170ZM172 201H173V200H172ZM172 201H171V202H172ZM174 201H173L172 203H174V205L177 204V203H175ZM177 201H178V199H177ZM177 201H176V202H177ZM194 201H195V200H194ZM196 201H198V200H196ZM205 201H206V200H205ZM228 201H229V199H228ZM230 201H231V200H230ZM240 201H241V200H240ZM240 201H238V203H239ZM243 201H244V200H243ZM1 202H0V204H1ZM10 202H9V203H10ZM17 202H18V201H17ZM17 202H16V203H17ZM30 202H31V201H30ZM32 202H33V201H32ZM37 202H36V203H37ZM64 202H66V200H65ZM89 202H88V203H89ZM94 202H95V201H94ZM131 202H133V201H131ZM131 202H130V203H131ZM134 202H135V201H134ZM169 202H168V200H167V203H168V204H169ZM179 202H180V201H178V203H179ZM182 202H183V200H182ZM182 202H181V203H182ZM185 202H186V200H185ZM191 202H192V201H191ZM191 202H188V204L191 203ZM200 202H201V198H200ZM221 202H220V203H221ZM225 202H226V201H225ZM232 202H233V200H232ZM248 202H249V201H246L247 204H248ZM16 203H15V204H16ZM33 203H34V202H33ZM41 203H42V201H41ZM88 203H87V204H88ZM116 203H118V202H116ZM138 203H139V202H138ZM160 203H161V202H160ZM183 203H184V202H183ZM194 203H195V202H194ZM194 203L192 202V205H194ZM197 203L199 204V201L196 202V204H197ZM205 203H203L202 206L205 205V207H206V204H205ZM216 203H217V202H216ZM216 203H215V201H214V204H216ZM227 203H228V202H227ZM244 203H245V202H244ZM10 204H11V203H10ZM15 204H14V205H15ZM26 204H27V203H26ZM26 204H25V205H26ZM30 204H31V203H29V205H30ZM34 204H35V203H34ZM61 204H62V203H61ZM74 204H76V203H74ZM83 204H84V203H83ZM83 204H82V205H83ZM91 204H92V203H91ZM91 204H89V205H91ZM126 204H127V203H126ZM147 204H148V203H147ZM165 204H166V203H165ZM179 204H180V203H179ZM196 204H195V205H196ZM214 204H213V205H214ZM225 204H226V203H225ZM225 204H224L223 206H225ZM229 204H230V203H229ZM239 204H241V202H240ZM242 204H243V203H242ZM247 204H246V205H247ZM252 204H253V203H252ZM1 205H2V204H1ZM3 205H5V204H3ZM14 205H12V206H14ZM29 205H28V206H29ZM41 205H42V204H41ZM50 205H52V204L42 205V206H44V212H45V210L52 209L51 211H52V213H53L54 207L52 206V207L50 208V207H49ZM63 205H64V203H63ZM66 205H67V204H66ZM69 205H70V204H69ZM82 205H81V207H83ZM117 205H118V204H117ZM127 205H130V204H127ZM127 205H126V208H127ZM139 205H140V203H139ZM149 205H150V202H149ZM154 205H155V204H154ZM157 205H158V204H157ZM159 205H160V204H159ZM166 205H167V204H166ZM170 205H171V204H170ZM181 205H182V204H181ZM181 205H180V206H181ZM185 205L188 206L187 203H184V206H185ZM217 205H218V204H217ZM234 205H235V204H234ZM234 205H233V203H232L231 206H230V205H229V206L232 208V206H234ZM244 205H245V204H244ZM244 205H243V207H242V208H244V209H245V207H248V208L250 207L251 209H252V207H254V206L251 207L250 205H249V206H244ZM10 206H11V205H10ZM74 206H75V205H73V207H74ZM84 206H85V205H84ZM86 206H87V205H86ZM93 206H94V205H93ZM93 206H91V207H93ZM118 206H120V205H118ZM122 206H123V205H122ZM122 206H121V207H122ZM161 206H163V208H164L165 205L163 204V205H161ZM176 206H177V205H176ZM184 206H181V207L183 208ZM200 206H201V205H200ZM223 206H222V207H223ZM226 206H227V205H226ZM226 206H225V207H226ZM236 206H237V205H236ZM238 206H239V205H238ZM255 206H256V205H255ZM8 207H9V206H8ZM8 207H7V208H8ZM26 207H27V206H26ZM39 207H41V206H39ZM56 207H57V206H56ZM58 207H60V206H58ZM64 207H65V205H64ZM81 207H80V208H81ZM114 207H116V206H114ZM114 207L111 206V208H110L111 211L113 210ZM121 207H120V208H121ZM124 207H125V204H124ZM128 207H129V206H128ZM140 207H141V206H140ZM144 207H145V206H144ZM144 207H143V208H144ZM146 207H147V206H146ZM151 207H152V206H151ZM189 207H190V206H189ZM196 207H197V205H196ZM211 207H212V205L209 206V207H206V208L208 209V208H211ZM214 207H215V205H214ZM219 207H220V206L218 205V210L220 209ZM230 207H229V208H230ZM3 208H4V207H3ZM10 208H11V207H10ZM10 208H9V211H10ZM61 208H62V207H61ZM61 208H60V209H61ZM84 208H85V207H84ZM87 208H88V207H87ZM89 208H90V207H89ZM94 208L97 209V207H94ZM120 208H119V209H120ZM143 208H142V210H143ZM158 208H159V207H158ZM160 208H161V207H160ZM170 208H172V207H170ZM191 208H192V207H191ZM191 208H190V209H191ZM193 208H195V207H193ZM212 208H213V207H212ZM212 208H211V209H212ZM223 208H224V207H223ZM223 208H221L219 211H221ZM234 208H236V207H234ZM238 208H239V207H238ZM254 208L257 209L256 207H254ZM261 208H262V207H261ZM1 209H2V207H1ZM1 209H0V210H1ZM12 209H13V208H12ZM21 209H22V208H21ZM28 209H29V208H28ZM37 209H38V208H37ZM75 209H76V208H75ZM77 209H78V206H77ZM110 209H109V210H110ZM114 209H116V208H114ZM136 209H137V208H136ZM138 209H140V208H138ZM173 209H174V208H173ZM178 209H179V208H178ZM186 209H187V208H186ZM195 209H196V211L198 210L197 208H195ZM200 209H201V208H200ZM211 209H209L208 211H210ZM224 209H225V208H224ZM224 209H223V210H224ZM240 209H241V208H240ZM244 209L241 210V211H244ZM18 210H20V209H18ZM30 210H31V208H30ZM55 210H56V208H55ZM57 210H59V209L57 208ZM67 210H68V209H67ZM72 210H73V209H71V211H72ZM84 210H85V209H84ZM93 210H94V209H92L91 211L93 212ZM98 210H103V209H101V208L99 209V208H98ZM104 210H105V208H104ZM104 210H103V211H104ZM130 210H131V209H130ZM140 210H141V209H140ZM146 210H148L147 213H149V216H150V214L152 213V212L150 213V210H151V209H150V210H149V209H146ZM180 210H181V209H180ZM184 210H185V209H184ZM191 210H192V209H191ZM202 210L204 211L203 208H202ZM233 210H234V209H233ZM247 210H248V209H247ZM252 210H253V209H252ZM252 210H251V211H252ZM257 210H258V209H257ZM257 210H254V212H256ZM3 211L6 213L7 209H5V210L2 209V213H3ZM34 211H35V210H34ZM39 211H41V210L39 209ZM68 211H69V210H68ZM87 211H88V210H87ZM87 211H86V213H87ZM91 211H90V213H91ZM96 211H97V210H96ZM123 211H124V210H123ZM125 211H126V210H125ZM134 211H135V210H134ZM136 211H137V210H136ZM151 211H152V210H151ZM172 211H173V210H172ZM194 211H195V210H194ZM199 211H200V210H199ZM212 211H214V210H212ZM212 211H211V213H212ZM228 211H230V209H229ZM231 211H232V210H231ZM237 211H239V214H241L240 210H237ZM237 211H236V210L234 211V212H236V214L233 213V216L238 215V214H237ZM11 212L13 213V211H11ZM30 212H31V211H30ZM36 212H38V211L36 210ZM57 212H58V211H56V213H57ZM60 212H61V213L63 212V213L61 214ZM64 212H65V209H64V208H63L61 211H59V213L62 215V217H63V215H64ZM66 212H67V211H66ZM66 212H65V214H66ZM76 212H77V211H76ZM88 212H89V211H88ZM118 212H121V211H118ZM132 212H133V211H132ZM174 212H175V211H174ZM185 212H186L187 215H188V214H191V213H190L191 211H190V212H189V211H185ZM187 212H188V213H187ZM221 212H222V211H221ZM223 212H224V211H223ZM244 212H246V210H245ZM259 212H260V211L258 210V213H259ZM0 213H1V211H0ZM5 213H3L2 216H1V214H0L1 218H3V217L8 218L7 216H4V215H6ZM9 213H10V212H9ZM28 213H29V212L26 213V217H27V214H28ZM34 213H35V212H34ZM52 213H51V214H52ZM70 213H71V212H70ZM73 213H74V212H72L71 216L73 215ZM97 213L99 214V212H97ZM103 213H104V212H103ZM112 213H113V212H112ZM127 213H128V212H127ZM136 213H137V214H135L136 216H137V215H139L140 217L145 216L144 212H142V211H139V210H138ZM176 213H177V212H176ZM181 213H182V212H181ZM193 213H197V212H193ZM206 213L208 214V212H206ZM206 213H204L205 216L207 215ZM209 213H210V212H209ZM214 213H215V212H214ZM229 213L231 214L232 212H229ZM247 213H248V216H249V212H247ZM250 213H251V212H250ZM37 214H38V213H35V214H32V215H37ZM48 214H49V213H48ZM60 214H59V215H60ZM68 214H69V212H68ZM81 214H82V212H81ZM106 214H107V213H106ZM106 214H101V213H100L101 216H102V215H106ZM168 214H169V213H168ZM178 214H179V213H178ZM186 214H185V217H186ZM199 214H200V212L198 213V216H199ZM204 214H203V215H204ZM216 214H217V213H216ZM221 214H222V213H221ZM223 214H224V213H223ZM243 214H244V213H243ZM251 214H252V213H251ZM7 215H8V212H7ZM43 215H44V214H43ZM56 215H57V214H56ZM69 215H70V214H69ZM69 215H68V217H69L70 219L75 218V217L77 216L76 214H74L75 217L73 216V217L71 218V216H69ZM100 215H99V217H100ZM108 215H109V214H108ZM117 215H118V214L116 213V217H118ZM124 215H125V214H124ZM153 215H155V214L153 213ZM170 215H171V214H170ZM175 215H176V214H175ZM195 215H196V214H195ZM203 215L201 214V216H203ZM208 215H209V214H208ZM208 215H207V216H208ZM219 215H220V213H219ZM227 215H228V212H227ZM227 215H226V217H227ZM255 215H256V213H255ZM8 216H10V215H8ZM14 216H16V215L14 214ZM41 216H42V215H41ZM47 216H48V215H47ZM79 216H80V215H79ZM91 216H92V215H91ZM119 216L122 217V215H120V214H119ZM139 216H138V217H139ZM159 216H160V215H159ZM164 216H165V215H164ZM188 216H189V215H188ZM192 216L194 217V214H193ZM210 216L212 217V215H209V219H210ZM216 216H217V215H216ZM216 216H214V217H216ZM223 216H224V215H223ZM231 216H232V215H231ZM231 216H229V219H230ZM239 216H240V215H239ZM250 216H251V215H250ZM263 216H264V215H263ZM11 217H12V216H11ZM38 217H39V216H38ZM45 217H46V216L44 215V218H45ZM48 217H49V216H48ZM56 217L58 218V216H56ZM59 217H60V216H59ZM62 217H61V218H62ZM65 217H66V216H65ZM77 217H78V216H77ZM77 217H76V219H77ZM85 217L87 218L86 215H85ZM85 217L83 216L82 218L85 219ZM88 217H90V216L88 215ZM102 217H103V216H102ZM105 217H106V216H104V219H105ZM116 217H115V219H116ZM126 217H127V216H126ZM128 217H129V216H128ZM128 217H127V218H128ZM145 217H148V216H145ZM152 217H154V216H152ZM152 217H150V218H152ZM168 217H169V216H168ZM178 217H179V216H177V218H178ZM193 217H192V218H193ZM196 217H197V216H196ZM196 217H194V218H196ZM217 217H218V216H217ZM217 217H216V218H217ZM219 217H220V216H219ZM235 217H237V216H235ZM246 217H247V216H246ZM246 217H245V220L243 221V220H242L243 218H242V215H241V219L239 220V222L242 220V221H243V224H244L248 218H251V217H247V218H246ZM1 218H0V219H1ZM44 218H42V220H43ZM61 218H60V221H61ZM91 218H92V217H91ZM91 218H89V220H90ZM93 218H94V217H93ZM96 218H98V217L96 216L95 219H96ZM108 218H109V217H108ZM124 218H125V216H124ZM150 218H149V219H150ZM155 218H156V216H155ZM164 218H165V217H164ZM173 218H174V217H173ZM188 218H190V217H188ZM198 218H199V217H198ZM202 218L204 219V218H206V217H202ZM220 218H221V220H222V217H220ZM224 218H225V217H224ZM238 218H239V217H238ZM263 218H264V217H263ZM9 219H10V218H9ZM15 219H16V218H15ZM17 219H18V218H17ZM20 219H21V218H20ZM38 219H39V218H38ZM53 219H56V218H53ZM66 219H67V218H66ZM66 219H64V220H66ZM84 219H82L81 221L83 222ZM106 219H107V218H106ZM113 219H114V217H112V219H110V220H113ZM125 219H126V218H125ZM139 219H140V218H138V220H139ZM146 219H148V218H146ZM146 219H145V220H146ZM152 219H153V218H152ZM158 219H159V218H158ZM178 219H180V217H179ZM178 219H177V220H178ZM203 219H200V220L203 221ZM226 219H227V218H226ZM226 219H225V221H226ZM232 219H233V218H232ZM253 219H254V218H253ZM258 219H260V217H259ZM3 220H4V219H3ZM35 220H36V219H35ZM42 220L40 219L39 221L42 222ZM56 220H57V219H56ZM72 220H73V219H72ZM79 220H80V219H78V221H79ZM89 220L86 219L85 221H89ZM99 220H100V219H99ZM101 220H102V219H101ZM110 220H109V221H110ZM129 220H130V221H133V220H131V219H129ZM141 220H142V219H141ZM145 220H144V221H145ZM174 220H175V219H174ZM191 220L193 221V219H191ZM198 220H199V219H198ZM198 220L195 219V221H198ZM230 220H231V219H230ZM237 220H238V219H236V221H237ZM249 220H251V219H249ZM5 221H6V220H5ZM19 221H21V220H19ZM19 221H18V222H19ZM23 221H24V219H23ZM23 221H22V223H23ZM57 221H59V220H57ZM62 221H63V219H62ZM68 221H69V219H68ZM75 221H76V220H75ZM103 221L105 222L106 220H103ZM103 221H102V222H103ZM117 221L119 222V220H116V221L113 220L114 223H113V222H110L109 224H111V223H113V224H117V223H116ZM121 221H122V220H121ZM121 221H120V222H121ZM124 221H125V220H124ZM139 221H140V220H139ZM155 221H156V219H155ZM162 221H163V220H162ZM171 221H172V220H171ZM195 221H194V222H195ZM202 221H200V222H202ZM204 221H205V220H204ZM207 221L210 222L209 220H207ZM211 221H212V219H211ZM216 221H217V219H216ZM227 221H228V220H227ZM233 221H235V219H234ZM233 221H232V222L229 221V222L233 223ZM236 221H235V222H236ZM10 222H12V220L6 222V224H9V226H10ZM18 222H17V223H18ZM43 222H44V221H43ZM71 222H72V221L70 220V224H72ZM76 222H77V221H76ZM82 222H81V225H80V226H82ZM120 222H119V223H120ZM160 222H161V221H160ZM165 222H166V221H165ZM189 222H191V221H189ZM194 222H192V223H194ZM208 222H205V223H207V225H209ZM214 222H215V221H212V223H211V222H210V223L213 224ZM219 222H220V221H219ZM222 222H223V221H222ZM222 222H220V223H222ZM235 222H234V223H235ZM251 222H252V221H250V223H251ZM254 222H255V221H254ZM254 222H253V224H254ZM258 222L260 223L261 221L258 220ZM258 222H257V223H258ZM13 223H14V222H13ZM57 223H58V222H57ZM59 223H60V222H59ZM61 223H62V222H61ZM78 223L80 224V221H79ZM84 223H87V224H88V222H84ZM84 223H83V224H84ZM123 223H124V222H123ZM127 223H130V222H127ZM136 223H137V222H136ZM142 223H143V222H142ZM152 223H154V222H152ZM196 223H197V222H196ZM196 223H195V224H196ZM231 223H230L231 226H229V228L227 227V228L229 229V232H230L231 227H232V224H231ZM241 223H242V222H240L239 225H240ZM247 223H248V222H247ZM247 223H245V224H247ZM250 223H249V226L252 224V223H251V224H250ZM255 223H256V222H255ZM261 223H262V222H261ZM33 224H34V223H33ZM33 224H32V225H33ZM53 224H54V223H53ZM67 224L69 225V223H67ZM87 224H84L83 226H85V225L87 226ZM98 224H100V225L103 226V224H101V223H98ZM121 224H122V223H121ZM121 224H119V225H121ZM132 224H133V223H132ZM161 224H162V223H161ZM172 224H173V223H172ZM197 224H199V221H198ZM200 224H201V223H200ZM203 224H204V222H203ZM215 224H216V226L219 225V223L217 224V222H216ZM224 224H225V228H226V224H227V223H224ZM228 224H229V223H228ZM12 225H13V224H12ZM15 225L18 226L19 224H16V223H15ZM54 225H55V224H54ZM57 225H58V224H57ZM62 225H64V224H62ZM129 225H131V224H129ZM129 225H128V227H129ZM133 225L136 226L135 223H134ZM148 225H150V224L148 223ZM152 225H153V224H152ZM169 225H170V224H169ZM213 225H214V224H213ZM220 225H221V224H220ZM236 225H237V224H236ZM239 225H238V226H239ZM263 225H264V224H263ZM20 226H22V224H21ZM20 226H18V227H16V228H19ZM55 226H56V225H55ZM58 226H59V225H58ZM65 226H67V225H65ZM65 226H63V227H65ZM91 226H92V225H91ZM98 226H99V225H98ZM115 226H116V225H115ZM124 226H125V225H124ZM131 226H132V225H131ZM131 226H130V227H131ZM134 226H133V228H134ZM143 226H144V225H143ZM155 226H156V225H155ZM197 226H198V225H197ZM200 226H201V225H200ZM214 226H215V225H214ZM214 226H212L211 229H213ZM233 226H234V224H233ZM246 226H247V225H246ZM254 226H255V224H254ZM254 226H253V227H254ZM6 227H8V226H6ZM6 227H5V228H6ZM11 227H12V226H11ZM11 227H9V230H10ZM13 227H14V229H15V226H13ZM59 227H60V226H59ZM63 227H62V228L60 227L61 230L63 229ZM89 227H90V226H89ZM95 227L97 228V225H96ZM103 227H105V226H103ZM109 227L112 228V226H109ZM109 227H108V229H109ZM117 227L120 228V226H118V224H117ZM117 227H115V228H117ZM122 227H123V226H122ZM126 227H127V224H126ZM130 227H129V228H130ZM145 227H146V226H145ZM147 227H148V226H147ZM169 227H170V226H169ZM195 227H196V225H195ZM222 227H223V226H222ZM234 227H236V226H234ZM241 227H242V225H241ZM253 227H252V228H253ZM262 227H263V226H262ZM262 227H261V228H262ZM22 228H23V227H22ZM65 228H67V227H65ZM81 228H83V227H81ZM81 228H80L79 230H81ZM90 228H91V227H90ZM99 228H100V227H99ZM133 228L131 227L132 230H133ZM151 228H152V226H151ZM157 228H158V226H157ZM193 228H194V227H193ZM203 228L205 229V231H207V229H206L207 226H206V228H205V227H203ZM203 228H202V229H203ZM225 228H222V229H223L222 232H224V230L227 229V228H226V229H225ZM232 228H233V227H232ZM239 228H240V227H239ZM243 228H244V230H245L246 228L248 229V227H243ZM250 228H251V227H250ZM11 229H12V228H11ZM91 229H92V228H91ZM94 229H95V228H93V230H94ZM125 229H126V228H125ZM125 229H124V227H123V231H124ZM131 229H130V230H131ZM134 229H138L137 232H139V229H144V230H145V228H134ZM237 229H238V228H237ZM237 229L234 228L235 231H236ZM240 229L242 230V228H240ZM253 229H254V228H253ZM259 229H260V228H259ZM259 229H258V230H259ZM12 230H13V229H12ZM19 230H20V228H19ZM61 230H58V231L61 232ZM63 230H64V229H63ZM82 230H84V229H82ZM85 230L88 231L87 228H85ZM116 230H117V229H116ZM128 230H129V229L127 228V231H128ZM130 230H129V233H130ZM146 230H147V229H146ZM146 230H145V231H146ZM169 230H170V228H169ZM194 230H195V229H194ZM198 230H199V229H198ZM200 230H201V228H200ZM200 230H199V231H200ZM209 230H210V226H209ZM217 230H219V229H217ZM234 230H233V232H234ZM241 230H240V231H241ZM250 230H251V229H250ZM256 230H257V229H256ZM260 230H261V229H260ZM260 230H259V231H260ZM263 230H264V229H263ZM10 231H11V230H10ZM10 231H8V232L6 231L5 234H9ZM48 231H49V230H48ZM94 231H96V229H95ZM101 231H103V230L101 229ZM110 231H111V230H110ZM114 231H115V230H114ZM114 231H113V232H114ZM147 231H149V230H147ZM155 231H156V228H155ZM191 231H192V230H191ZM202 231H203V230H202ZM205 231H204V232H205ZM213 231H214V230H213ZM252 231H253V230H252ZM11 232H12V231H11ZM49 232H50V231H49ZM49 232H48V233H49ZM51 232H52V231H51ZM51 232H50V234H51ZM83 232H84V231H83ZM85 232H86V231H85ZM85 232H84V234H85ZM115 232H116V231H115ZM117 232H118V231H117ZM117 232H116L115 234H118ZM132 232H133V231H132ZM132 232H131V233H132ZM140 232H142V231H140ZM168 232H169V231H168ZM194 232H195V231H194ZM194 232H192V234H193ZM204 232H203V233H204ZM226 232H227V230H226ZM255 232L258 233L257 231H255ZM48 233H47V236H48ZM53 233H54V232H53ZM88 233H91V232L89 231ZM95 233H96V232H95ZM125 233H126V231H125ZM125 233H124V234H125ZM150 233H151V232H150ZM160 233H161V232H160ZM176 233H177V232H176ZM182 233H183V235H184L185 232H181V234H182ZM186 233H187V232H186ZM216 233H217V232H216ZM218 233L220 234L221 231L219 230ZM224 233H225V232H224ZM227 233H228V232H227ZM227 233H225V234H227ZM256 233H255V234H256ZM263 233H264V232H263ZM2 234H3V232H2ZM2 234H1V235H2ZM10 234H11V233H10ZM57 234H58V233H57ZM82 234H83V233H82ZM84 234H83V235H84ZM124 234H123V235H124ZM137 234H138V235H135L136 237L134 236L133 238L136 239V240L142 241V236L145 235V234L142 233V234H141L142 236H141L139 233H137ZM148 234H149V233H148ZM148 234H147V236H148ZM153 234H154V233H153ZM153 234H149V236H150V235L152 236ZM167 234H168V233H167ZM190 234H191V233H190ZM195 234H196V233H195ZM206 234H208V233H206ZM225 234H224V235H225ZM228 234L230 235L231 233H228ZM232 234H234V233H232ZM252 234H254V233L252 232ZM45 235H46V231H45ZM45 235H44V236H45ZM60 235H61V234H60ZM79 235H81V232L79 233ZM118 235H119V234H118ZM118 235H116L117 238H118ZM125 235H128V234H125ZM125 235H124V236H125ZM132 235H134V234H132ZM178 235H180V233H178ZM186 235H187V234H185V236H186ZM209 235H210V234H209ZM217 235H218V234H216V238L219 236V235H218V236H217ZM220 235L222 236L223 234L221 233ZM224 235H223V236H224ZM234 235H235V234H234ZM236 235H237V234H236ZM256 235H257V234H256ZM66 236H67V235H66ZM71 236H72V235H71ZM75 236H76V235H75ZM77 236H78V235H77ZM129 236H130V234H129ZM149 236H148V237H149ZM165 236H166V235H165ZM174 236H176V235H174ZM185 236H184V237H185ZM187 236L190 238V235H189V234H188ZM232 236H233V235H232ZM238 236H239V234L237 235V237H238ZM246 236H247V235H246ZM258 236H259V235H258ZM260 236H261V235H260ZM49 237H50V236H49ZM62 237H63V236H62ZM69 237H70V235H69ZM69 237H67V238H69ZM79 237H82V236H79ZM120 237H121V239L124 238V237H122L121 235H120ZM126 237H127V236H126ZM130 237H131V236H130ZM148 237H147V238H148ZM157 237H158V236H157ZM184 237H182L183 239L181 238L183 241L185 240ZM188 237L186 238L187 241L189 240ZM193 237H194V236H193ZM214 237H215V234H214ZM214 237H213V238H214ZM230 237H231V236H229V238H230ZM239 237H240V236H239ZM247 237H248V236H247ZM253 237H254V236H253ZM263 237H264V236L259 237V238L262 239ZM89 238H91V237L89 236L87 239H89ZM143 238H144V236H143ZM150 238H151V237H149L148 239H150ZM152 238L155 240L156 237H153V236H152ZM152 238H151V240H152ZM159 238H161V237H159ZM173 238H174V237H173ZM178 238H179V237H178ZM211 238H212V237H211ZM216 238H215V239H216ZM219 238H220V237H219ZM221 238H222V237H221ZM221 238H220V239H221ZM232 238L235 239V237H232ZM232 238H231V239H232ZM240 238H242V236H241ZM240 238H239V239L237 238V239L240 241ZM245 238H246V237H245ZM254 238L256 239V237H254ZM3 239H4V238H3ZM59 239L61 240V238H59ZM59 239H58V240H59ZM76 239H77V237H76ZM79 239H80V238H79ZM87 239H86V240H87ZM118 239H119V238H118ZM145 239H146V238H145ZM145 239H144V241L147 240V239H146V240H145ZM165 239H166V238H165ZM170 239H171V238H170ZM170 239H167V240H170ZM194 239H195V237H194ZM194 239H193V240H194ZM220 239H219V241L224 242L223 240H225L226 238H224V239L222 238L223 240H220ZM249 239L252 240V238H249ZM261 239H260V240H261ZM80 240H81V239H80ZM80 240H79V241H80ZM86 240H85V244H86ZM122 240H124V239H122ZM128 240H129V238H128ZM130 240H131V238H130ZM182 240H181V241H182ZM191 240H192V239H191ZM207 240L209 241V240H213V239H209V238H208ZM216 240H217V239H216ZM216 240H215V241H216ZM228 240H229V239H228ZM242 240H243V239H242ZM246 240H247V239H246ZM246 240H245V241H246ZM257 240H258V239H256V241H257ZM0 241H1V240H0ZM77 241H78V239H77ZM79 241L77 242V244L79 243ZM81 241H83V240H81ZM115 241H116V240H115ZM120 241H121V240H120ZM144 241H143V242H144ZM170 241H171V240H170ZM183 241H182V242H183ZM187 241L185 240V242H187ZM197 241H198V240H197ZM208 241H206V242H208ZM217 241H218V240H217ZM231 241H233V240H231ZM239 241H237V243H239ZM252 241H253V240H252ZM252 241H251V242H252ZM9 242H10V241H9ZM12 242H14V241H11V244H14V243H15V242H14V243H12ZM89 242H92V241H88V243H89ZM111 242H112V241H111ZM113 242H114V241H113ZM121 242H123V241H121ZM124 242H126V239L124 240ZM153 242H154V241H153ZM163 242H165V240H164ZM167 242H168V241H167ZM182 242H181V243H182ZM188 242H189V241H188ZM194 242H195V241H194ZM206 242H205V243H206ZM212 242H213V241H211V243H212ZM235 242H236V241H235ZM251 242H250V243H251ZM259 242H260V241H259ZM17 243H18V242H17ZM82 243H84V242H82ZM88 243H87V244H88ZM92 243H93V242H92ZM97 243H98V242H97ZM109 243H110V242H109ZM133 243H136V242H133ZM139 243H142V242H139ZM145 243H146V244H145ZM145 243H144V245H143L144 247H145V245H146V246H149V245H147V244H148L147 242H145ZM151 243H152V242H151ZM154 243H155V242H154ZM165 243H166V242H165ZM189 243H190V242H189ZM189 243H188V244H189ZM195 243H196V242H195ZM195 243H194V245H195ZM197 243H198V242H197ZM197 243H196V244H197ZM202 243H203V242H202ZM202 243H201V244H202ZM215 243H216V245H217V242H215ZM215 243L213 244L214 246H215ZM218 243H219V242H218ZM232 243H234V242H232ZM232 243H231V244H232ZM242 243H243V242H242ZM245 243H246V242H245ZM245 243H244V244H245ZM6 244H7V243H6ZM25 244H26V243H25ZM30 244H32V243L30 242ZM77 244H76V245H77ZM100 244H101V243H100ZM100 244H99V245H100ZM123 244H124V243H122V245H123ZM126 244H130V243L127 242V243H125L124 245H126ZM159 244L162 245V243H159ZM163 244H164V243H163ZM190 244L193 245L192 242H191ZM198 244L200 245V243H198ZM198 244L195 245L194 247L198 246ZM227 244H228V243H227ZM244 244H243V245H244ZM247 244H249V243L247 242ZM247 244H246V245H247ZM255 244H257V243L254 242L253 245H255ZM8 245H9V244H8ZM15 245H16V243H15ZM19 245H20V244H19ZM33 245H35V244H33ZM55 245H56V244H55ZM55 245H54V246H55ZM79 245H80V244H79ZM83 245H84V244H81V247H82ZM90 245H93V246H94V243H93V244H90ZM99 245H98V246H99ZM102 245H103V244H102ZM108 245H109V244H108ZM108 245H105V246L108 247ZM124 245H123V246H124ZM133 245H135V244H133ZM161 245H160V246H161ZM166 245H168V244H166ZM186 245H187V244H186ZM203 245H204V244H203ZM209 245H211V244L208 243L207 246L209 247ZM228 245H229V244H228ZM241 245H242V244H241ZM246 245H245V246H246ZM253 245H252V246H253ZM10 246H11V247H10ZM21 246H23V245H21ZM98 246H96L97 249H98ZM129 246H130V245H129ZM129 246H128V247H129ZM141 246H142V245H141ZM143 246H142V247H143ZM152 246L155 247V245H153V244H152ZM157 246H158V245H157ZM157 246H156V247H157ZM184 246H185V245H184ZM190 246H191V245H190ZM200 246L203 248L202 245H200ZM205 246H206V245H205ZM231 246H232V245H231ZM235 246H236V245H235ZM238 246H239V245H238ZM248 246H249V245H248ZM252 246H251V247H252ZM13 247H14L13 245H9V249H11L12 252H14V250H17L18 248H20V247H18V248H13ZM81 247H80V248H81ZM87 247H89V246H87ZM87 247H85V248H87ZM96 247L94 246V248H96ZM102 247H104V245H103ZM107 247H105V250H107V249H106ZM128 247H127V248H128ZM137 247H138V245H137ZM192 247H193V246H192ZM201 247H200V248H201ZM211 247H212V245H211ZM236 247H237V246H236ZM240 247L242 248V250L244 249L242 246H240ZM240 247H239V248H240ZM256 247H257V246H256ZM70 248H71V247H70ZM89 248H90V247H89ZM91 248H92V247H91ZM91 248H90V249H91ZM110 248H111V247H110ZM133 248H134V247H133ZM146 248H147V247H146ZM182 248H183V247H182ZM185 248H186V247H185ZM188 248H190V247H187V249H188ZM209 248H210V247H209ZM209 248H208V249H209ZM227 248H228V247H227ZM230 248H231V247H230ZM230 248H228V250H229ZM234 248H235V247H234ZM234 248L232 247V249H234ZM237 248H238V247H237ZM237 248H235V249L237 250ZM241 248H240V249H241ZM246 248H248V247L246 246ZM261 248H262V247H261ZM6 249H7V247H6ZM131 249H132V248H130V249H129V248L126 249V247H124V252L127 250L126 252H129V253H130V251H128V250H131ZM139 249H142V251H143V248L140 247ZM139 249L137 248L138 251H139ZM148 249H149V248H148ZM206 249H207V248H206ZM206 249H205V251H206ZM208 249H207V251H208ZM224 249H225V248H224ZM232 249H231V250H232ZM248 249H249V248H248ZM2 250H3V249H2ZM7 250H8V249H7ZM21 250H22V249H21ZM21 250H19V251H21ZM84 250H85V249H84ZM87 250H89V249H87ZM93 250H94V249H93ZM93 250H92V252H93ZM98 250H99V249H98ZM137 250H136V253L138 252ZM144 250H145V248H144ZM179 250H180V249H179ZM188 250H189V249H188ZM195 250H196V249H195ZM195 250H194V251H195ZM201 250H202V249H200V251H201ZM209 250H210V249H209ZM213 250H214V249H213ZM242 250H237V251H240V253H243V252L245 251V249H244L243 252H241ZM255 250H256V249H255ZM9 251H10V250H9ZM134 251H135V249H133V251H131V252L133 253ZM142 251L140 250L139 252L141 253ZM182 251H183V250H182ZM184 251H185V249H184ZM189 251H190V250H189ZM224 251H226V250H224ZM0 252H1V251H0ZM5 252H6V250H5ZM7 252H8V251H7ZM7 252H6V253H7ZM83 252H84V251H83ZM90 252H91V251H90ZM107 252H108V251H107ZM146 252H147V250H146ZM171 252H173V251H171ZM176 252H177V251H176ZM186 252H187V251H186ZM197 252H199V249L196 250V252H195V254H194L193 256L196 255V256H197V259H198V254H199V253L196 254ZM203 252H204V249H203ZM203 252H202V253H203ZM216 252H217V251H216ZM219 252H221V251H219ZM230 252H231V251H230ZM230 252H229V254H230ZM247 252L250 253V252H252V251L249 252V250H248V251H246V253H247ZM262 252H263V251H262ZM262 252H261V253H262ZM1 253H2V252H1ZM42 253H43V252H42ZM42 253H41V254H42ZM132 253H131V254H132ZM202 253H200V254H202ZM208 253H210V251H209ZM233 253H234V252H233ZM244 253H245V252H244ZM261 253H260V254H261ZM2 254H3V253H2ZM41 254H38V257H40ZM134 254H135V253H134ZM175 254H176V253H175ZM183 254H184V253H183ZM200 254H199V255H200ZM205 254H206V253H205ZM219 254H220V253H219ZM219 254H217L218 256H216V259H217V257L220 258V257H222V256H224V255H227L228 253L226 252V254H223V252H221V254H222L221 256H219ZM234 254L237 256L236 253H234ZM234 254H233V255H234ZM238 254H239V253H238ZM255 254H256V253H255ZM138 255H139V253H138ZM141 255H143V253H141ZM181 255H182V253H181ZM184 255H185V254H184ZM207 255H208V254H207ZM243 255H245V254H243ZM248 255H249V254H248ZM252 255L254 256L253 253H252ZM257 255H258V254H257ZM257 255H256V257H257ZM41 256H42V255H41ZM135 256H137V254H136ZM150 256H151V254H150ZM160 256H161V258H162L163 255H160ZM188 256H190V253H189ZM188 256H187V257H188ZM200 256H201V255H200ZM205 256H206V255H205ZM231 256H232V254H231ZM236 256H235V257H236ZM263 256H264V255H263ZM0 257H1V256H0ZM108 257H109V256H108ZM108 257H107V258H108ZM151 257H153V254H152ZM202 257H204V256H202ZM210 257H211V256H210ZM210 257H208V260H205V259H204V262H205V261H206V262L211 261V260L209 259ZM228 257L231 258L230 255H229ZM228 257H226L225 259L227 260ZM237 257H238V256H237ZM237 257H236V259H237ZM239 257H240V254H239ZM242 257H243V256H242ZM246 257H248V256H246ZM246 257H245V258H246ZM40 258H41V257H40ZM40 258H39V259H40ZM107 258H106V259H107ZM135 258H136V257H135ZM139 258H140V255H139ZM155 258H156V257H155ZM179 258H180V257H179ZM223 258H224V257H223ZM223 258H222L221 260H223ZM248 258H249V257H248ZM251 258H253V257H251ZM251 258H250V259H251ZM257 258H260V257L258 256ZM262 258H263V257H262ZM3 259H4V258H3ZM3 259H2V260H3ZM15 259H16V258H15ZM149 259H150V258H149ZM151 259H152V258H151ZM168 259H169V258H168ZM184 259H186V258L183 257V261H184ZM190 259H191L192 261H194V260L192 259V257H190ZM197 259H196V260H197ZM225 259H224V260H225ZM233 259H235V258H233ZM236 259H235V260H236ZM240 259H241V258H240ZM260 259H261V258H260ZM260 259H259V260H260ZM129 260H130V259H129ZM142 260H143V259H141V261H142ZM146 260L148 261V259H146ZM160 260H161V259H160ZM196 260H195V261H196ZM221 260H220L219 263H221ZM226 260H225V261H226ZM254 260H255V258H254ZM107 261H108V260H107ZM109 261H110V260H109ZM109 261H108V262H109ZM139 261H140V259H139ZM149 261H150V260H149ZM149 261H148V262H149ZM154 261H155V260H154ZM154 261H153V262H154ZM181 261H182V260H181V258H180V262H181ZM202 261H203V260H202ZM202 261H201V262H202ZM213 261H215V260H213ZM216 261H217V264H218V261H219V260H216ZM236 261H238V260H236ZM249 261H250V260H249ZM15 262H17L18 264H26V263L23 262V261L21 262V261H20V258H17V259L15 260ZM104 262H105V261H104ZM104 262H102V263L104 264ZM145 262H146V261H144V264H145ZM189 262H190V261H189ZM243 262H244V261H243ZM243 262H240V264L243 263ZM246 262H247V261H246ZM250 262L253 264L252 261H250ZM250 262H249V263H250ZM256 262H257V261H256ZM106 263H107V262H105V264H106ZM137 263H138V262H137ZM184 263H185V261L183 262V264H184ZM186 263L188 264V261H186ZM186 263H185V264H186ZM191 263H192V262H191ZM194 263H195V262H193L192 264H194ZM202 263H203V262H202ZM211 263H212V262H211ZM211 263H208V264H211ZM254 263H255V262H254ZM128 264H129V263H128ZM142 264H143V263H142ZM149 264H151V263H149ZM178 264H180V263L178 262ZM181 264H182V263H181ZM197 264H198V263H197ZM199 264H201V263L199 262ZM212 264H214V262H213ZM215 264H216V263H215ZM246 264H247V263H246ZM260 264H262V263H260ZM263 264H264V263H263Z\"/></svg>",
	"mask_w": 264,
	"mask_h": 264
},
{
	"label": "snow or ice",
	"instance_id": "obj_3",
	"mask_svg": "<svg viewBox=\"0 0 264 264\" xmlns=\"http://www.w3.org/2000/svg\"><path fill=\"white\" fill-rule=\"evenodd\" d=\"M163 2V0H161V3ZM249 2H251V0H249ZM152 3V0H145V4L147 5V4H151ZM179 3L180 4H183V3H185V0H179ZM217 3H220V0H215V5L217 4ZM200 4H202V5H206V3H205V0H201V3ZM59 6V5H58ZM231 6V5H230ZM84 7H86V8H88L89 7V5H84ZM202 30V29H201ZM103 35V34H102ZM57 43H59V41H57ZM237 51H239L238 49H237ZM242 55H243V53H242Z\"/></svg>",
	"mask_w": 264,
	"mask_h": 264
}]
</instances>
